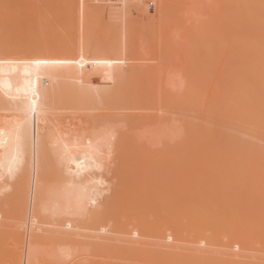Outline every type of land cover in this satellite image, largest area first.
Instances as JSON below:
<instances>
[{"label": "rangeland", "instance_id": "obj_1", "mask_svg": "<svg viewBox=\"0 0 264 264\" xmlns=\"http://www.w3.org/2000/svg\"><path fill=\"white\" fill-rule=\"evenodd\" d=\"M7 1V0H6ZM5 1V2H6ZM11 1H13L12 3L8 0L7 2L10 4L11 3V6H12V4H13V6L15 5V7H13V11H12V9L10 10V9H7V8H10L9 7V5H7L8 7H6L5 5L6 4H4V1L3 0H0V18H2L3 19V21H2V19L0 20L1 22V24H0V34L2 35V32H3V34L5 33V34H7L8 32H9V36H12V38L13 37H15V38H11V40H10V37L7 35H2V37H4V40L6 41V40H9L10 41V43L7 41L6 43H5V45L6 46H10L9 47V49L11 50V48H12V46H14L13 48H16V49H14V51L15 50H17L18 51V53H20L19 54V56H18V60L20 59V61H19V66H20V72H22L21 74H23L25 71V73H26V76H27V72H28V69L30 70V72L32 71V68H33V70H35V66H34V64L36 65V66H38L37 64H36V62H34L35 60H38V62L40 61V60H42V56H43V54H45L46 56H47V52H48V48L50 47V51H49V60L47 59L46 60V65H44L43 64V62H42V64H40L42 67H45V68H41L40 66H38V69H40V70H46L47 71V69H46V67L48 68V70L50 71V70H52L51 72L52 73H54L53 74V76L52 75H47L48 77H51V78H55V77H57V79H56V81L58 80V82H60L61 83V85L59 84L58 86H56V88H54L55 86V84L57 85L58 83H52L51 85H50V81L52 80V79H49L48 77L46 78V75L44 76L43 75V77H42V74H44V71L42 72H40V70H38L37 68H36V70H37V73L39 72L40 74V76H41V84H43V86H45V90H46V92H45V95L47 94L48 95V92H49V94H55L56 96H55V99H56V101H54L55 103L57 102V104L59 103V101H61V100H59V101H57V98L56 97H58V99L59 98H65L64 99V101H62L61 102V104L59 105V109H58V107L56 108V107H54V108H56V112L57 111H59V112H62L63 113V111H65V112H70V111H73V107H74V109L78 112V109L79 108H82L81 106H83L84 108H82L83 109V111L82 112H84L85 110L87 111V110H90L91 112H90V114H94V116H96L97 114L99 115H97V118H99V119H97L96 117H95V119H96V123L97 122H99L98 124H96L95 125V121H94V117L93 116H91L90 114H88L89 115V117L91 116V118L93 119V121L94 122H92L93 124H92V126L93 127H91V125H90V127H91V129H96V126H99V128L101 129V132H100V130H99V132H100V134L103 132L102 130L104 129V127H103V129L101 128V125L100 124H102V126H106L105 124L107 123V126H108V124H110V122H111V119H109V118H112V119H114L115 118V116H117L118 118H119V116L122 118V119H120L121 120V122H120V120H119V122H120V124H119V122H118V124L116 125L117 127H118V129H116L117 127L115 126V124L117 123V121H116V123H115V120H118V118L116 117V119H114L112 122H111V126H109L110 127V129H112V131H113V129L114 130H117L116 132H113V135H114V138L112 139V141H111V139H110V141L112 142V145H111V143H110V145L112 146L111 148H109V149H111L110 151H109V149L107 148V147H109V146H107V145H109V143L106 145V147L105 148H102V149H108V151L109 152H107V150L105 151H103L104 153L106 152L108 155H105L104 153H102V155H101V152H100V149L98 150V154H97V156L98 155H101V161H102V165L100 164V158L99 157H96L95 159H96V161L100 164V167H98L99 166V164L95 161V163H97L98 164V166L94 163V161L92 162V163H94L95 165H96V167H98V172H92L91 170L89 171V170H87V166H85V169H86V171L88 172H92L93 174H95L94 176L92 175V177L93 178H95V182H94V180H93V183H92V181H91V179H92V177H88L87 176V178H86V176H85V174L84 175H82L81 176V174L82 173H80V171H78L77 173H78V176L82 179V178H84L85 180L86 179H88V181L90 180V182H89V189L91 190H88V188H87V190L88 191H90V193L88 192V195L90 194V200H89V196L87 197L88 198V200L89 201H87V207H86V204H85V207H86V209H87V211L85 210V208H84V210L85 211H81V214L78 216L77 214H79L78 212H76L77 214H75V215H73L74 217H72V216H70V214L71 213H69V212H73V211H68V214H69V216L70 217H66V216H64V219H61V218H63V216L62 215H65V214H62L60 217L57 215L56 217H55V213H53V215H54V217H52L53 215H51V217L52 218H49L48 220H47V218H48V216H49V214H47V217H46V215H44V214H46V213H44L42 216H44V217H30V210H31V206H32V204H31V199H33L32 197L35 195V194H37L38 196H36V199H38V197L39 198H41L40 197V195L44 192V190H47V188L48 189H50L51 190V187H52V185L53 186H55V185H59V181H63V184H64V186L65 187H67V185H69L68 183V181L66 180V178H64V176L66 175V176H70V174L72 173V172H74V171H76V170H79V166H78V164H76V162H74V160L75 159H77V158H75V154H74V158H73V164H71V163H68V164H65L64 162H67V159H66V161L65 160H63V163L61 162V164L58 162V164H57V162L55 161V160H58V158L60 159L61 158V156L63 155V153L61 154V156H60V154H59V156L57 155V153H56V155L58 156V158H56V155L55 156H53V160H52V157L50 156V159L51 160H49V162H48V159H47V163H45V162H42L41 164L43 165H41V164H37V165H34L36 162H37V158H36V161H34V156H35V153H32L31 154V158H33V160H32V163H33V166L31 165V171H32V173H33V169H35V167H36V169H37V166H39V167H43V169H46V170H43V169H41V173H39L38 174V172H36V170H34L35 171V174H36V176L34 175V173H33V176H34V181H35V186H36V189H38L39 188V191H41L42 190V192H39L38 190L36 191V193L32 196L31 195V193L29 192L28 194H30V197H29V209H28V211L27 212H25L24 210H22V209H20L21 211H24V212H21L22 213V215H20V212H18L19 211V208L17 207V208H15V206L16 205H19V204H21L22 206H23V209H24V205H26L27 206V204H25V201H24V205H23V202H22V200L23 199H19L20 197H22V195L19 197H17V195H18V192L16 191V189L19 187V185H18V182L20 181V179L19 178H17V177H13L12 179H13V181L10 179V178H3V177H1V175H0V188L2 189L1 191H0V196H1V198H0V212H1V217H0V264H48L50 261V259L49 258H51V264H83V263H85V261H86V263L85 264H94V263H97V262H99V263H101V262H107V260L108 261H110V262H112V263H119L120 262V264H145V263H147V264H167V258H166V256H170V257H168V258H171V259H173V254L176 256V257H179L178 259L180 260L181 258L180 257H182L183 258V256H180V255H184V258L185 257H187L188 258V256L190 257V256H192V254L193 253H196V254H194V257H197L196 255L198 254V253H200V254H204V255H208L207 257H209V255L211 256V257H209L210 258V261H209V258H208V260H207V258L205 259V263L206 262H208V264L211 262V260L213 259L214 261H216V262H211V264H214V263H217V262H219V264H264V251H262V250H264V219L263 220H260V219H262V218H264L263 216L260 218V219H258L257 217H255V219L257 218L258 220H255L254 218H253V216H250V218H246V215H252L253 214V212L251 211V209L250 208H252L253 206H255L256 204H258V202L260 201V199H259V201L256 203V197H253V198H251L252 196H253V193H251V194H249V195H246L247 193V190L249 191L250 190V188H249V186H253V184H255V185H258V186H260L261 185V183H260V181H262V186L264 185V177L263 178H260L261 176H262V174L263 173H261L260 171L257 173V177H259V178H257V177H255L254 178V172L255 171H253V170H248L247 172H246V170H244V171H238V172H233L232 171V173L230 174L231 176L233 175H236L237 173V175H240V176H242L241 174H244V176H243V178H244V180H240V178H238V177H240V176H238L237 177V175H236V178H238V180L234 177V179H231V177L227 174H225L224 176H225V178L228 180V179H231L230 180V183L231 182H233V180H237V181H234L233 183H231V184H235V185H241V184H243V187L244 186H246V192H245V195H242L243 193H244V188H243V190L241 189V192H242V194H241V197L243 198V197H245V199L243 198H241L242 200H243V203H242V206H244L245 207V209H243L244 210V212L247 210V206H249L250 205V202H251V200L252 201H254L255 200V205H253V206H251L250 205V207L248 208V211H247V213L245 214L244 212H243V214H245L243 217H245L246 219H244V220H241V221H243V222H241L240 223V221H238V220H236L235 218H237L238 217V215L236 214L237 212H238V214H239V209H237V211H235L234 209H233V213L234 212H236L235 214L237 215V216H235V218L233 219V217L231 218V216H229L228 218L226 217H224L225 219H223V217H220V215H222V210H221V212H220V215H217L218 217H215L214 218V215L215 214H212L213 216V219H210V220H212V222H209V219H208V216L207 215H205V217L204 218H206L205 220H207L208 219V222L207 221H205L204 219H201L200 220V218L198 219V220H196V221H194L195 223H197V224H195L196 226H198V228L196 227V226H194L195 228H193V226H191L190 224H192V222L193 221H189L188 219H190V217H189V214H190V216H191V214H193L192 212H193V210H195V214L196 215H194L193 217H200L199 215V212H201V211H199L198 210V208H200L199 206H206L209 202V206H207V207H205L206 209L208 208H212L213 206V208H215L216 206H217V204L218 205H220V207L221 206H223V207H226L225 209H228V208H230V206H233L232 205V203H231V201H230V198H228V197H225V198H221V199H219V200H224V201H226L225 203H219V201H217V199L214 201V199H213V195H211V196H209V198L207 199H198V198H196V200L198 199V201H200V202H202L203 200L204 201H206V202H204V203H206L205 205H201V203L200 202H197L196 200H194V199H192V197H189V199H188V202L190 203V205L188 204V202L186 203V204H188L189 206V209H186V208H188V207H182V209L184 210V212H187V211H189L188 213H185L184 214V212L182 211V209L181 210H178V214H179V216L181 215L182 217H184V216H186V214L188 215V217H185V219L183 218V221H181L179 218H181V217H179L178 216V214L176 213L177 211H176V209L175 208H177L176 207V203H178V201H176L177 199H179L180 198V196L179 197H177L176 196V194H172L171 192H173V191H171L170 192V190H169V192H170V194H172V196L173 195H175L174 196V199L172 200V196L171 195H169V197L168 196H166V193L165 194H163L162 193V195H161V193H159L160 194V196H159V194H158V196L160 197L159 199H160V201H161V199H162V201H161V205L163 204V207H162V211H166V212H170V214L172 215H170V214H167V215H169L168 217H169V219H168V222L170 223H173L172 224V226H174L175 225V222L173 221V220H170V218L172 219L173 218V215H175L176 217H177V219H176V217L174 216V219H176L177 221H178V219H179V221L181 222V223H183V224H185L184 225V227H182V228H180V230H178V232L180 233V234H184V233H187V235H185L187 238H188V240H186V241H184V237L185 236H183V235H181V237L180 238H182V240L177 236L178 234L177 233H175L176 234V236L179 238V240L178 241H180V242H175V241H177L176 239L177 238H174L175 240H173L174 242L172 243V244H170L171 243V241H172V239L171 240H169L171 237H169L168 235L170 234L169 232H167L168 233V235H166L167 237H168V240L166 239V238H159L160 236L162 237V235L163 234H165V232L166 231H168V228H169V223H167L168 225L166 226V222H167V219H164L165 218V215L164 214H159V212H160V210L159 209H161V205H160V208H159V204H160V201L158 202L157 200L158 199H156L155 198V194H154V192L153 191H155V188H154V184H157L158 183V181L160 180H158L157 179V177L155 178H153L152 176H156V171H154L153 170V168H155V170H156V166L154 167V165L155 164H157V159L160 161V162H162V163H164V160H165V162H166V164L167 165H164V167L166 166V167H168V166H174V165H172L171 163H172V161L171 162H169V159H171V160H173V158H175L174 157V155L176 154H174V150L175 149H173L172 148V144H173V142H172V140L173 141H175V143H177V142H179V143H181V145L180 146H183V147H181L180 148V146H179V144L177 143V145L176 146H178L180 149H182L183 151L185 150V152H186V149H185V145H186V137H183V138H185L184 140V143H183V140H181V141H179L180 139H178L177 140V138L178 137H181L180 135L184 132V127L186 128L187 126L185 125L183 128H182V126L181 125H183L184 124V122H185V124H186V121H183V124H181V119H182V117L180 118V115H181V113L183 112V109H181L183 106H184V108L185 109H188L187 110V116H189L192 112V114H198V119L197 120H203V118L207 115V118L208 117H210L211 118V116H212V118H213V116L214 115H216V114H218V115H221V113H220V108L218 109L219 111H213V109L215 108V109H217L218 108V106H216V101H215V103H214V105H212L213 103H212V101L213 100H211V99H208L207 97H209V94L211 93V95H212V92H213V94H214V96L212 95V96H210L211 98H216L219 94H221V93H223V95L221 94L220 95V97H221V102H222V104H223V106H225L224 108H226L229 112H227V113H225L227 116V121L224 119V118H226L225 117V115H223L221 118H223L222 119V121L219 119L220 117L218 116L217 118L215 117L214 118V120H212L213 122L212 123H214V127H216L218 124V126L216 127L217 128V130L219 129V128H221V131L224 133V134H226V135H223V133L220 131V129L217 131V133L219 134V135H217L216 136V140L217 139H221V138H225V139H221L220 141L218 140V142H219V145H221L223 142V140H227L228 138V136H227V133H229L230 134V138H231V136H232V139H231V141L233 140V143H234V145H237L238 143H241L242 142V140H245V138H244V136L246 135V133L247 132H243V131H240L239 129H241L242 127H240V128H238L239 126H241L242 124H240V125H238L239 124V122L240 123H242V122H245V119L243 118V110H244V106H247V101L251 98V96H252V94H248L249 92H251V81H250V78L248 79V77H250V75H252V74H250L248 77H247V73H248V71H249V73H252V69H253V61L255 60V58H254V56L252 57V55L254 54V53H252V55H250L251 54V51L249 52L250 54H248V51H249V47L251 48L250 50H252V52H253V46H254V44L252 43L254 40H255V38H256V36H255V38H254V34H255V32L257 31V28L255 29V26H256V24H255V22H252V21H255L256 20V9H255V7L253 6L254 4H255V2H253L252 3V5H250V3L251 2H244V0H243V2L242 1H239V0H227V1H225V0H197V1H193V0H191V1H193L192 2V6L190 5V6H188V10H187V8H186V5L188 4L189 5V1L190 0H187L188 2L186 3V5L184 6L183 4H180L179 2H181V0H168V1H166V2H169V3H167V4H163L164 3V1L163 0H161V5H160V7H159V12L157 11V10H155V8H157L156 6H157V2H159V1H157L156 2V4H155V8H148L149 6H146L149 10H151L152 11V13H151V17L150 16H147L146 15V17H144V14H143V9L145 10V12H147L146 10V8L144 7V4L145 5H148L147 4V2H148V0H137L136 2L138 3V4H140V7H142L141 9L138 7V4L136 5L137 7H138V9H140L139 10V12H138V10H137V8H136V6L134 5V7L132 6L133 4H131L132 2H130V0H124V3L126 4L127 2V4L126 5H128V8L126 9V12H125V6L126 5H123V3H122V1L121 0H99L101 3H99L98 1L97 2H95V3H93V4H91L92 6H93V10H94V13L96 14V13H103V12H105L106 10H107V8H108V6H111V7H109V8H111V9H113V11H117V10H114L115 9V1H116V3L117 2H119L120 4H122V6L123 7H120V10H119V14L117 13V16H113V19H111V18H108V17H105L106 16V14H104V15H101V14H98L99 15V20L97 19L98 17H96V18H94V20L97 22V24H95L94 25V21H93V19L92 20H89L88 21V29L86 30L87 32L90 30V33H91V31H92V33H91V35H90V37H88L89 35H87L88 33L86 32V35L87 36H85L84 37V39L86 40L87 39V37H88V40H84V42H85V44H87L88 42H92V46L91 47H94L95 45L96 46H100V48H95V50H94V48L92 49L91 47V49H89V47H88V45H90L89 43L87 44V49H89L91 52H89V54H90V56H89V54H88V52L87 51H89V50H87L86 52H85V54H86V56L87 57H97V54L98 53H101L102 52V50L104 49L105 51L106 50H108L106 53H105V51H103L102 52V57L103 58H106L108 55H109V57H107V61L108 60H113L114 62H115V58L114 57H117V56H121L122 58H124L125 59V61H123V64L125 63H127V65L128 66H136L137 67V65H138V71H140L139 73H140V75L138 76V71H136V73H138L137 75H134V77L133 78H131L132 79V81H130V80H128V81H126V79H124V81L123 80H121V81H117V78L116 77H114L115 75H116V73L115 72H112V74L111 75H113V73H115L114 74V80H116V81H114L112 78V80L113 81H111L110 83H109V76H108V83L107 84H105L104 83V81L102 82L103 83V85L100 83V86H98V90L97 91H101V96H102V99L105 97V99H103L104 100V102H105V104H103L102 105V100H101V98H100V95H99V93L97 94L96 93V91H95V89L93 88V85H95L94 83H95V81L93 82L92 80H94L95 78H94V76H92L93 77V79H89V81L87 80V78H85L87 81H88V83H86V82H84V78H83V76H82V78H83V80H82V78L81 77H78L77 78V74L79 73H77L76 74V81H75V77L74 78H67V82H66V77H64L63 76V74L65 73L66 74V76H69V75H67V73H66V71H65V69H63V71L61 70L60 71V69H62V68H60V66H62V65H60V66H57V63L56 62H62L63 61V58L64 57H66L67 56V58H68V61H64L63 63H67V62H69V64L70 63H72L73 61H75V58H76V56H77V53H75V51L77 50H74V49H72V52L71 53H69V54H67V53H65L64 54V56H62V52H60V50H58L57 52H59L60 54H55L54 53V50L55 49H51V47H53V45L55 44V45H57L58 44V46L59 47H61V43H63L64 44V41L62 42L61 41V43H58V42H60V39H59V37H62L61 39L62 40H65V37H67V32H75V33H78L79 34V37H77L76 35V37L78 38V40H75V41H77L76 43H78L79 41H80V37H81V30H80V21H79V28L77 27L78 26V24H76L77 22V20L75 21V25H74V23H73V20H72V16H71V13H70V9H71V7H70V5H73L72 3H71V1L70 0H68V3H67V1L66 0H55V2L57 3H51L50 2V0H39L38 2L39 3H36L37 2V0H29V1H31L32 2V6L34 7V8H36L37 9V11H38V13H37V11H36V9H34V8H32V6H31V2H29L28 0H19L20 2L19 3H16V1L15 0H11ZM21 1H23L22 3L24 4V5H22L21 4ZM57 1H61L60 3H62L63 2V4H59ZM70 1V2H69ZM147 1V2H146ZM177 1V2H176ZM179 1V2H178ZM184 1V0H183ZM182 1V2H183ZM186 1V0H185ZM190 1V2H191ZM201 1H203V3L201 2ZM206 1V2H205ZM233 1V2H232ZM246 1V0H245ZM33 2H35L36 3V6L38 7H36L35 6V3H33ZM43 2H46V3H49L50 2V4H54V6H56L57 5V10H56V7H54L53 5L50 7V9L51 10H49L48 12H49V14H48V12H47V10L46 9H49V6L50 5H48V6H46V9H45V11H43L42 10V13H41V7H45V5L43 6ZM52 2H54V1H52ZM105 2V3H104ZM111 2H113V3H111ZM134 2H135V0H134ZM133 2V3H134ZM136 2H135V4H136ZM143 2H144V4H143ZM165 2V3H166ZM181 2V3H182ZM195 2V3H194ZM197 2V3H196ZM208 2H210V3H208ZM236 2V3H235ZM4 4V6H3V4ZM7 3V4H8ZM30 3V4H29ZM80 3V2H79ZM111 3V4H110ZM226 4V6H228V7H226V6H223V5H225ZM229 3V4H228ZM235 3V4H234ZM245 3H247V5H245ZM28 4H29V6H28ZM39 4V5H38ZM64 4H67V5H69V6H67V9H68V7H70L69 8V10H64V9H66V8H64ZM97 4V5H96ZM112 4H113V8H112ZM142 4V5H141ZM176 4L178 5V6H176ZM196 4H197V6H196ZM208 4V5H207ZM228 4V5H227ZM233 4V6H231V5ZM60 5H63V7L62 6H60V11H59V6ZM131 5V6H130ZM159 5V4H158ZM172 5V6H171ZM181 5L183 6V7H185V9L187 10H185L183 7V11L185 10L186 11V13L188 12V13H190L191 12V10H192V8L194 7V5H195V8H196V11H198L197 12V14H194V15H196L197 17H195V16H193V17H191L192 19H190V23H189V21H188V19L187 18H185V17H187L188 16V13H187V16H185L184 14H180V13H182V10H180L181 9ZM201 7H200V6ZM203 5L205 6V7H203ZM207 5V6H206ZM238 5H239V7H238ZM240 5H241V7H240ZM18 6V7H17ZM20 6H21V8H20ZM26 6V7H25ZM31 6V7H30ZM41 6V7H40ZM91 6V7H92ZM131 8H130V7ZM164 6H165V8H164ZM176 6V7H175ZM180 6V7H179ZM230 6V7H229ZM247 6V7H246ZM30 7V8H29ZM48 7V8H47ZM97 7V11H95V8ZM127 7V6H126ZM162 7L164 8V10L162 9ZM170 8V11L168 12L167 11V9L168 8ZM175 7V8H174ZM179 7V8H178ZM205 8V9H201V8ZM208 7H209V9H208ZM212 7V8H211ZM228 9V11L230 12V10H231V12H230V14H229V12L227 11V13H224L227 9ZM232 7H233V9H232ZM243 7V9L245 10V11H247V10H249V14L247 13V12H243L244 10L242 9H240V8H242ZM2 8H4V9H2ZM18 8H19V10H18ZM23 8V9H22ZM28 8V9H27ZM40 8V9H39ZM62 8V9H61ZM79 8H80V5H79ZM105 8V9H104ZM123 9V13H125V15H128V16H125L124 14H122V9ZM132 8H134V9H132ZM135 8H136V10H135ZM160 8H161V10H160ZM167 8V9H166ZM177 8V10L178 11H176L175 9ZM20 9L22 10V11H20ZM33 9H34V12H33ZM55 9V10H54ZM128 9H132V11L131 12H129L128 11ZM158 9V8H157ZM212 9H214V10H212ZM62 10H63V12H64V14L65 13H67L66 15H67V17L69 18L70 16V19L72 20L70 23L74 26V28L76 27L79 31H77L76 32V29H75V31L72 29L73 28V26H72V28H71V26H70V31H66V29L64 30V28L65 27H67V26H64V25H66V19H68V18H66V16L63 14V15H61L63 12H62ZM104 10V11H103ZM110 10V9H109ZM136 11V12H138L136 15L135 14H133V11ZM149 10H148V12H149ZM166 10V11H165ZM169 10V9H168ZM203 10V11H202ZM211 10H212V12H211ZM224 10V11H223ZM2 11V12H1ZM5 11V13H3ZM8 11V12H7ZM17 11H19V12H17ZM36 11V12H35ZM53 11H55L57 14H58V12L57 11H59V12H62V13H59L58 15L55 13L54 14V12ZM72 11H73V9H72ZM103 11V12H102ZM134 11V12H135ZM154 11H155V13H156V11H157V13L159 14H155L154 13ZM165 11V12H164ZM181 11V12H180ZM185 11H184V13H185ZM196 11H194V13H196ZM205 11V12H204ZM240 11H242V12H240ZM9 14H7V13ZM19 14H17V13ZM40 12V13H39ZM44 12H45V14H46V16L44 17ZM52 12V13H51ZM74 12V11H73ZM72 12V14H75V13H73ZM144 12V13H145ZM147 12V13H148ZM164 12V16H163V13ZM179 12V14L177 15V13ZM209 12V13H208ZM211 12V13H210ZM2 13V14H1ZM147 13H145V14H147ZM160 13H161V15H160ZM168 13H170V15L168 14ZM174 13H175V15H174ZM213 13H215V14H213ZM234 13V14H233ZM247 13V14H246ZM5 14H7L8 15V17H6V16H4ZM12 14H15L17 17H15L16 19H15V21L13 20V18H14V16L15 15H13L12 16ZM22 14H26L25 15V19L28 21H25V23L23 22V21H21V20H24L22 17H24V15L22 16ZM30 14H32V16L30 15ZM38 14H39V16H38ZM41 14V15H40ZM42 14H43V16H42ZM48 14V15H47ZM150 14V12L148 13V15ZM152 14H154V15H152ZM201 14H204V15H201ZM213 14V15H212ZM229 15V16H225V15ZM250 14H254V17H256L255 19H254V17L252 16V15H250ZM28 15V16H27ZM138 15V17H136ZM140 15V16H139ZM185 17H184V16ZM192 15V14H191ZM190 15V16H191ZM210 15V16H209ZM212 15V16H211ZM222 15V16H221ZM230 15H231V17H230ZM235 16V17H238V19L236 18H233V16ZM243 15H245V18L247 17V19H243ZM252 16V18L250 17V16ZM13 18H12V17ZM22 16V17H21ZM41 16H42V20L41 19H39V18H41ZM51 17V19L53 20V21H55L54 22V24H53V21L52 20H50V19H48L49 17ZM76 16V14L73 16V17H75ZM103 17L102 19H100L101 17ZM118 16L120 17L121 16V18H118ZM125 16V17H128L129 18V20L126 18L125 20L127 21L128 20V22H126V25H127V31L129 32V35H131V37H129L128 38V36H127V34H128V32H127V34H126V36H127V39H130V40H127V41H129L128 43H127V41H126V39H125V46L126 47H128V49H125V51H124V49H123V52H122V54H121V49H122V47L119 45L120 44V42H121V39H120V37H118V40L116 41V37L118 36V34H117V32L119 31V29L121 28V27H123V26H121V25H123L124 23H120V21H122L123 22V20H122V18ZM157 16V17H156ZM159 16H161V17H159ZM175 16V17H174ZM181 16H183L185 19H186V21H184L185 19L184 18H182ZM189 16V17H190ZM206 18H205V17ZM217 16H218V18H217ZM10 17H11V19H10ZM19 17H20V19H19ZM31 17H33L34 19L33 20H31ZM36 17H39V18H36ZM44 17V18H43ZM57 18V20H54L53 18ZM61 17L62 18H64V21H61L60 19H61ZM114 17H117V18H115L114 19ZM130 17H131V19H130ZM143 18V19H140V18ZM150 17V18H149ZM163 17V18H162ZM166 17V18H165ZM178 17L179 18H181V20L180 19H178ZM195 17V18H194ZM213 17V18H212ZM223 17V18H222ZM226 17V18H225ZM252 19V21H249V20H251L250 18ZM28 18H29V20H31V21H29L28 20ZM66 18V19H65ZM109 20H108V19ZM144 18H145V20H144ZM155 18V19H154ZM168 18V19H167ZM171 18V19H170ZM176 18V19H175ZM212 18V19H211ZM228 18V19H227ZM231 18V19H230ZM8 19V20H7ZM37 20V21H34V20ZM47 19H48V22H47ZM58 19L60 20V22H58V23H62L61 25H59V27L60 28H58V26H57V21H58ZM74 19V18H73ZM77 19V18H76ZM124 19V18H123ZM150 19H154V20H150ZM159 19V20H158ZM210 19V20H209ZM220 19V20H219ZM233 19V20H232ZM249 19V20H248ZM11 21V23L10 22H7V21ZM16 20H17V22L19 23H16ZM19 20V21H18ZM75 20V19H74ZM142 20V21H141ZM165 20V21H164ZM182 20H183V22H182ZM194 20V21H193ZM230 20V21H229ZM237 20H238V22H237ZM244 20H246V21H244ZM6 21V22H5ZM34 21V22H33ZM44 21V22H43ZM45 21H46V23H45ZM70 21V20H69ZM133 21H135L134 23H136V24H134L133 23ZM139 21L141 22V24H143L144 25V27H139L138 26V23H139ZM143 21H144V23H146V24H148V26H150V27H154V26H161L160 28L161 29H159L158 27H157V33H156V30H153L152 31V29L153 28H149V31H148V28L145 26V24L143 23ZM156 21H160V23H158V22H156ZM181 21V22H180ZM234 21V22H233ZM247 21H248V23L249 22H252L251 24V26H253L254 24V27H252L253 29H251V28H249V27H251V26H249L248 27V29H251V30H247V31H244V29H246L245 28V26L247 27L248 25H250V24H248L247 25ZM6 23V25H9V24H11V26H13L12 25V22H14L13 24H15L14 25V29H15V31H16V33H18L19 32V34H20V32H21V34L23 33L22 31H25V35H27L26 37H27V40H26V37H24L25 35H24V33L22 34L23 35V37L21 36V37H19V34L17 35L16 33H15V31L13 32L12 30L13 29H10V28H12V27H10V25L9 26H6V25H4L5 23ZM52 22V23H51ZM64 22V23H63ZM68 22V21H67ZM104 22V23H103ZM109 22V23H108ZM112 22V23H111ZM138 22V23H137ZM151 22L153 23V24H151ZM165 22V23H164ZM185 22H187V26H186V23ZM211 22H213V24L215 23V24H217L216 26H215V28H217V26H219L218 28L219 29H215L214 28V25L211 23ZM237 22V23H236ZM4 23V24H3ZM9 23V24H8ZM35 23H37L39 26H41L40 24H42V27H38V25H36ZM49 23V24H48ZM69 23V22H68ZM69 23V24H70ZM103 23V24H102ZM117 23H119V24H117ZM128 23V24H127ZM130 23V24H129ZM158 23V24H157ZM169 23V24H168ZM182 23V24H181ZM210 23V24H209ZM233 23V24H232ZM241 23V24H240ZM246 23V24H245ZM18 24V25H17ZM20 24H22V25H20ZM34 24L37 26V27H35L34 26ZM48 24V26H46V25ZM53 26H52V25ZM56 24V25H55ZM93 24V25H92ZM100 24V25H99ZM115 25V27L117 28H114V25ZM140 24V25H141ZM156 24V25H155ZM162 24H167L166 26H167V29L169 28L168 27V25L171 27V26H174V28L172 27V29L174 30V31H176V33H178L177 35H176V37H175V39L176 40H170L169 41V43H167L165 40V43H167V45H171L170 47L169 46H167L166 44H165V47H164V41H162L164 38L166 39V27L164 28V25L162 26ZM194 24L196 25V26H198V25H200V26H198V28H197V30H196V34H197V36H195V31H192V30H194V28H193V26H194ZM204 24V25H203ZM211 24L213 25L212 27H211ZM226 24V25H225ZM228 24H231V25H228ZM243 24H245V25H243ZM2 25V26H1ZM19 25H20V27H19ZM28 25V26H27ZM102 25V26H101ZM153 25V26H152ZM229 26V28H228V26ZM235 25L237 26V27H239V25H241V27L242 28H240V30H236V31H234V29H236L235 28ZM22 26H24V27H22ZM57 26V27H56ZM94 26V28H92V27ZM119 26H120V28H119ZM196 26H194L195 28H196ZM4 27H5V29H4ZM8 27V29L9 30H7L6 28ZM19 27V28H18ZM26 27H28V28H26ZM30 27V28H29ZM32 27V28H31ZM46 27V28H45ZM52 27H56V33L54 34V31H55V29L54 28H52ZM64 27V28H63ZM89 27H90V29H89ZM106 27V28H105ZM112 29H111V28ZM192 27V28H191ZM205 27V28H204ZM209 27L210 28V30H209V28L207 29V28ZM231 27H232V29H231ZM233 27H234V29H233ZM2 28V29H1ZM22 28V31H20V29ZM34 28H37V30H38V28H39V31H38V33H41L42 32V34H38L37 33V31L36 30H34ZM104 28V29H103ZM108 28H110V30L108 29ZM154 28H156V27H154ZM165 29V31H164V29ZM180 28V29H179ZM28 29V30H27ZM29 29H31L30 31H35L36 32V35L34 34V32H30L29 31ZM33 29V30H32ZM54 29V30H53ZM59 29V30H58ZM96 29V30H95ZM100 29V30H99ZM122 29V28H121ZM120 29V30H121ZM145 29H147V30H145ZM158 29H159V31L161 30V32H160V34H161V36H160V34H159V31H158ZM162 29H163V31H162ZM176 29V30H175ZM188 29V30H187ZM190 29H192L191 31H189ZM199 29V30H198ZM204 29L207 31V33H209V31H210V35L213 33V35L216 37V35H217V38H215V37H210L209 36V34H207L206 33V31L204 32ZM212 29L214 30V31H212ZM222 29L225 31V33L223 34V32L224 31H222ZM243 29V30H242ZM17 30H18V32H17ZM50 31V34H52L50 37V39H52V38H55V36L56 37H58V38H56V39H54V40H51L50 41V39L48 40V41H50V42H53V45H52V43H50V42H48V45L47 44H45V40H47L46 39V37L48 36V35H50L49 34V32H48V35H46L47 34V31ZM95 30V31H94ZM106 30V31H105ZM108 30V31H107ZM114 30V31H113ZM142 30H143V32H142ZM150 30L152 31V32H150ZM185 30V31H184ZM203 30V31H202ZM221 30V31H220ZM256 30V31H255ZM41 31V32H40ZM100 31V32H99ZM104 31V32H103ZM133 31V32H132ZM155 31V32H154ZM180 31V32H179ZM193 32V33H186V32ZM227 31V32H226ZM234 31V32H233ZM242 31V32H241ZM253 31H255L254 33H253ZM57 32H59V34L57 33ZM60 32L62 33V32H64L65 34H60ZM121 32V31H120ZM140 32V33H139ZM143 34H142V33ZM154 32V36L155 35H157V39H155L154 38V36H153V34L151 35V34H149V33H153ZM186 34H185V33ZM220 32V33H219ZM237 32H239V33H243V34H245V35H247L248 34V36L251 38V39H248V37L247 36H242V37H240L239 36V33H238V35H237ZM10 33H11V35H10ZM33 33V35H34V37H36V39H38V40H34V38H31L33 35H31V34ZM99 33V34H98ZM101 33H103V34H101ZM104 33L105 34H107V35H104ZM146 35H145V34ZM182 33V34H181ZM205 33H206V35H205ZM226 33H229V34H226ZM20 34V35H21ZM67 34V35H66ZM85 34V33H84ZM121 34V33H120ZM221 34H222V36H221ZM250 34V35H249ZM0 35V36H1ZM29 35V36H28ZM39 35V36H38ZM40 35H42L43 36V38H42V36L40 37ZM71 35H74L73 33H71ZM95 35H99L98 37L96 36L95 37ZM115 36V38H114V36ZM162 35H163V37H162ZM202 35V36H201ZM232 35V36H231ZM237 35V36H236ZM37 36H38V38H37ZM44 36H45V40H44ZM100 36H103V37H101L102 38V40H100ZM106 36V37H105ZM150 36H152L151 38H153L152 40H151V42H149V37ZM160 36V37H159ZM192 36H194L195 38H196V40L194 41V37H192ZM199 36H201L202 38L200 39V37ZM221 38H220V37ZM231 36V37H230ZM237 37V39H236V37ZM9 37V38H8ZM49 37V36H48ZM123 37V36H122ZM182 37H184V38H182ZM198 37V38H197ZM204 37V38H203ZM207 37V38H206ZM209 37V38H208ZM227 37V38H226ZM238 37H240V38H238ZM244 37H246L245 39H244ZM25 38V39H24ZM42 38V39H41ZM73 39H74V37H72ZM72 38H70L69 37V39H71L72 40ZM76 38V39H77ZM90 38H91V40H90ZM111 38H113V39H111ZM133 38V39H132ZM159 38L161 39L160 41H159ZM193 38V39H192ZM210 38H212V40L210 39ZM213 38H215L216 40H222V41H218L219 42V44L217 45V43H216V41H215V39H213ZM225 38V39H224ZM242 38V39H241ZM31 39L33 40V41H31ZM66 39H68V37L66 38ZM68 39V40H69ZM94 39V40H93ZM136 39H137V41H136ZM183 39H185L184 41H183ZM187 39V40H186ZM233 41H232V40ZM234 39L235 40H238L239 41V39H241L240 41H244L245 40V43L244 42H239V46H241V48L244 50V47H246L248 50H246V52H245V50H244V52L247 54H245L244 52H242L243 50H240V47L237 45V43L235 44V43H232L231 45L230 44H227L228 42L229 43H231V42H234ZM257 39V38H256ZM15 40V41H14ZM26 40V41H25ZM40 40H42V42L40 41ZM107 40V41H106ZM112 40V41H111ZM132 40V41H131ZM135 40V41H134ZM140 40V41H139ZM154 40H156V41H154ZM167 40V39H166ZM178 40V41H177ZM214 40V41H213ZM225 40H227V42L225 41ZM230 40H231V42H230ZM249 42H248V41ZM250 40H252V41H250ZM17 41V42H16ZM30 41V42H29ZM38 41H40L41 43H39ZM58 41V42H57ZM75 41H73V42H75ZM93 41H94V44L95 45H93ZM110 41H111V43H110ZM120 41V42H119ZM131 41V42H130ZM161 42V44H163V47H161V46H159V45H161L159 42ZM2 42V41H1ZM1 42H0V46H2V45H4V42H2V44H1ZM23 42H24V44H23ZM119 42V43H118ZM137 42L139 43V50H140V52H139V50H137V52H136V54H137V56H136V54H135V52L133 51V50H135L137 47H138V44H137ZM171 42H172V44H171ZM212 42H215L216 43V45H217V47L212 43ZM222 42H223V44H222ZM248 42V43H247ZM8 43L10 44V45H8ZM19 43L20 44H22V45H19ZM33 43V44H32ZM66 43H67V40H66ZM70 43H71V41H70ZM115 43V44H114ZM118 43V44H117ZM131 44V45H128V44ZM143 43V44H142ZM153 43H156V44H154L153 45ZM174 43H176V44H174ZM196 43V44H195ZM225 43V44H224ZM250 43V44H249ZM34 44L35 45H37V50L35 49V51H37L36 52V55L38 54V53H40V50H42L43 48H42V46H41V48H39L40 47V45L42 44L43 46H49L46 50V53H44L43 51L45 50V49H43V51H41V53L43 52V54L41 55V57L39 56H36V55H34V56H36V58H38V59H36V58H34V56H33V59H34V61H32V66H30V67H28L29 65L27 64V62L25 61V60H27L28 61V56H25V54H26V50H27V48L25 47V46H27V47H29L30 48V46L32 45V46H34ZM38 44H40V45H38ZM51 46H50V45ZM68 44V43H67ZM74 44V43H73ZM72 43H71V45H73ZM98 44V45H97ZM122 44V43H121ZM146 44V45H145ZM150 44H152V45H150ZM241 44H243V45H241ZM4 45V46H5ZM54 45V46H55ZM66 45V44H65ZM69 45V44H68ZM111 45V46H110ZM120 47H119V46ZM123 45V44H122ZM141 45V46H140ZM155 45H156V48H152V47H155ZM209 45V46H208ZM213 45V46H212ZM229 45V46H228ZM244 45H246V46H244ZM252 45V46H251ZM16 46V47H15ZM21 46V51H23L22 49H23V47H25L26 49H24V51H25V54H24V51H23V53L21 54V52H20V50H18V48ZM57 46V47H58ZM74 46V45H73ZM76 46H78L77 44H76ZM79 46H80V44H79ZM78 46V47H79ZM129 46H131L130 48H129ZM134 46H136V47H134ZM172 46H173V48H172ZM196 46V47H195ZM231 46V47H230ZM234 46L236 47V46H238L237 47V49L236 48H234ZM242 46H244V47H242ZM18 47V48H17ZM36 47V46H35ZM58 47V49H64L63 48V45H62V48H59ZM125 47V48H126ZM161 47V48H160ZM169 47V48H168ZM200 47V48H199ZM203 47V48H202ZM214 47V48H213ZM233 47V48H232ZM34 48V47H33ZM53 48H55V47H53ZM77 48V47H76ZM107 48V49H106ZM118 48H121L120 50H118ZM133 48V49H132ZM142 48V49H141ZM178 48V49H177ZM209 48V49H208ZM218 48V49H217ZM220 48V49H219ZM221 48H223V49H221ZM5 50H7L8 49V47L6 48H4ZM79 49V48H78ZM99 49V50H98ZM111 49V50H110ZM114 49H116L115 51H114ZM145 49H146V51H145ZM161 49V50H160ZM225 49V50H224ZM226 49H227V51H226ZM235 51H234V50ZM29 50V49H28ZM51 50L53 51L52 53H51ZM101 50V51H100ZM126 50H128L127 51V53H124V52H126ZM144 50V51H143ZM157 50V51H156ZM241 51V52H239V54L242 56H244L245 58H246V60H247V57H249L248 58V60H247V64H244L246 61H245V59L244 58H242L241 56H239L238 58L239 59H237L236 60V58H232L231 59V56L232 57H235L236 55L235 54H238V52L237 51ZM8 51V50H7ZM7 51H5L6 53H7ZM33 51H34V49H33ZM98 51H100V52H98ZM131 51H132V53L133 54H135L134 56H133V54H131ZM153 51V52H152ZM162 51L164 52V53H162ZM184 51V52H183ZM215 51H217V52H215ZM5 52L3 53V51H2V54H4V57L5 58H3V55H2V57L1 58H3V61L5 62V60H6V56H5ZM16 52V51H15ZM15 52H13L12 54L14 55V57L16 56L17 57V53L16 54H14ZM29 52H31V51H28L27 53L29 54ZM93 52H95L96 53V55H95V53L93 54ZM98 52V53H97ZM129 52V53H128ZM154 52H155V54H154ZM234 52V53H233ZM106 54V55H104V54ZM109 53V54H108ZM124 53V54H123ZM167 53V54H166ZM242 53V54H241ZM10 54V51H9V53H8V56H7V58L8 57H11L12 58V56H10L9 55ZM28 54H26V55H28ZM31 54H33V53H31ZM121 54V55H120ZM160 54V55H159ZM193 54V55H192ZM217 54H218V56L220 55L221 56V54H222V56H221V58L220 57H218L217 56ZM230 54V55H229ZM238 54V55H239ZM24 57L25 56V59H24V61H23V58H22V56ZM38 55H40V54H38ZM114 55V56H113ZM129 55H130V57H129ZM152 57H151V56ZM154 55V56H153ZM235 55V56H234ZM237 55V56H238ZM45 56V57H46ZM54 57V58H62L61 60L62 61H59V60H53V59H51L50 57ZM61 56V57H60ZM224 56H226V57H224ZM236 56V57H237ZM13 57V58H14ZM15 57V58H16ZM27 57V58H26ZM31 57V55H29V58ZM72 58V60H69V59H71ZM98 57H100V54H98ZM121 57H119V58H117V59H119V60H124V59H122ZM149 57V60L150 61H147V58ZM150 57H151V59H153L152 61H151V59H150ZM173 57V58H172ZM11 58H10V63L11 62H13V61H11ZM12 58V59H13ZM32 58V57H31ZM47 58V57H46ZM108 58H110V59H108ZM112 58V59H111ZM203 58V59H202ZM32 59V60H33ZM43 59H44V56H43ZM50 59H51V61H50ZM117 59H116V63H118V61H117ZM191 59V60H190ZM199 59H202L201 61L199 60ZM240 59H242L241 61H242V63L243 64H240V62H239V60ZM252 60L251 62H250V64H248L249 63V60ZM138 60H142L141 62H139ZM155 60H156V62H155ZM172 60V61H171ZM235 60L236 61H238V64H237V62H235ZM244 60V61H243ZM14 61H16V59L14 60ZM47 61H49L50 63L51 62H53L52 64H50V65H47ZM113 61H111V62H113ZM231 61V62H230ZM233 61V62H232ZM0 62L1 63H4V62H2V60L0 59ZM41 62V61H40ZM39 62V63H40ZM76 62V61H75ZM75 62H74V64H75ZM100 61H98V63H99ZM135 62V63H134ZM148 62V63H147ZM162 64V66H160V63ZM179 62V63H178ZM1 63H0V68H1ZM7 63H8V66H9V62H8V59H7ZM6 62H5V65L7 64ZM14 63V65H15V62H13ZM16 63L18 64V61H16ZM63 63H61V64H63ZM109 64H110V61L108 62ZM143 63V64H142ZM150 63V64H149ZM222 63V64H221ZM235 63V64H234ZM12 64V63H11ZM28 65V66H25V65ZM73 64V63H72ZM74 64H73V66H74ZM108 64V65H109ZM119 64L121 65V63H120V61H119ZM122 64V65H123ZM148 64V65H147ZM151 64H152V66H151ZM155 66H154V65ZM166 64V65H165ZM179 64V65H178ZM189 64V65H188ZM224 64V65H223ZM13 64H12V66H14ZM76 65L77 64H75V67H76ZM110 65H113L112 63L110 64ZM142 67H144L145 66V68H150V70L151 71H149L148 69H145V72L143 71V69H141V66ZM181 65V66H180ZM200 65V66H199ZM207 65V66H206ZM226 65V66H225ZM228 65H230L229 67H228ZM232 65V66H231ZM239 65L240 66H242L241 68L243 69V67H245L243 70H245V71H243V70H240L241 68L239 67ZM252 65V66H251ZM11 66V67H12ZM67 66V65H66ZM72 66V65H71ZM79 66V65H78ZM117 66V65H116ZM149 66V67H148ZM151 66V67H150ZM159 66H160V69H162L163 68V70H164V74H163V76H162V78L163 79H159L158 77H157V74H158V72L156 73V71H158V69H159ZM183 66V67H182ZM193 68H192V67ZM213 66V67H212ZM215 66V67H214ZM3 67H4V65H3ZM11 67H10V70L5 66L4 68H6L7 70H8V72H9V74L10 73H12V69L14 68H12L11 69ZM15 67H17V66H15ZM56 68V67H59L60 69L59 70H57L56 71V69H52V68ZM63 67V66H62ZM80 67V66H79ZM115 67V66H114ZM158 69H157V68ZM182 67V68H181ZM189 67H191V68H189ZM224 67V70L222 69ZM225 67L227 68V69H225ZM19 68V67H18ZM24 68V69H23ZM26 68H28L27 70H25ZM77 68V67H76ZM81 68V67H80ZM80 68H77V71H78V69H80ZM136 68V69H137ZM140 68V69H139ZM189 68V69H188ZM208 68V69H207ZM210 68H214V69H210ZM240 68V69H239ZM247 68V69H246ZM6 69H3V70H1L0 69V71H3V72H5V73H8L7 71H5ZM14 69H16V68H14ZM83 70H84V68H82ZM159 69V70H160ZM178 69H180V70H178ZM200 69V70H199ZM233 69V70H232ZM17 70V69H16ZM35 70V71H36ZM81 70V69H80ZM79 70V71H80ZM190 70H191V72H190ZM226 70V71H225ZM247 70V71H246ZM54 71H56V72H54ZM141 71H143V72H141ZM148 71V72H147ZM201 71V72H200ZM209 72L208 74H206L205 75V73L206 72ZM220 71H221V73H220ZM223 71H225V72H223ZM227 71H229V72H231V73H229V72H227ZM13 72H15L14 70H13ZM17 72V71H16ZM48 72V71H47ZM57 72H60V74H61V76L57 73ZM63 72V73H62ZM81 72V71H80ZM84 72H85V70H84ZM83 72V73H84ZM147 72V74H145ZM153 72V73H152ZM178 72V73H177ZM214 72V73H213ZM226 72L227 73H229V75L230 74H232L233 76H234V74H235V76L234 77H236V79L235 78H233V76H231L230 75V77H229V75H227L226 74ZM242 72V73H241ZM244 72H245V74H244ZM17 73H19V70H18V72ZM32 73V76L34 75L35 76V78L34 77H32L31 75H29V74H31ZM31 73H28V77H23L22 78V80H23V82L21 83V87H23V85H24V87L26 86V84L27 83H25V82H27V78H33V81H32V83L34 82V80L36 79V81H37V86H38V84L40 83V80H38V78L36 77V73H34V71H32ZM34 73V74H33ZM141 73H143V75L145 74V76H143L142 77V74ZM214 74V76H213V74ZM219 73V74H218ZM248 73V74H249ZM56 74V75H55ZM80 74V73H79ZM94 74H96V73H94ZM168 74H170V75H168ZM177 74V75H176ZM179 74V75H178ZM187 74V75H186ZM55 75V76H54ZM58 75V76H57ZM72 74H70V76H71ZM85 75V74H84ZM87 75V74H86ZM89 75V74H88ZM87 75V76H88ZM98 75V74H97ZM109 75V74H108ZM110 75V76H111ZM147 75H148V77L149 78H147ZM154 75H155V78H154ZM200 75V76H199ZM243 75H246V76H243ZM29 76H31V77H29ZM62 76H63V78H62ZM99 76H101L100 74H99ZM103 76V75H102ZM101 76V77H102ZM175 76H176V78H175ZM179 76V79H177V77ZM217 76H219V77H217ZM120 77V76H119ZM138 77V78H137ZM153 78V80H152V78ZM158 79H157V78ZM161 77V76H160ZM212 77V78H211ZM215 77H216V79H215ZM231 77H232V79H231ZM242 79V82L245 80V78L249 81V82H247V81H244L242 84H243V86L241 85V84H239L238 82H240L241 81V79ZM8 79H9V77H7ZM79 78H81V79H79ZM116 78V79H115ZM121 78V77H120ZM144 78V79H143ZM148 80H147V79ZM167 78V79H166ZM170 78V79H169ZM199 78V79H198ZM207 78V79H206ZM211 78V79H210ZM240 79V80H238L237 81V83H236V80L237 79ZM63 79H64V82H63ZM73 79V80H72ZM78 79L79 80H81V82L80 81H78ZM97 79V78H96ZM95 79V80H96ZM140 81H139V80ZM175 79V80H174ZM189 79V81H186V80H188ZM193 79V80H192ZM202 79V80H201ZM215 79V80H214ZM218 79H220L219 81H218ZM235 79V80H234ZM30 80H28V82H30ZM59 80H61V81H59ZM97 80H100L101 81V79L99 78V79H97ZM102 80H104V78L102 79ZM136 80H137V82H136ZM153 82H152V81ZM161 80H163V81H161ZM180 80H182V83L183 84H181V81ZM198 80H201V81H198ZM204 80H206V81H204ZM207 80L209 81L208 83H207ZM38 81H39V83H38ZM53 81V80H52ZM54 81H55V79H54ZM53 81V82H54ZM71 81V82H70ZM90 81L91 82H93L92 84H90ZM123 81V82H122ZM135 81V82H134ZM143 81V82H142ZM154 81H155V83H154ZM175 81V83H173ZM180 81V82H179ZM191 81V82H190ZM199 83H201V84H199ZM220 81H222L223 83L225 82V81H227V84H228V86L229 85H231L232 86V84H230V83H235V84H237L238 86H240V88H241V90H240V88L239 89H235L236 91L237 90H240L242 93H240L239 94V92H238V94L237 93H235L236 91L235 90H233L234 92H233V94L231 93L232 92V89L235 87H233L232 89H227V84H226V88H223V89H219L218 87V84H220V83H218V82H220ZM6 82H7V84H8V80H6ZM43 82V83H42ZM73 82V83H72ZM113 82V83H112ZM121 82V83H120ZM133 83L132 84V86L130 87V85H129V83ZM158 82H160V84L158 83ZM168 82V83H167ZM177 82H179L178 84H177ZM216 82V84H215V86H214V88H212V89H214L212 92H211V86L210 85H212V83H215ZM230 82V83H229ZM25 83V84H24ZM68 83H69V85H68ZM70 83H71V85H70ZM78 83V84H77ZM80 83V84H79ZM83 84V87L81 86L82 84ZM99 84V82L98 81H96V84ZM128 84L127 86H124L123 84ZM148 83V84H147ZM218 83V84H217ZM226 83V82H225ZM241 83V82H240ZM248 83V84H247ZM10 84H11V82H10ZM10 84H8L9 86H10ZM40 84V85H41ZM44 84H46V85H44ZM76 84V85H75ZM146 84H147V86H146ZM155 86H154V85ZM163 84H165L164 85V87H167V89L169 88V91H166L168 94H167V97L165 96L166 95V92H165V90H167L166 88H164L162 85ZM245 84H247L246 86H245ZM8 85H5L4 86V89L6 88V86H7V88L9 87ZM30 84H28V86H29ZM36 85V84H35ZM53 85V86H52ZM65 85H66V87H67V89L68 88H72V89H68V90H70V92H67L66 91V93H68L66 96H64V97H61V95L63 94L64 95V93L63 92H61V90L62 91H64L65 90ZM73 85V86H72ZM85 85H86V87H85ZM88 85V86H87ZM91 85V88L93 89L92 91H90L91 93L93 92V91H95V93L93 92L92 94L94 95L95 94V96H93V100H92V97H91V100H92V102L89 100V99H87V97H88V94H86V92H85V94H84V91H83V89L84 88H87L88 87V90H89V86ZM116 85V86H115ZM173 85V86H172ZM199 85V86H198ZM217 85V86H216ZM236 85V86H237ZM70 86V87H69ZM77 88H76V87ZM81 88H80V87ZM96 86V85H95ZM112 88H111V87ZM115 88H114V87ZM118 86V87H117ZM129 86V87H128ZM153 86V87H152ZM176 88H175V87ZM200 86H202V87H200ZM210 86V88H209V90H210V93H208L209 92V90L207 89L208 87ZM245 86V89H247V86H250V91H248V90H246V91H244L245 89L243 88ZM11 87H12V85H11ZM31 87H33V86H31ZM41 88H42V86H40ZM64 87V90L63 89H61V88H63ZM144 87V89L142 90V92L144 91L145 92V96L147 97H143V95H142V92L140 91V89L141 88H143ZM157 87V88H156ZM172 87V89H170ZM181 87V88H180ZM216 87V88H215ZM221 87V86H220ZM230 87V86H229ZM13 88H15L14 86H13ZM26 88V87H25ZM28 88H30V87H28ZM38 88V87H37ZM37 88H36V90H37ZM59 88L61 89L60 91H59ZM78 88H80V90L78 89ZM91 88H90V90H91ZM97 88V87H96ZM118 88L119 89H121V92H117V90H118ZM123 88L125 89H127V90H123ZM136 88H137V90H136ZM138 88H140V89H138ZM152 89V91H151V89ZM160 88V89H159ZM207 89V90H204V89ZM237 88V87H236ZM4 89H2V92H4L3 90ZM12 88H8V90H11ZM27 89V88H26ZM33 89V88H32ZM50 89V91H51V93H50V91H47V90H49ZM82 89V90H81ZM99 89H103V90H99ZM117 89V90H116ZM130 89V90H129ZM146 89H147V92H146ZM150 89V91L148 92V90ZM161 90L162 92H160L159 93V90ZM176 89V90H175ZM198 89V90H197ZM244 89V90H243ZM8 90H6V92H8ZM35 90V89H34ZM40 90H42V89H40ZM44 90V89H43ZM58 90V91H57ZM72 90H74V91H72ZM79 90V91H78ZM87 90V89H86ZM154 90H156V92H154ZM184 90V91H183ZM204 90V91H203ZM221 90H223V91H225L226 92V94L228 93V94H230V95H226L225 94V92H222ZM227 90V91H226ZM228 90H229V92H228ZM11 91H13V89L11 90ZM21 91H23V90H21ZM24 91H26L25 89H24ZM81 91H83V94H84V96H83V94H81V96L82 97H84V98H81V97H79L80 95H79V92H81ZM106 93H105V92ZM128 91H129V94H127L128 93ZM133 91V92H132ZM137 91H139L138 93H135V92ZM157 91H158V93H157ZM174 91V92H173ZM189 91V92H188ZM29 92V91H28ZM27 92V93H28ZM34 92V91H33ZM59 92H60V94H59ZM78 92V93H77ZM89 92V91H88ZM108 92V93H107ZM179 92V93H178ZM186 92V93H185ZM246 92V93H245ZM10 93V91L7 93V94H9ZM11 93H13V92H11ZM16 93V92H15ZM20 93V95L19 96H21L22 97V93L21 92H19ZM36 93H38L37 91H36ZM36 93H33V95L34 94H36ZM69 93L71 94V97L69 96ZM78 95H77V94ZM82 93V92H81ZM120 95H119V94ZM130 93L132 94V95H130ZM147 93V94H146ZM152 93H153V97H152ZM156 93H157V95H156ZM187 93H188V95H187ZM216 93H218V95L216 94ZM235 93V94H234ZM247 94V95H245V94ZM7 94H6V97H7ZM31 94L32 93H30L29 95H26V96H29L30 98L31 97H33V96H31ZM52 94V95H53ZM73 94H74V96H76L77 98H75L74 96H73ZM108 94V95H107ZM135 94V95H134ZM137 94V95H136ZM138 94H140V96L142 95V98H143V100H142V98L140 97V96H138ZM149 94H151L150 96H149ZM159 94H160V96H159ZM195 94V95H194ZM197 94L199 95V96H197ZM206 94V95H205ZM2 95H5L4 93L2 94ZM12 95V94H11ZM39 95V94H38ZM46 95V97L48 98V96ZM85 95H87V97L85 96ZM108 97H107V96ZM118 95V96H117ZM203 95H205V96H203ZM216 95V96H215ZM234 96V100L232 99V100H230L231 99V97H233ZM235 95H237L236 96V100H235ZM240 95H243V97L242 96H240ZM9 96V95H8ZM25 95H23V97H24ZM25 96V97H26ZM35 96V95H34ZM41 96V95H40ZM40 96L38 97L37 95H36V97L37 98H40ZM43 96V95H42ZM134 96L136 97V99L138 98V102H137V100H135V98H134ZM157 96H159V97H157ZM162 96H165V100H164V98L162 97ZM170 96V97H169ZM229 96H231V97H229ZM247 96H250V97H247ZM1 97V96H0ZM6 97H4V98H6ZM12 97H13V95H12ZM11 97V98H12ZM28 97V98H29ZM36 97H34L33 99L35 100L36 99ZM89 97V98H90ZM94 97H97V98H94ZM126 99H124V98ZM132 98V100L130 99V98ZM139 97L141 98V100L139 99ZM157 97V98H156ZM174 99H173V98ZM180 97H183V99L185 100H187V103H184V102H181L180 101V99H182V98H180ZM205 98L206 97V99H205V101H204V103L205 104H203L204 106H202L201 105V109L205 112H201V111H198V109L199 110H201L200 109V104H202L203 103V99L202 98ZM219 97V96H218ZM220 97H219V99H220ZM245 97H247L246 99V102H243V101H245ZM3 97H1V99H2ZM47 98H45V100L47 99ZM52 98V97H51ZM74 98V99H73ZM100 98V99H99ZM134 98V99H133ZM144 98H146V99H144ZM149 98V99H148ZM151 98H154L153 100H151ZM160 98V99H159ZM179 98V99H178ZM193 98H196V99H193ZM239 98V99H238ZM240 98H242L241 100H240ZM26 99V98H25ZM43 99H44V97H43ZM49 99H50V97H49ZM52 99H54V98H52ZM77 99H79V101L77 102L76 100ZM88 100V102H87V100ZM183 99H182V101H183ZM191 99V100H190ZM207 99H208V101H207ZM6 100H7V98H6ZM5 100V101H6ZM30 100V102H31V99H29ZM38 100V99H37ZM42 100V99H41ZM44 100V101H45ZM51 100V99H50ZM48 101V99H47V105H48V108H47V111H54V108H50L49 109V105L53 102V100H51V101ZM65 100H69L70 102H68V104H69V107L68 106H65L66 108L65 109H63L64 108V102H65ZM71 100H74V101H71ZM83 100V101H82ZM97 100V101H96ZM134 100V101H133ZM146 100V101H145ZM149 102H148V101ZM169 100H171L170 102H172V103H170L169 102ZM177 100H179L178 102H176ZM186 100H185V102H186ZM190 100V101H189ZM211 100V101H210ZM230 100V101H229ZM241 101L243 104H245L244 106L242 105V106H240L239 107V105H241L242 103L241 102H238V101ZM2 101V100H1ZM10 101V100H9ZM15 101V100H14ZM39 101V100H38ZM43 101V100H42ZM89 101L91 102V103H89ZM98 101H100V102H98ZM140 101H141V103H142V108H141V106L139 105V103H140ZM152 101H154V102H152ZM162 101H165L164 102V104H163V106H162ZM189 101V102H188ZM228 101H229V104H228ZM232 101H237V102H232ZM8 102V101H7ZM6 102V103H7ZM12 102V101H11ZM32 102L33 103H35L33 100H32ZM50 102V104H48ZM67 102H66V104H67ZM72 102V103H71ZM103 102V103H104ZM112 102V103H111ZM126 102V103H125ZM161 102V103H160ZM175 102V103H174ZM219 102V101H218ZM249 102V101H248ZM10 103V102H9ZM14 103V102H13ZM26 103V102H25ZM32 103V104H33ZM39 103H40V101H39ZM42 103V102H41ZM54 103V104H55ZM80 103V104H79ZM94 103V104H93ZM98 103H99V105H98ZM108 103V104H107ZM109 103H110V106H109ZM143 103H144V105L147 107V109H146V107L143 105ZM146 103H147V105L148 104H150V106H151V103H153L152 104V106H151V108L152 109H150L147 105H146ZM161 105H160V104ZM169 103V104H168ZM179 104V107H175L174 105H176L177 106V104ZM183 105H181V104ZM191 105H190V104ZM208 103V104H207ZM211 103V104H210ZM234 103V104H233ZM236 103V104H235ZM240 103V104H239ZM247 103V104H246ZM19 104V103H18ZM18 104L16 105V108H18ZM31 104V105H32ZM45 104V103H44ZM93 104V105H92ZM101 104V105H100ZM127 104L128 105H130V106H128V108H127ZM134 104V105H133ZM137 106H136V105ZM166 104V105H165ZM174 104V105H173ZM198 104V105H197ZM206 104L207 105H209L210 104V106H206ZM232 104H233V106H232ZM3 105H4V103H3ZM6 105V104H5ZM12 105V104H11ZM15 105H13V106H15ZM24 105V104H23ZM39 105V107L41 106L40 104H38ZM57 105V106H58ZM72 105H73V107H72ZM92 105V106H91ZM154 105V106H153ZM157 105V106H156ZM170 105V106H169ZM182 107H181V106ZM214 106V107H212V106ZM235 105V106H234ZM28 106V105H27ZM52 106H56V105H53V103H52ZM80 106V107H79ZM113 106V107H112ZM197 106V107H196ZM3 107H5V106H3ZM23 107V106H22ZM31 107H33V106H31ZM34 107H36L35 105H34ZM68 107V108H67ZM72 108V109H69V108ZM75 107H77V108H75ZM79 107V108H78ZM88 109H87V108ZM95 107V108H94ZM102 107H103V109H102ZM109 107V108H108ZM112 107V108H111ZM157 107V108H156ZM159 107L161 108V109H159ZM162 107H164V108H162ZM168 107V108H167ZM181 107V108H180ZM196 107V108H195ZM235 107V108H234ZM236 107H239L238 109L236 108ZM14 108V107H13ZM20 109H21V103H20V107H19ZM25 108H26V104H25ZM29 108H30V105H29ZM37 108V107H36ZM41 108H44L43 106H41ZM97 108V109H96ZM117 108V109H116ZM143 108H145V110L143 109ZM155 109V111H154V109ZM167 109V111L166 112H168V109L169 110H171V108H173V110H172V112L171 111H169V114L167 113V115H165V110L164 109ZM190 108H191V110H190ZM207 108V109H206ZM223 108V109H224ZM242 108V109H241ZM67 109V110H66ZM82 109H79V111H81ZM85 109V110H84ZM102 109V110H101ZM112 109H113V111H112ZM141 109V110H140ZM150 109V110H149ZM179 109V110H178ZM210 109H211V111H210ZM214 109V110H215ZM225 109V110H226ZM233 110V111H230V110ZM237 109V110H236ZM23 110H24V108H23ZM35 110V109H34ZM34 110H32V112L31 111H29L30 112V114H32L31 116H32V119L34 118V114L35 115H37V110L34 112ZM39 110V109H38ZM97 112H96V111ZM106 110V111H105ZM109 110L110 111H112V112H109ZM116 110H117V112H116ZM147 110H149V111H147ZM154 112H153V111ZM181 112L180 114H178V112ZM196 110V111H195ZM222 110V109H221ZM225 110H222V113H223V111H225ZM9 111V110H8ZM8 111H5V112H7V113H9ZM12 111V110H11ZM16 111H18L17 109H16ZM41 111V110H40ZM43 111V110H42ZM54 111V112H55ZM75 111V112H76ZM100 111V112H99ZM145 111H146V114L147 115H145L144 116V113H145ZM151 111V112H150ZM177 113V115H179V117H177L178 119H176L177 121L179 120V122H177L176 120H174V118H173V120H170L171 119V117H170V115H171V113H173L172 114V117H175L174 115L176 114L175 112ZM3 112H4V110H3ZM26 112V111H25ZM29 112H28V115H27V118H28V116H29ZM59 112H57V113H59ZM99 112V113H98ZM101 112H105L106 113V115H105V113H101ZM132 114H131V113ZM164 112V113H163ZM198 112V113H197ZM208 112V113H207ZM219 112V113H218ZM226 112V111H225ZM233 112V113H232ZM0 113L2 114V110H0ZM25 114L24 112H22V110H21V114ZM39 113V112H38ZM42 113V112H41ZM81 113V112H80ZM76 113L75 114V117H76V119H74L75 117H74V115H73V117L71 118L70 117V114L69 115H67V113H66V116H65V113L63 114V116H60V115H53V117H52V114L50 115V113H49V115H50V117H52V119H49L50 120V122H51V124H53L54 126L52 127L51 126V124H50V126H49V124L48 125H46L47 123H49L48 121V117L46 116L45 118L47 119V121H46V119H45V121H46V123H45V125L46 126H49V129L48 128H46L47 129V131L49 130H57L59 127V129H60V131L61 132H63L64 133V131H63V128H64V130H70V128H71V130L70 131H72V129H74V125H72V126H70L71 124H73V123H75V125L77 126V125H86V126H88V127H86L85 125H84V127L85 128H89V125H87V123L89 122L90 124H91V122H90V120L88 119V121H86L85 122V120H87V118L86 119H82L83 117H82V115H83V113ZM88 113H89V111H88ZM110 113H111V115H110ZM114 113V114H113ZM115 113H117L118 115H116ZM128 113V114H127ZM136 113V114H135ZM140 113H141V115H140ZM150 113H152V114H150ZM159 113H161L163 116H161V114H159ZM204 113V114H203ZM211 113H213V114H211ZM229 113H231L230 115H228ZM242 113V114H241ZM16 114H20V113H16ZM27 114V113H26ZM43 114V113H42ZM41 114V115H42ZM60 114V113H59ZM73 114H74V111H73ZM137 114H138V116H137ZM156 114V115H155ZM185 114V115H186ZM195 114V115H196ZM240 114V115H239ZM40 115V116H41ZM44 115H46V114H44ZM44 115H42V117L44 116ZM48 115V114H47ZM48 115V116H49ZM81 115V116H80ZM87 115V112H86V114L85 115H83L84 116V118H85V116ZM108 115V116H107ZM155 115V116H154ZM157 115H159L158 116V118H156L157 117ZM182 115H183V113H182ZM184 115V116H185ZM238 116L237 117V119H236V121H235V116ZM10 116V115H9ZM11 116H13V114H11ZM15 116V115H14ZM18 116H20V115H18ZM39 116V117H40ZM59 116V117H58ZM65 116V117H64ZM69 116V117H68ZM107 116V117H106ZM112 116H114V117H112ZM146 116H148V118L146 117ZM166 116V117H165ZM187 116H186V118H187ZM191 116H193V115H191ZM36 117V116H35ZM37 117H38V115H37ZM37 117H36V119H37ZM38 117V118H39ZM49 117V118H50ZM62 117V118H61ZM67 117V118H66ZM79 117H82L81 118V120H82V123H81V121H80V119H79ZM87 117V116H86ZM149 117H152L153 118V121H150V120H148V119H150ZM161 117H165L164 118V121H161V120H163V119H160ZM194 117V116H193ZM196 117V118H197ZM200 117V118H199ZM233 117V118H232ZM25 118H26V115H25ZM64 118V119H63ZM142 118H145V120L144 119H141ZM154 118L156 119V121L154 120ZM180 118V119H179ZM185 118V119H186ZM190 118V117H189ZM195 118V117H194ZM193 118V119H194ZM211 118V119H212ZM238 118L239 119H242V121L240 120L239 122H238ZM0 119H1V117H0ZM10 119V118H9ZM30 119H31V117H30ZM40 119H41V117H40ZM39 119V120H40ZM43 119V118H42ZM69 120V122H70V124L68 125L67 124V127L69 126V128H67L66 129V126L64 127V125H65V122L67 123L68 122V120ZM72 119V120H71ZM77 119H79V120H77ZM91 119V120H92ZM102 119V120H101ZM137 119H138V121H139V123H138V121H137ZM211 119H205L204 118V120H205V122H207V124H203L202 125V127L205 125V127L203 128V129H205L206 128V126L208 125L209 126V123H211L210 122V120ZM216 119V120H215ZM244 119V120H243ZM4 120H5V118H4ZM11 120V119H10ZM9 120V121H10ZM54 120V122L52 123V121ZM75 120H77V122H75ZM100 120L101 121H103L102 123L100 122ZM110 120V121H109ZM124 121V123H123V121ZM160 122V124L158 123V121ZM187 120V119H186ZM204 120H203V122H204ZM223 120H225V123L226 124H224L225 126H222L223 124H222V122H223ZM1 121V120H0ZM9 121H7V123L9 122ZM42 121V120H41ZM44 120L42 121V122H45ZM62 121V122H61ZM79 121V122H78ZM137 121V122H136ZM165 121H167L166 122V124L165 125H169V128H170V131H169V129H168V127L167 128H165L166 126H163L164 125V123H165ZM188 121L190 122L191 121V123H188V124H191V126L193 125V122L195 121H193L192 119H188ZM216 121H219V122H216ZM233 122V125H232V122ZM142 124H141V123ZM161 122H164L163 123V125H161ZM202 122V123H203ZM231 122V123H230ZM236 122V123H235ZM6 123V122H5ZM38 123H40V121H38ZM54 123H56V124H54ZM115 123V124H114ZM168 123V124H167ZM211 123V124H212ZM216 123V124H215ZM4 124V123H3ZM10 124H11V122H10ZM104 124V125H103ZM147 124V125H146ZM170 124H172V125H176L175 126V128L173 127V128H171V126H170ZM237 126H236V125ZM245 124V123H244ZM13 125V124H12ZM57 127H56V126ZM120 125V126H119ZM128 125H130L129 126V128L127 127ZM142 125V126H141ZM143 125L145 126V127H143ZM150 125H153V127L151 126V130H150ZM216 125V126H215ZM227 125V126H226ZM246 125V124H245ZM16 126V125H15ZM38 126V125H37ZM40 126H42V123H41V125ZM44 126V125H43ZM75 126V136L77 135L76 133H77V129L76 128H78V127H80V126H78V127H76ZM112 126H113V128H112ZM122 126V127H121ZM126 126V127H125ZM190 126V125H189ZM194 127H199V129H200V124H199V121H196L195 123H194V125H193ZM207 126V129L206 130H208V128L210 127H208ZM212 126V125H211ZM233 126V127H232ZM236 126V128H234ZM55 127V129H52V128H54ZM73 127V128H72ZM95 127V128H94ZM125 127V128H124ZM147 127V128H146ZM177 127V128H176ZM214 127L212 126V128H210V129H212V131L214 130ZM4 128V127H3ZM16 128V127H15ZM18 128V127H17ZM126 128L128 129V130H126ZM180 128L183 130V132L180 130ZM215 128V129H216ZM234 128V129H233ZM11 129H12V127H11ZM11 129H10V131H11ZM13 129H14V127H13ZM41 129V127H39L38 128V130H40ZM58 129V130H59ZM105 129H108V127L106 128L105 127ZM110 129H108V130H110ZM142 129H144V131L142 130ZM148 129V130H147ZM182 132H180L179 130ZM210 129H209V131H210ZM230 129V130H229ZM243 129H246V128H244L243 127ZM78 130H82L83 131V129H82V127L79 129L78 128ZM86 130V129H85ZM121 130H122V132H121ZM131 130V131H130ZM133 130V131H132ZM154 130H156L157 131V133H154L153 131ZM177 131V132H174V131ZM226 130H227V133H226ZM229 130V131H228ZM233 130V131H232ZM242 130V129H241ZM16 131V130H15ZM18 131V130H17ZM37 131V130H36ZM44 131V130H43ZM43 131H41V133L43 132ZM60 131H56V133H59ZM81 131V132H82ZM87 131V130H86ZM90 131V130H89ZM106 131V130H105ZM111 131V130H110ZM110 131H108V135H110V136H106L105 134V136H106V140H108L109 141V138L111 137V132ZM127 131V132H126ZM130 131V132H129ZM202 131L203 130H201V133H202ZM205 131V130H204ZM209 131H208V133L207 134H209ZM13 132V131H12ZM19 132V131H18ZM18 132H17V134H18ZM73 132V131H72ZM80 132V131H79ZM79 133V135L80 134H82V133ZM84 132V131H83ZM98 130H97V135H98ZM109 132H110V134H109ZM117 132H121V133H123L122 134V136H120L119 134H117L116 135V133ZM131 132H133V133H131ZM146 132V133H145ZM172 132V133H171ZM181 134H180V133ZM185 132H187V130L185 131ZM205 132H207V131H205ZM204 132V133H205ZM214 132H216V130H214ZM214 132H212L211 134H213ZM242 132V133H241ZM2 133V132H1ZM9 133V132H8ZM8 133H7V135H8ZM16 133V132H15ZM37 133H38V131H37ZM36 133V134H37ZM44 133V132H43ZM55 133V132H54ZM54 133L53 132H51V134H52V136L54 135ZM68 133H70L69 131H68ZM86 133V132H85ZM84 133V134H85ZM91 133H92V131H91ZM95 133H96V131H95ZM104 133V132H103ZM102 133V134H103ZM128 133V134H127ZM178 133V134H177ZM234 133H238L239 135H237V134H234ZM4 134V133H3ZM36 134H34L33 136L34 137H32L31 136V139H33L32 141H33V144H32V147L34 148V146H35V148H36V139H37V137H36ZM45 134V133H44ZM60 134V133H59ZM88 134V133H87ZM87 134H85V136L87 137ZM99 134V135H100ZM161 134V135H160ZM186 134H188V133H186ZM203 134V133H202ZM211 134H209L207 137H208V139H209V141H210V143L211 144H216V140H214V142L215 143H213V139H212V136L213 135H211ZM216 134V133H215ZM214 134V135H215ZM228 134V135H229ZM42 135V134H41ZM57 136H60V138H61V135H58V134H56ZM66 135L68 136V134H67V132H66ZM72 135V134H71ZM98 135V140L100 139V137L102 138V139H104V135H102V136H99ZM119 135V136H118ZM154 135V136H153ZM161 137H160V136ZM165 135V136H164ZM176 135V136H175ZM184 136H185V133L183 134ZM223 135V136H222ZM244 135V136H243ZM9 136V135H8ZM16 136V135H15ZM14 136V137H15ZM39 136V135H38ZM48 136H50V135H48ZM74 136V137H75ZM90 136V135H89ZM95 136V135H94ZM125 136V137H124ZM129 136V137H128ZM138 137L140 140H142L143 138H142V136H146V137H151L150 138V142H151V140H152V143H151V145H152V147L153 146H155L154 144H153V142L156 144V142H158V143H160L161 142V138L164 136V141L166 140V142H162V144L160 145V147L162 146V151L161 152H165V153H163L162 155H163V158H162V156H161V153H159V157H156V155H157V153L159 152V149H158V147H154L153 149H152V151L150 150L152 147H150V142L147 140V138L145 137V139L146 140H144L143 139V142L145 141V143L143 144V146L146 144V146L147 145H149V147L147 146V149H146V153L144 152V151H142V149L140 150L139 148H143L144 149V147H141L140 145H141V143H140V141H139V139L137 138V140L136 141H133V142H135L134 144H133V142L132 141H130V140H134V137ZM168 136V137H167ZM186 136H188V135H186ZM220 138H219V137ZM225 136H227V137H225ZM233 136L234 137H236L237 136V138L235 139V138H233ZM243 137V138H241V140H239V141H237L238 139H239V137ZM11 137H12V134H11ZM47 137V136H46ZM76 137H78V135L76 136ZM80 137V136H79ZM92 137H93V134H92ZM113 137V136H112ZM154 137V138H153ZM157 137V141H156V138ZM177 137V138H176ZM205 137V135L203 136V138ZM218 137V138H217ZM2 138H3V136H2ZM18 138V137H17ZM53 138H54V136H53ZM59 138V137H58ZM63 138V137H62ZM95 138H97L96 136H95ZM108 138V139H107ZM122 138V139H121ZM130 138V139H129ZM158 138H159V141H158ZM171 138V139H170ZM183 138H181V139H183ZM213 138H214V136H213ZM229 138V139H230ZM5 139V138H4ZM11 139V138H10ZM14 139V138H13ZM35 139V140H34ZM46 139V138H45ZM49 139H50V137H49ZM65 139V138H64ZM77 138H75V140H76ZM93 139V138H92ZM177 140V142H176V140ZM229 139L227 140V141H229ZM247 139V138H246ZM38 140V139H37ZM42 140H43V137H42ZM47 140V139H46ZM56 140V139H55ZM60 140V139H59ZM62 140V139H61ZM60 140V141H61ZM80 140V139H79ZM84 140V139H83ZM86 140V139H85ZM95 140V139H94ZM126 142V144H125V142ZM169 140H171V142L169 141ZM204 140H205V142H206V139L204 138ZM4 141H6V140H4ZM11 140H9V142H10ZM20 141H22V139L20 140ZM44 141V140H43ZM89 141H91V140H88V142ZM100 141V140H99ZM102 141H105V140H102ZM139 141V144L138 143H136V142H138ZM156 141V142H155ZM163 141V140H162ZM36 142V143H35ZM49 143L51 142V141H48ZM56 142V141H55ZM88 142H87V144H88ZM142 142V143H143ZM222 142V143H221ZM14 143H16V142H14ZM35 143V144H34ZM40 143H41V141H40ZM39 143V144H40ZM44 143V142H43ZM79 143V142H78ZM80 143L82 144V142L80 141ZM95 143V142H94ZM97 143V142H96ZM129 143V144H128ZM133 145H132V144ZM165 145H164V144ZM174 143V144H175ZM209 143V144H210ZM229 143V142H228ZM22 143H20L19 145H21ZM38 144V143H37ZM47 144V143H46ZM57 144V143H56ZM59 144V143H58ZM61 144H64V145H66L67 144V141H65V140H63V142H61L60 143V145ZM128 144V145H127ZM173 144V145H174ZM183 144V145H182ZM232 144V143H231ZM5 145V144H4ZM86 145V144H85ZM85 145H84V147H85ZM102 145L103 146H101V147H104V144L102 143ZM130 145V146H129ZM135 146V148L136 147H138V149H136L134 152V154H133V152L131 151V150H134V149H132L133 147ZM170 145V146H169ZM217 145V146H216ZM216 145H214L213 147H211L212 145H210V147L211 148H213V149H211L210 148V150H215V152H219L220 150H218L217 151V147H220L218 144H216ZM239 145V144H238ZM1 146V145H0ZM10 146L12 147V149H13V145L10 143ZM23 146V145H22ZM22 146H21V149H22ZM40 146V145H39ZM43 146V145H42ZM53 146V145H52ZM63 146V145H62ZM92 146L94 147L95 146V144L93 145L92 144ZM96 146H98V145H96ZM100 146L98 147V148H100ZM117 146V147H116ZM123 146V147H122ZM145 146V147H146ZM157 146V145H156ZM163 146H166V148L164 147L163 148ZM175 146V147H176ZM216 146V147H215ZM24 147V146H23ZM82 147V146H81ZM88 147V146H87ZM90 147H91V145H90ZM159 147V148H160ZM170 147V148H169ZM174 147V148H175ZM4 148V147H3ZM31 149L33 152H34V150H35V148L34 149ZM51 148V147H50ZM83 148V147H82ZM82 148H80L81 150H82ZM117 150H116V149ZM120 148V149H119ZM131 149L129 152L128 151H126V150H128V149ZM179 148H176L177 150H179ZM214 148H217V149H214ZM7 149H10V148H7ZM16 149V148H15ZM45 149V148H44ZM69 149V148H68ZM77 149H79V148H76V150ZM79 149V150H80ZM19 150H20V146H19ZM39 149H36V151H38ZM47 150L49 151V149L47 148ZM59 150V149H58ZM57 150V151H58ZM75 150V149H74ZM73 150V151H74ZM86 150V149H85ZM90 150V149H89ZM93 150H94V148H93ZM92 150V152H95V151H93ZM125 150V151H124ZM149 150V151H148ZM158 150V152L156 153V152H154V151H157ZM160 150H161V148H160ZM166 150V151H165ZM173 151V152H171L170 154L172 155V154H174L173 155V157L171 156V157H168V158H165L164 156H170V154L168 155L167 153H169V152H167V151ZM177 150H175V151H177ZM182 150H181V152H182ZM204 150V149H203ZM207 150V149H206ZM209 150V151H210ZM230 149H228L227 151H229ZM48 151H46L45 150V156L46 157H48L47 156V152ZM54 151V150H53ZM53 151L51 150V152L53 153ZM62 151V150H61ZM71 152V153H74V152ZM83 151V150H82ZM113 151H114V155H113ZM122 151V152H121ZM147 151L149 152V153H147ZM199 153H203V152H201L200 151V149L199 150H197ZM208 151V150H207ZM231 151V150H230ZM12 152H16V151H14V149H13V151ZM28 152V151H27ZM55 152V151H54ZM81 152V151H80ZM84 152V151H83ZM86 152V151H85ZM91 150H90V155H91ZM126 152V153H125ZM128 152V153H127ZM131 152H132V154L135 156V158H136V154H138V157H140V162L141 161H144V159H145V157H146V160H147V162L149 163V161H150V157H151V159L152 158H155V159H152L151 160V163H152V161H153V168H149L147 171L148 172H150L149 170H153L154 172H152V174H151V176L149 177V176H147V175H145L144 177H142V178H140L139 179V177H138V179H137V173L139 172V171H136L137 173H135V175L136 176H134V172H131L130 173V171L131 170H128V169H131L132 167L131 166H133V163H134V165L135 166H133V168L134 169H141V173L144 175L146 172L144 171V169H143V165H144V163L143 164H141L140 165V163L137 165V161L139 162V160H138V158L136 159V160H130V159H133V155L131 154ZM143 152V154H144V156H143V154H141ZM151 152H152V154H151ZM179 152H180V150H179ZM206 151L204 150V153H205ZM214 152V153H215ZM1 153V152H0ZM8 153H9V151H8ZM18 153H19V151H17V155H18ZM75 153H79V152H76L75 151ZM96 153V152H95ZM182 153H184V152H182ZM207 153V152H206ZM208 153H210V152H208ZM25 154V153H24ZM55 154V153H54ZM84 153H82V154H79L78 156H85V155H83ZM104 154V155H103ZM124 154V155H123ZM140 154V155H139ZM153 154H156V155H153ZM13 155V154H12ZM17 155H16V158L15 159H17L18 160V158H17ZM30 155V154H29ZM89 155V154H88ZM88 155H86V157L88 156ZM113 155V156H112ZM116 155V156H115ZM128 155H129V158H128ZM130 155H132V157L130 156ZM10 156V155H9ZM22 156H23V154H22ZM27 156H28V154H27ZM26 156V157H27ZM33 156V157H32ZM36 156H38V158H41V160H43L44 161V153H42V148H41V151H38V154L36 155ZM70 156H71V154H70ZM73 156V155H72ZM71 156V157H72ZM103 156H105V157H103ZM107 156V157H106ZM161 156V157H160ZM176 156V155H175ZM3 157H4V155H3ZM81 157V158H82ZM92 157H93V154H92ZM115 157H116V159H115ZM120 157V158H119ZM131 157V158H130ZM107 158H109L108 160H106ZM123 158V159H122ZM157 158V159H156ZM1 159V158H0ZM12 159V158H11ZM21 159H22V157H21ZM23 159H24V157H23ZM29 159V158H28ZM46 159V158H45ZM62 159V158H61ZM60 159V160H61ZM69 159H70V157H69ZM86 159V158H85ZM88 159V158H87ZM91 157H90V161H91ZM94 159V160H95ZM122 159V160H121ZM128 159V160H127ZM187 159V158H186ZM189 159V158H188ZM6 160V159H5ZM82 160H83V158H82ZM1 161H4V160H1ZM86 161V160H85ZM89 161V162H90ZM109 161V162H108ZM81 162V161H80ZM128 162V164H127V166H123V165H126V163ZM130 162H132V164H130ZM145 162V161H144ZM154 162H155V164H154ZM187 162V161H186ZM9 163H10V161H9ZM8 163V164H9ZM21 163V162H20ZM19 163V164H20ZM38 163V162H37ZM51 163H53V164H51ZM82 163V162H81ZM85 163V162H84ZM83 163V165H86V163L84 164ZM91 163V164H92ZM113 163V164H112ZM125 163V164H124ZM159 163V162H158ZM7 164V163H6ZM12 166H13V168L15 169L14 171H17L18 172V170L20 169V168H18L17 167V165L14 163V161L12 162V163H10ZM46 164H48V165H46ZM65 164V165H64ZM88 164V163H87ZM91 164H88V166L90 165L91 166ZM94 164H92V166L94 165ZM147 164V163H146ZM145 164V165H146ZM10 165V166H11ZM14 165H15V167H14ZM27 165V164H26ZM61 165H64V167H65V169L61 166ZM94 165V166H95ZM108 167H106V166ZM129 165H130V167H129ZM140 165V166H139ZM197 165V164H196ZM28 167H27V169L29 168V166H30V164L28 163V165H27ZM52 166V167H51ZM82 166V165H81ZM92 166H91V168H92ZM147 166V165H146ZM148 166H151V164H149ZM158 167L160 166H162L160 163H159V165H157ZM9 167V166H8ZM23 167H25L24 165H23ZM45 167V168H44ZM73 167H77L78 169H75L74 171H72V168ZM95 167V168H96ZM101 167H103V169L101 168ZM127 167V168H126ZM145 167V166H144ZM152 167V166H151ZM157 167V168H158ZM163 167V166H162ZM162 167H161V169H157V173H158V175H160L159 173L160 172H162L161 173V175H163V176H165V178L164 179H169L170 177H172V174L169 172V170H171V168H172V170L174 169V170H176V172L180 169H176V168H173V167H169L168 169L169 170H167V169H162ZM195 167V166H194ZM12 168V169H13ZM26 168V167H25ZM24 168V169H25ZM54 168H55V170H54ZM57 168H59V170L57 169ZM61 168V169H60ZM70 168H71V170H70ZM99 168H100V171H99ZM145 168H148V167H145ZM196 168V167H195ZM1 169V168H0ZM11 169V168H10ZM22 169V168H21ZM47 169H49V170H47ZM89 169V168H88ZM119 169H121L120 171H122V172H124L125 171V176H124V174H122L123 175V177H121V180L120 181H122V186H123V184H124V187H123V191H122V188L120 189L122 192H126V194H127V196H125V195H121L120 197L119 196H115V200H113L114 199V197H112L113 196V194H116L117 193V190H116V188H114L115 186H116V184H117V182H119L118 181V178L120 177V174L122 173H118V175L116 174L117 173V170H119ZM183 169V168H182ZM181 169V170H182ZM6 170H7V168H6ZM29 170V169H28ZM60 170H62V172L65 174L62 178H57L56 177V175L58 176V177H61L60 175H62L63 173H61L60 172ZM67 170H69V173H68V171ZM82 170H83V167H82ZM92 170H94V169H92ZM115 170V171H114ZM124 170V171H123ZM133 170V169H132ZM173 170V171H174ZM181 170H179L178 171V173L181 171ZM188 170V171H187ZM187 170H185V172L187 171L188 173H189V169H187ZM11 172H12V170H10ZM10 171H8V172H10ZM38 171H40L39 169H38ZM48 171H50L51 173H49ZM56 171H58L57 173H59V174H56ZM94 171H96V170H94ZM203 172V174L206 172V175H209L210 177H212L213 179H217V177L215 176V172L213 171V170H211V169H200V170H198V171H196V172ZM229 171V170H228ZM16 172V174H18ZM22 172V171H21ZM82 172H84L85 173V171H82ZM100 172V173H99ZM105 172H106V174H105ZM147 172V173H148ZM176 172L174 171V173L173 174H175L174 176H176V178H177V180H179V178H180V174H176ZM182 172V171H181ZM195 172V173H196ZM257 172V171H256ZM3 173H4V171H3ZM13 173V172H12ZM32 173H31V175H32ZM43 173V174H42ZM53 173V174H52ZM110 173V174H109ZM133 173V174H132ZM153 173H155V175L153 174ZM163 173H165V175L163 174ZM183 173H184V171H183ZM182 173V174H183ZM194 173V172H193ZM192 173V174H193ZM225 172H223L222 174H224ZM9 174V173H8ZM37 174H38V176H37ZM88 174H90V173H88ZM108 174V175H107ZM113 174V175H112ZM132 174V176H130ZM186 174V173H185ZM203 174H201L202 176H203ZM220 174V173H219ZM249 174L251 175V174H253L252 175V178H254V179H249V178H246L247 176H245V175H248V177H249ZM11 175V174H10ZM20 175H21V173H20ZM55 175V176H54ZM74 175V174H73ZM119 176V177H117V176ZM121 175V176H122ZM126 175L128 176V178H130V179H128V178H126ZM141 174H139V176H140ZM148 175H150V174H148ZM179 177H178V176ZM184 175V174H183ZM197 175H200V173H198ZM206 175H204V176H206ZM221 175V174H220ZM5 176H6V174H5ZM12 176V175H11ZM14 176V175H13ZM97 176V177H96ZM101 176H102V178H101ZM108 176H109V178H108ZM130 176V177H129ZM147 176V177H146ZM167 176V177H166ZM193 177V176H195V174H193V175H191V173H189V174H186V175H184L183 176V179L184 178H188V177ZM202 176H199V177H201V179L203 178ZM232 176V177H233ZM38 177V178H37ZM71 177H72V175H71ZM71 177H70V179H71ZM169 177V178H168ZM182 177V176H181ZM221 177V176H220ZM219 177V178H220ZM24 178V177H23ZM22 178V179H23ZM31 178V177H30ZM98 178L100 179V180H98ZM105 178V179H104ZM109 180H108V179ZM123 178H124V180H123ZM131 178H133V179H135L136 180V182H133V180H131ZM160 178V177H159ZM163 178V177H162ZM173 178V177H172ZM175 178V179H176ZM186 178V179H187ZM222 178H223V176H222ZM224 178V179H225ZM242 178V179H243ZM7 179V180H6ZM21 179V180H22ZM51 179H53L52 181H51ZM62 179V180H61ZM97 179V180H96ZM110 179H111V182H110ZM120 179V178H119ZM171 179V178H170ZM170 179H169V181H170ZM175 179H172L171 180V183H172V185H173V183H179V185L181 184L180 182L181 181H177V180H175ZM190 179V178H189ZM194 179L195 180H198L197 179V177L195 176L194 177ZM200 179V181H193L194 182V184H197V185H199L201 188H203V186H204V184H202V183H200V182H202L203 181V183L205 182V180H207L206 178H204V180L202 179L201 180ZM211 179V178H210ZM5 180H6V182H5ZM17 180V181H16ZM36 180L38 181V183H36ZM39 180H42V184H41V181L39 182ZM48 180V181H47ZM68 180H69V177H68ZM73 180H75V178L74 179H72V183L74 182ZM77 180H79V179H77ZM85 180H83L82 179V181H83V185H84V187H85ZM107 180H108V182L109 183H107ZM126 180V181H125ZM128 180V181H127ZM131 180V181H130ZM163 180V179H162ZM175 180V181H174ZM185 180V179H184ZM183 180V181H184ZM57 181V182H56ZM81 181V182H82ZM87 181V180H86ZM101 181H104V182H101ZM114 181V182H113ZM142 181H144V183H147L148 181H151V182H154V184L152 185V187H151V185H149L150 186V189H149V187H148V189H146L145 188V185L144 186H141V184L139 183V182H142ZM164 181V180H163ZM169 181H167L166 180V182L164 181V184L165 183H168ZM182 181V182H183ZM190 181V183L188 182V180H187V183H186V180L184 181L185 183H186V185L187 186H189V184H191L192 183V181L191 180H189ZM217 181V180H216ZM221 181V180H220ZM259 181V182H258ZM15 182H17V184L15 183ZM66 182H68V183H66ZM71 182V181H70ZM127 182H128V184H127ZM131 182H133L134 184H132ZM138 182V186H136V183ZM207 182V181H206ZM213 182L214 181H212L211 183H209V184H207V183H205V184H207L206 185V187H209V193H213L214 194V192H212V190L214 189V190H216L217 188V190L219 191V190H222L223 192H225L226 194H227V192L228 191H231L230 190V188L228 187V184L229 183H227V181L225 182V180H224V183L222 184V183H220V184H218V185H216L215 187H213L214 185H212L213 184ZM5 183H6V185H5ZM55 183V184H54ZM96 183V184H95ZM98 183H100L99 185H98ZM120 183V182H119ZM150 182H148V184H149ZM163 184V182H159V184L160 185H162ZM226 183V184H225ZM248 183V185H246V184ZM73 184H77V182H74ZM78 184H80V183H78ZM88 184V183H87ZM106 184V185H105ZM109 184V185H108ZM115 184V185H114ZM125 184H127V185H125ZM132 184V185H131ZM142 184H143V182H142ZM148 184H147V186H148ZM152 184V183H151ZM158 184V185H159ZM7 185H10V186H8V187H10V188H8L7 187ZM17 185V186H16ZM61 185H62V183L60 184V187H61ZM81 186H83L82 184H80ZM94 185H96V187L94 186ZM98 185V186H97ZM108 185V186H107ZM119 185V184H118ZM156 186L157 188H159V186ZM167 185V184H166ZM185 185V184H184ZM186 185L184 186V188L186 187ZM191 185H193V184H191ZM191 185H190V187H191ZM194 186L193 187V189L195 190L196 189V187L198 188V189H201V188H199V186ZM224 187H223V186ZM235 185L233 186V188L235 187ZM237 185V186H238ZM255 185H254V187H255ZM2 186H3V188H2ZM13 187V189H12V187ZM39 186H41V187H39ZM102 186V187H101ZM125 186H127L128 187V190L127 189H125ZM131 186V187H130ZM146 186V187H147ZM164 186V185H163ZM167 186H169V184L167 185ZM171 186V185H170ZM174 186H175V184H174ZM220 186H222V187H220ZM258 186H256L258 189H259V187ZM86 187H87V185H86ZM94 187V188H93ZM112 187V188H111ZM181 187V186H180ZM183 187V186H182ZM181 187V188H182ZM205 187V188H206ZM229 188L228 190L226 189V188ZM230 187H232V186H230ZM241 187V186H240ZM240 187L239 188H237L236 190V192H238V193H240L239 192V190H240ZM254 187L252 188V191H253V189H254ZM16 188V189H15ZM53 188V191H51L52 193L53 192H55V191H60V190H62L61 188L59 189V186H58V188L55 186V187H52ZM105 188V189H104ZM111 188V189H110ZM133 188V189H132ZM152 188H154V190L152 191V193L153 194H151L150 192H148V190L149 191H151V189ZM176 188H177V190L179 189V192H180V188H178L177 186H176ZM222 188H224V189H222ZM6 189V191H4ZM9 189V190H8ZM94 189V190H93ZM96 189V190H95ZM107 189H109V190H107ZM134 189H136L135 191H133ZM147 191H146V190ZM164 189V188H163ZM162 189V190H163ZM168 189V188H167ZM192 189V188H191ZM263 189V188H262ZM12 190H14V191H12L13 192V194H12V192L11 191ZM50 190H47L48 191V194L50 195V193L51 192H49ZM104 190V191H103ZM127 190V191H126ZM165 190H166V188H165ZM176 190V189H175ZM176 190V191H177ZM184 190H186V192L188 193V188L186 187ZM207 190V189H206ZM205 189H203V190H197V192L195 193V192H193L192 191V194L193 193H195V195H192V196H194V197H197L198 195L197 194H202L203 193V195H200L201 197L202 196H207V194H204L205 193V191H206ZM234 190H235V188H234ZM18 191H19V188H18ZM30 191V190H29ZM47 191H45V193L47 192ZM99 191H101V192H99ZM107 191H108V193H110V195L108 194V197H107ZM141 192V191H143L144 192V195H146V196H148L149 194H151V195H149L148 196V198L149 197H152L155 201L153 202V205H151V203L150 202H152L153 201V199L152 198H149L148 200H146L145 199V197L144 198H142L143 197V194L140 196V194L141 193H139V192ZM196 191V190H195ZM233 191V190H232ZM256 191V190H255ZM254 191V194L255 195H257L258 196V198H259V195L257 194V193H259L260 195L261 194H264V189L261 191V189H259V190H257L256 192ZM6 192H8V193H6ZM11 192V193H10ZM106 192V193H105ZM128 192V193H127ZM129 192H130V195H129ZM156 192V191H155ZM185 192V191H184ZM185 192V193H186ZM220 193H221V191H219ZM222 192V193H223ZM3 193V194H2ZM139 193V194H138ZM148 193V194H147ZM156 193H158V192H156ZM176 193H178V192H176ZM181 193H182V191H181ZM219 193V194H220ZM230 193V192H229ZM228 193V194H229ZM12 194V195H11ZM15 194V195H14ZM17 194V195H16ZM106 196H104V195ZM125 194V193H124ZM134 194L137 196V197H139V199H137L138 201H139V203H137V200H136V204L138 205V207L136 206V204H135V206H133L134 205V202H132V200L130 201V199H128V198H133V201H135L134 200V197H136V196H134ZM184 194V193H183ZM224 194V193H223ZM237 194V193H236ZM5 195H6V197H5ZM10 195L12 196L11 198H10ZM47 195V194H46ZM131 196L132 195V197H129V196ZM154 195V196H153ZM163 195H165L166 196V198H168L167 200L165 199V201H169L170 199V203L169 202H167L166 204H167V206L169 207L170 206V209H172V210H170L169 208H164V206H165V202L163 201L164 200V197L165 196H163ZM184 195H186V194H184ZM221 195V194H220ZM231 195V194H230ZM234 195V194H233ZM42 196V198H45V196L42 194L41 195ZM100 196V197H99ZM123 196H124V198H123ZM171 196V197H170ZM187 196V195H186ZM190 196V195H189ZM217 196V195H216ZM225 196V195H224ZM246 196H248V197H246ZM251 196V197H250ZM261 196H263V200H264V195H261ZM35 197V196H34ZM163 197V198H162ZM193 197V198H194ZM230 197V196H229ZM240 197V196H239ZM47 198H48V196H47ZM92 198H93V200L94 201H92ZM94 198H96V201L97 202H95V199ZM110 198L112 199V201H110ZM158 198V197H157ZM170 198V199H169ZM182 198V197H181ZM216 198V197H215ZM220 198V197H219ZM234 198H236V197H234ZM246 198L248 199V201H250L249 203H246V205L244 204L246 201ZM261 198V197H260ZM35 199V200H36ZM50 199V198H49ZM108 199H109V202H108ZM151 199V200H150ZM233 199V198H232ZM240 199V198H239ZM3 200V201H2ZM26 200V199H25ZM100 200V201H99ZM103 200H105L106 202H104ZM119 200H121V202H119ZM126 200V201H125ZM149 201L148 203L146 202V201ZM175 200V201H174ZM208 200V201H207ZM242 200H240L241 202H242ZM263 200H261V204H262V201ZM5 201H7V202H5ZM28 201V200H27ZM39 201V200H38ZM41 201H42V199H41ZM92 201V202H91ZM101 201L104 203H101ZM129 201H130V205H129ZM157 201V202H156ZM175 202V204L173 203V205H174V208L173 207H171V205H172V202ZM181 201H182V199H181ZM187 201V197L186 198H183V203L184 202H186ZM196 202V203H194V202ZM222 201H220V202H222ZM223 201V202H224ZM234 201H236L235 199H234ZM245 201V202H244ZM14 202H15V206H12L13 204H14ZM37 202V201H36ZM94 202V203H93ZM100 202V203H99ZM114 202V203H113ZM123 202H126L125 204H123V206H122V210H121V205H122V203ZM131 202H132V204H131ZM142 202V203H141ZM211 202L212 203H216L215 205H213V206H211ZM230 204V206H228V203ZM8 203V204H7ZM17 203V204H16ZM48 203H50V201L48 202ZM90 203H92V204H90ZM98 203V204H97ZM112 203V204H111ZM141 203V204H140ZM143 203L144 204H147L146 205V207H145V205L143 206ZM156 203V204H155ZM171 204V205H169V204ZM181 204H183L182 202H180ZM179 203V205L181 206V204ZM260 203V202H259ZM36 204V203H35ZM99 204H100V206H99ZM106 204V205H105ZM120 205V207H119V205ZM128 204V205H127ZM155 204V205H154ZM185 204V203H184ZM184 204H183V206H184ZM185 204V205H186ZM199 204V205H198ZM236 204V203H235ZM234 204V205H235ZM244 204V205H243ZM2 205H3V207H5L4 209H3V211L4 212H7V210H8V212L7 213H2ZM37 205V204H36ZM41 205H42V203H41ZM88 205H90V206H88ZM96 205V206H95ZM99 206V209H101L100 211H99V209H97L98 208V206ZM101 205H102V207H101ZM108 205V206H107ZM120 208V209H118L117 208V206ZM152 207V206H155V207H153V209L155 208L156 209V207L158 208V209H156L157 210V213H155V211L153 212L152 210V208H151V212H150V207ZM172 205V206H173ZM192 205V206H191ZM194 205V206H193ZM197 206V210H198V212L196 211V209H194V208H196V206ZM237 205H238V203H237ZM264 205V204H263ZM6 206H7V208H6ZM20 206V205H19ZM21 206V207H22ZM33 206H35V205H33ZM38 206L40 207L39 209H42L43 208V206H40L39 205V203H38V205L36 206V208H38ZM93 206H95L94 207V209L97 211V213L95 212V211H93L91 208L93 207ZM111 206V207H110ZM114 206V207H113ZM129 206V207H128ZM140 206V207H139ZM142 206V207H141ZM148 206V207H147ZM228 206V207H227ZM241 206V205H240ZM242 206H241V208H242ZM9 207V208H8ZM20 207V208H21ZM127 207V208H126ZM131 207V208H130ZM190 207H192V208H190ZM204 207H202V209H200V210H204L203 208ZM261 207V206H260ZM263 207V206H262ZM261 207V208H262ZM104 208H105V210H104ZM123 208H125V210L123 209ZM149 208V209H148ZM179 208H181V207H179ZM217 208V207H216ZM234 208V207H233ZM236 208H239V206L237 207L236 206ZM261 208H259V210L258 211H260V209ZM90 209V210H89ZM106 209H109V211H110V209L112 210V211H114V209H116L117 210V212L120 210V211H122V212H120L119 211V213H116V210H115V212H112L111 211V213H110V216H109V212L106 210ZM131 209H132V211H131ZM149 210V212H150V214H149V212H148V210ZM173 209L175 210L173 213H175V214H173L172 213V211H173ZM207 209V210H208ZM220 209H222V208H220ZM219 209V207H218V209L217 210H215V211H218V210H220ZM224 209V208H223ZM225 209H224V211H225ZM231 209H232V207H231ZM254 209V208H253ZM252 209V210H253ZM263 209H264V207H263ZM34 210H35V207H34ZM38 209H36L35 211H37ZM43 210V209H42ZM133 210H135L134 212H133ZM159 210V211H158ZM206 210V211H207ZM39 211V210H38ZM92 211V212H91ZM104 212V214H102L101 216H99L100 215V213L101 212ZM206 211L204 210V211H202V214L204 215V214H207L206 213ZM210 211V210H209ZM257 211V212H258ZM264 211V210H263ZM86 213L87 215V217L85 216V214H83V213ZM102 212V213H103ZM130 212V213H129ZM131 212H133V213H131ZM208 212V211H207ZM211 212V211H210ZM9 213H11V215H13V217L11 216V215H9ZM38 213V212H37ZM41 213V212H40ZM107 215H106V214ZM114 213H116V214H114ZM123 213V214H122ZM136 213H137V215H136ZM141 214V216L139 215V217H138V214ZM215 213V212H214ZM231 213H232V210H231ZM230 213V214H231ZM232 213V214H233ZM256 213V212H255ZM260 213H263L264 214V212H260ZM7 214H8V216H7ZM34 214V213H33ZM67 214V213H66ZM67 214V215H68ZM92 214V215H91ZM97 214V215H96ZM111 214H113V216L111 217ZM148 214V215H147ZM154 214V215H153ZM199 214V215H198ZM211 214H210V218H212L211 217ZM218 214H219V212H218ZM228 214V213H227ZM242 214V215H243ZM259 214V213H258ZM4 215H5V217H4ZM15 215H16V217H15ZM37 215V214H36ZM83 215V216H82ZM90 215V216H89ZM117 215V217H115ZM146 215V216H145ZM157 215H159V216H157ZM163 215H164V218H162L163 217ZM198 215V216H197ZM208 215H209V213H208ZM223 215H224V213H223ZM240 215H241V213H240ZM241 215V216H242ZM262 215V214H261ZM21 216H23V217H21ZM39 216V215H38ZM85 216V217H84ZM98 216H99V218H98ZM109 216V217H108ZM124 216V217H123ZM126 216H128V217H126ZM155 216H157V217H155ZM161 216V217H160ZM241 216L239 217V218H241ZM50 217V216H49ZM167 217V218H168ZM192 217V216H191ZM203 217V216H202ZM220 217V218H219ZM242 217V218H243ZM45 218H46V220H45ZM101 219V220H100ZM175 220V221H176ZM191 220V219H190ZM178 221V222H179ZM238 221V222H237ZM164 222V223H163ZM178 222H176V224H179ZM201 222V223H200ZM213 222L215 223V222H217L218 223V225H214L213 224ZM236 222V223H235ZM246 224H245V223ZM139 223L141 224V226H139ZM205 225H204V224ZM207 223H208V225H207ZM233 223V225H231ZM239 223L241 224L240 226H239ZM161 224V225H160ZM199 224H201V225H199ZM240 227V229L239 230H241L240 232L243 234H241V233H239L238 232V229L236 228L237 227V225ZM250 224V225H249ZM142 225H143V228L144 227H146V229H145V231H144V229L143 228H141L143 231H144V234L142 233V232H140V228L139 227H142ZM165 225V226H164ZM230 225L232 226V227H230ZM236 225V227L234 228L233 226H235ZM246 225V226H245ZM158 226V227H157ZM161 226V227H160ZM171 226V227H172ZM176 226V225H175ZM200 226V227H199ZM243 226H245V227H243ZM250 226V227H249ZM134 227V228H133ZM151 227H152V229H151ZM154 227V228H153ZM160 227V228H159ZM167 228V230H166V228H165V231H164V233H163V231H162V229L163 228ZM178 227V226H177ZM249 227V228H252V229H250L249 230V228L247 229V228ZM147 228H150L151 230H148ZM158 228V229H157ZM246 228V230H244ZM255 228V229H254ZM258 230H257V229ZM135 229V230H134ZM173 229V230H172ZM172 229H171V232L173 233V235H174V232L173 231H175L174 230V227H172ZM237 231H236V230ZM261 229H262V231H261ZM134 231V233L133 232H131V231ZM159 233V231L161 232L162 231V233L163 234H161V233H159L160 234V236H158L157 238H159V239H157L156 238V235L158 234L156 231ZM252 230V231H251ZM253 230H254V232L256 231V233L254 234V232H253ZM260 230V231H259ZM148 231V232H147ZM243 231V232H242ZM244 231H247V232H245L244 233ZM154 232V233H153ZM209 232V234H210V237L211 238H216L218 235H220L221 236V238H220V236L219 237H217L216 239V242L218 241V239H219V243L221 244V243H223V244H221V245H225L224 243H226V245H228V244H232L233 245V243L235 242V241H233V239L235 240H237V242L235 243V244H238V246L239 245H241L240 247H239V249H237V247L236 246H233V248H231L232 246L230 245V247H229V245L227 246V248H222V247H217L219 244H217L216 243V245L217 246H215V245H212L211 244V246L209 247L208 246V244H206V245H204V244H201V240H199V236H200V238L201 237H203L204 238V236H202L203 234H207ZM238 232V233H237ZM249 232H253V233H249ZM257 232H258V234H257ZM153 233V234H152ZM157 233V234H156ZM152 234V235H151ZM154 234H155V236H154ZM205 234V235H206ZM209 234L207 235V236H209ZM218 234V235H217ZM248 234V235H247ZM252 234H253V236H252ZM257 234V235H256ZM46 235H53V239L56 237V239H57V237H58V239L60 240V241H63V245H64V243H65V241H68V240H70V241H72L71 239H76V241L78 240V241H80V242H74V244L76 243V247L75 248H70L69 250H67L66 252H64L63 254H59V252H58V250L56 251V250H54L55 248L53 247L52 248V245H50L51 246V248L49 249V251L48 252H46V250H48V248H49V244L47 245V243H46V245L45 244H43L42 245V248L40 249L39 248V241H37L36 240V238H35V247H37V249L39 248V251H41L43 254H42V256H40V253H39V251H37L38 252V254H37V257L36 256H33V254H32V252L29 250V248L28 247H26V245H24L23 243H19V241H20V238L21 237H25V238H28V237H42L43 236V238H44V236H46ZM217 235V236H216ZM246 235V236H245ZM55 236V237H54ZM165 235H164V237H166ZM170 236H172V234L170 235ZM176 236H173V237H176ZM180 236V235H179ZM183 236V237H182ZM213 236V237H212ZM172 237V238H173ZM185 237V239H187ZM210 237H208L207 239H209ZM51 238V237H50ZM203 238H202V241H203ZM42 239V238H41ZM52 239V238H51ZM58 239L56 240V242H59L58 241ZM164 239H166V240H164ZM205 239H206V237H205ZM204 239V240H205ZM231 239V240H230ZM45 240V239H44ZM212 240V241H211ZM210 240V242L212 243V242H215V240L214 239H211ZM228 240V241H227ZM41 241V240H40ZM70 241H68V242H70ZM74 241V240H73ZM170 241V243H168ZM184 241V242H183ZM222 241V242H221ZM48 242H49V239H48ZM54 242V241H53ZM52 242V240H51V243H53ZM55 242V243H56ZM92 242H97V243H99V244H101L102 246L104 245V248H102V246H100L101 247V249H105L106 247H108V248H110L111 247V249H112V247H117L118 248V250L119 249H121V250H123L126 254H127V252H130V255H129V253H128V255L126 256V255H124V256H121L119 253L118 254H116V253H113L114 254V256H118L117 257V259H116V261L117 260H119V258L122 260V261H119V262H116L115 261V258H113V254L112 253H110L109 252V254H108V252H103L102 251V253H104V254H106L105 256H107V258L108 257H110V259L108 258H106L105 257V259H103V257L104 256H102V254H100L99 253V250H100V247H99V249L98 250H96V249H94V250H92L93 249V247H91V245L92 244H90V243H92ZM205 242H206V240H205ZM209 242V243H210ZM232 242V243H231ZM250 242H254L253 244L252 243H250ZM62 243V242H61ZM61 243H59L60 245H61ZM73 243V242H72ZM81 243V245H79ZM250 243V244H249ZM67 244V243H66ZM234 244V245H235ZM55 245V244H54ZM53 245V246H54ZM69 245V244H68ZM204 245V246H203ZM70 246V245H69ZM72 246V245H71ZM106 246V247H105ZM208 246V247H207ZM246 246H249L248 248H249V250L247 249V247ZM56 247V246H55ZM215 247V248H214ZM254 247V248H253ZM46 248V249H45ZM107 248V249H108ZM253 248V249H252ZM261 248H263L262 250H261ZM107 249L105 250V251H107ZM174 249V250H173ZM235 249V250H234ZM237 249V250H236ZM244 249H247V250H244ZM251 249V250H250ZM44 250V251H43ZM52 250V251H51ZM54 250V251H53ZM108 250H110V249H108ZM121 250H120V253H121ZM154 250V251H153ZM160 250L161 251H164V252H168L169 250H171L172 252H168V253H162V252H160ZM166 250V251H165ZM209 250H211L210 252H209ZM36 251V250H35ZM58 252V253H56V252ZM114 252H116V250H113ZM122 251V252H123ZM141 251H143L142 253H143V255H141ZM145 251V252H144ZM148 251V252H147ZM52 252H54L53 254H52ZM111 252H112V250H111ZM123 252V253H124ZM134 252V253H133ZM182 254H181V253ZM46 253V254H45ZM108 254V255H107ZM112 254V255H111ZM116 254V255H115ZM122 254V253H121ZM133 254V255H132ZM147 254V255H146ZM149 254V255H148ZM186 254H188V255H186ZM200 254H198V255H200ZM34 255H36V254H34ZM44 255H45V258H44ZM50 255V256H49ZM131 255L133 256V258L131 257ZM40 256V257H39ZM142 256H144L143 258H141L140 259V257H142ZM149 256V257H148ZM201 256H203V255H201ZM36 257V258H35ZM42 257H43V259L45 260V262H44V260L42 259ZM46 257H48V258H46ZM56 257V258H55ZM146 257V258H145ZM162 257H164L165 258V260H163V258ZM204 257L205 256H203V257H201V259H198L199 261H197L198 263L200 262L201 263V260L203 259V262H204ZM214 257H215V259H214ZM55 258V259H54ZM111 258H113V259H111ZM147 258H149V259H147ZM150 258H151V261H150ZM162 258V259H161ZM186 258V260L185 259H181V261L183 260H185L184 261V263H186V261L188 260V259H191V261H192V258H188L187 259ZM37 259H39V260H37ZM52 259H54V260H52ZM107 259V260H106ZM171 259H169V261L171 260ZM175 259V258H174ZM41 260V262L40 263H38L37 261H40ZM97 260H100V261H97ZM125 260V261H124ZM137 260V261H136ZM148 260V261H147ZM159 260V261H158ZM161 260V261H160ZM177 260V259H176ZM207 260V261H206ZM218 260V261H217ZM49 261V262H48ZM48 262V263H47ZM124 262V263H123ZM126 262V263H125ZM171 262V261H170ZM170 262H168V263H170ZM175 260L173 261V263H170V264H175ZM188 262V261H187ZM202 262V263H203ZM183 263V264H184ZM191 263V262H190ZM193 263V262H192ZM50 264V263H49ZM103 264V263H102ZM105 264V263H104ZM109 264V263H108ZM177 264H179L178 262H177ZM186 264H188V263H186ZM195 264H196V262H195ZM207 264V263H206Z\"/></svg>", "mask_w": 264, "mask_h": 264}, {"label": "bare ground", "instance_id": "obj_2", "mask_svg": "<svg viewBox=\"0 0 264 264\" xmlns=\"http://www.w3.org/2000/svg\"><path fill=\"white\" fill-rule=\"evenodd\" d=\"M3 1H4V4H6V5H5L6 7H8L7 5H9L10 8H7V9H10V10L12 9V11H13V7H15V5L13 6V4H12V6H11V3H12L13 1L9 0V1L11 2L10 4L7 2L8 0H7V1H6V0H3ZM5 1H6V2H5ZM15 1H16V3H19V2H20L19 0H15ZM25 1H26V0H25ZM28 1H29V0H28ZM38 1H39V0H37L36 3H39ZM40 1H41V0H40ZM45 1H46V0H45ZM52 1H54V2H52ZM61 1H62V0H61ZM61 1H60V2H61ZM66 1H67V3H68V0H66ZM70 1H71V3L73 4V5H70V7H71V9H70V13H71V16H72V17H71V16H70V17L72 18L74 25H75V21L77 20V21H76V22H77L76 24H78V26H77L78 28H79V21H80V30H81L80 41H79L78 43H76L77 41H75V40H78L77 37H79V34H78L79 32H78V33H75V32H67L68 35H67V34H66V35H67L68 39H69V37H70V38L74 37V39L72 38V40H71V39L68 40V39H66L67 37H65V40H62V39H61L62 37H59L60 42H58V41H57V42H58V43H61V41H62V42L64 41V44L61 43V44H60L61 47H59L58 44H57V45L54 44V45H55V46H54V45H53V42H54V41H53V42H50V41H51V40H54V39H56V38H58V37L55 36V38L50 39V38H51L50 36H51L52 34H50V31H49V30L47 31V34H46V35H48V32H49L50 35H48L49 37H48V36L46 37V39L48 38L47 40H45V36H44V40L46 41L45 44H47V45H48V42L52 43L53 47H55V48L51 47V49H55V50H54V53H55L56 55H57V54H60L59 52H57L58 50H60V52L63 53L62 56H64L65 53H67V54L71 53V52H72V49H74V50L77 49V50L75 51V53H77V56H76V58H75V61H76V62L73 61L74 59L72 60L71 57H70L71 59H69V60H72V61H73V62H72L73 64H74V62H75V64H77L76 67H77V68H80V67H81V68H80L81 70L78 69V71H77V68L75 67V64H74V66H73V64H72V63L69 64V62H67L66 64L63 63L65 60L68 61L67 56L63 58V61L61 60L62 58H54V57L51 56L50 58H51V59L54 58L53 60H59V61H62V62H59V63L56 62V63H57V66H60V65L63 66V67L60 66V68H62V69H60L59 67H56V68L54 67V68H52V69H56V71L59 70V69H60V71H61V70L63 71V69H65L66 73L68 72L67 75H69V76H66L65 73L63 74V76L66 77V82L69 80V79L67 80L68 77H69L70 79L75 77V81H76V74H77L78 72H79L80 74H79V73L77 74V78H78V77H81V78H82V76H83V78H84V77L86 76L85 78H87L88 81H89L90 78L93 79L92 76H94V78L96 77L97 79L100 78L101 81H100V80H97L96 78H95L96 80H95V79L92 80L93 82L95 81L94 84L96 85V86L93 85V88L95 89V91H96L97 94L99 93V95L101 94V91H97V90H98V86H100V83L103 85V83H102L103 81H104L105 84H107V83H108V80L110 79V80H109V83H110L111 81L114 80V77H116V78L118 77V78H117V81H121V80L124 81V79H126V81H128V80H130L131 78H133L134 75H137V74L140 72V71H138V68H137L138 65H137V67H136V66L134 67L133 65L130 67V66L127 65V63H126V64H125V63L123 64V61H125V59L122 58L121 56L114 57V58H115V62H114L113 60H108V61H107V57H109V55H108L106 58H103V57L101 56V55H102V52L105 51L104 49L102 50L101 53H98V52H100L101 50L97 52L98 54H100V57H98V54H97V57H93V56H92V57H87L86 54H85V52H86L87 50L91 49V48H92V49H93L94 47H95V48H97V47L100 48V46H96V45L94 44V41H93V45H95L94 47H91V46H92V42H91V43L88 42V43L90 44V45H88L89 49L86 48L88 43L85 44V42H84V40H85L84 37L87 36V35H89L88 37H90V35H91V33H92V31H91V33H90V30H89L88 32L86 31V30L88 29V28H87V27H88V26H87V25H88V21L93 19V21H94V25L97 24V22L94 20V18L98 17L97 19L99 20V15H98V14H101V15L106 14L105 17H108V18L113 19V16H117V13L119 14L120 7H123L122 4L119 3L120 1L117 2V3H116L117 0L115 1V9H114V10H117V11H113V9L109 8V7H111V6H108V8H107V10H106L105 12H103V11H104V10H103V11H102L103 13H99V12H98V13H96V14L94 13L93 6H92L91 4H93V3L97 2V1H98L99 3H101L99 0H70ZM70 1H69V2H70ZM102 1H103V0H102ZM121 1H122L123 5H126V4L128 3V2H127V3L125 4V3H124V0H121ZM132 1L134 2V0H130V2H132ZM136 1H137V0H135V2H136ZM148 1H149V0H148ZM157 1H159V2H157L159 5L157 4V6H156L158 9L155 8V7H153V8H155V10H157V11L159 12V7H160V5H161V3H160L161 0H157ZM163 1H164V3H163L164 5L167 4V3H169V2H166V1H168V0H163ZM182 1H183V0H181V2H182ZM190 1H191V0H190ZM190 1L188 2L187 0H186V1L184 0L182 3L179 2V1H178V2H179L180 4H183L184 6H185L186 3L188 2L189 5H188V4L186 5V8H187V10H188V6H190V5L192 6V2H193L194 0L191 1V2H190ZM195 1H197V0H195ZM199 1H200V0H199ZM225 1H227V0H225ZM239 1H242V2H243V0H239ZM247 1H248V0H246V1L244 0V2H247ZM252 1L255 2V4H254L253 6H254L255 9H256V17H257V18L254 17V14H250V15H252V16L254 17V19L256 18V20H255V21H252V19H251L252 16H250V15H249V16H250L251 18H250V17H249V18H250L251 20H249V19H248V20H249V21H252V22H255V24H256L255 29L257 28V31L255 30L256 32L253 31V33L255 32V34H254V38H255V36H256L257 39L255 38V40L252 42L253 44L255 43L254 46L252 47V48H253V52H252V50H250L251 48L249 47V48H248V49H249L248 54H250V53H249L250 51H251V54H250V55H252V53H254V54L252 55V57L254 56L255 60L253 61V64H252V65H253L252 73H249V71H248L249 74L247 73V77H248L250 74H252V75H250V77H248V79L250 78V81H251V85H250L251 88H250V86H247V89H245V86H246L248 83L245 84V86L243 87V88L245 89V90L243 89L244 91H246V90H248V89L250 88V89H251V92H249L248 94H252V96H251V98L248 100L249 102L247 101V103H248V104L246 103L247 106H244L245 104H243V103L240 101L242 98H240V100L238 101V102H241V103H242L241 105H239V107L242 106V105L244 106V107H243V108H244V110H243L244 112H243V114H242V113H241V114L243 115V118L245 119V122L240 123L239 121H240V120L242 121V119H239V118H238V122H239L238 125L242 124V125L239 126L238 128L242 127V128H241L242 130H241V129H239V130H240V131H243V132L246 130L245 132H247V133H246L245 136H244V135H243V136H244V138L246 137L247 139L245 138V140H242L241 143H238L239 145H238V144H237V145H234L235 142L233 143V140L231 141L232 136H231V138H230V134L227 133V130H226V133H227V136H228V137H227V136H225V137H227L228 139L230 138L229 141H227L228 139H227V140H223V141H222L223 143L221 142L222 144L219 145L218 140L220 141L221 139H225V138H221V139H217V140H216V136L219 135V134L217 133V131H218L219 129H220V131H221V128H219V129L217 130L216 127H217L219 124H218L217 126L215 125L216 127H214V123H212V122H213L212 120H214V118H215V117L217 118L218 116H219V117H220V116L222 117L223 115H225V117H226L227 115H226L225 113H227V112H229V111H228L226 108H224L225 106H223V104H222V102H221V97H220V95H221V94L223 95V93H221V94H219V95H218V93H216V94L220 97V99H219L218 96H217L215 99L210 97V96H212V95L214 96V94H215V93L213 94V92H212V91L214 90V89H212V88H214V86H215V84H216V82H215V83H212V85H210V86H211V89H210V90H211V92H212V95H211L210 90H209L210 86L207 88V89L209 90L208 93H210V94H209V97H207V98L213 100L212 103H213V102L215 103V101H216V106H218V108H217V109L214 108L215 110L213 109V111H219V110H220L221 115L216 114V115L213 116V118H212V116H211V118H212V119H211L210 117L207 118V115L209 114V113L207 112L208 114H207L204 118H205V119H211L210 122L212 123V124L209 123V126H210V127L207 125V126L209 127L208 130H206V129H207V126H206L205 129H203V128L205 127V125L202 127L203 124H207V122H205L204 118H203L204 122H203V120H200V119L197 120V119H198V117H197L198 114H196V113H195L196 115H195V114H192L193 112H192L189 116H187L186 113H187V110H188V109H185L184 106H183L181 103H180V104H181L183 107L180 105V106L182 107V108H181V107H180V108L183 109V112H182L183 115H182L181 112H178V111L176 110V111L178 112V114L181 113L180 118L183 116L182 119H181V121H180L181 124H183V121H186V124H185V122H184V124L181 125L182 128H183L185 125H186V126L188 125L186 128L184 127V129H185L184 132H183V130L180 128V130H181L183 133L178 129L182 134L179 132V133L181 134V135H180L181 137H178V138L176 137L177 140L180 139L179 141L183 140V143H184V141L186 140V145L184 146L185 149H186V152H185V150H184V151L182 150L183 148L180 149L181 147H183V146H180L181 143L177 142V140L175 139L176 142H177V143L179 144V146H180V148H179L178 146H176L177 143H175V141H173V140H174V139H173L172 142H173V144H174V143H175V144H174V145L172 144V148L175 149V150H177L176 148H179L180 152H179V150H177V151L174 150V154L176 153V154H175L176 156H175L174 154H172V155L170 154V153L173 152V151H171V150L169 151V150H168L167 152H169V153H167V154H168V155L170 154V156H167V155H166V156H164V157H165V158H168V157H171V156L173 157V155H174L175 158H173V160H171L172 158L169 159V162L172 161L171 164L174 165V166H171V167L176 168V169H177V168H178V169L180 168L179 170H181V169L183 168V169L181 170L182 172L180 171L179 173H178V171H179L178 169H177V170H178L177 172H176V170L173 169V170L176 172V174H180V175L182 176V177L180 176L179 180H177L176 176H174V175H175V174H173L174 171L172 170V168H171L170 166H168V167L165 166V167H164V165H167L166 162H165V160H164V163H162V162H160V161L156 158V159H157V161H156L157 164H155V162H154V164H155L154 167L156 166V170H155V168H153V164H152L153 161H152V163H151V160H152V159H155V158H152V159H151V157H150V161H149V163L147 162L146 157H145V159H144L145 162H144V161H141V162H140V160H139L140 157H138V154H136L137 156H136V158H135V156H134L133 154L135 153L134 151H135L136 149H138L139 146L135 148V146L133 147L132 145L135 143V142H133V141H136V140H137V138H138L137 136L134 137V140H133V139L130 140V141L133 142V144L131 143V144H132L131 146L133 147L132 149H134V150H131L130 148H129L128 150H126V151H128V152H129L130 150L133 152V154H132V152H131V154L133 155V159H130V160H136V159L138 158L139 162L136 160V161H137V165H138L139 163H140V165L144 163V165L142 166L143 169H144V171L146 172L144 175L141 173V169L139 170V169H134V168H133V166H135L134 163H133V166H131L132 168H131L130 165H129V167H130L131 169H128V170H131L130 173H131V172H134V176H136V175H135V173H137L136 171H139V172L137 173V179H138V177H139V179H140V178L144 177L145 175H147V176L150 177L151 174H152V172L156 171V176H152V177H153V178H154V177H155V178L157 177L158 180L160 179V180L158 181L157 184H154V182H151V181H148V182H150L149 184H148V182H147V183H144V181H142L143 184H142V182H139V183L141 184V186H144V185H145V188H146V189H148V187H149V189H150V186H149V185H151V187H152V185L154 184L155 191L158 192V193H156L155 191H153L154 188H152L151 191L148 190V192H150L151 194H153V193H152V191H153L154 194H155V198L158 199V200H157L158 202L160 201V199H159V198H160V197H159L160 194H159V193H161V195H162V193H163V194L166 193V196H168V197H169V195L172 196V194H176V196L178 195L177 197L180 196V198L176 200V201L179 200L178 203H176L177 205L175 204V202H172V201H171V202H172V205H173V203H174V204L176 205V207H177V208H175L176 211H177V212H176L177 214H178V210H181L182 207L185 208V207H188V206L190 205V203L188 202L189 197H192V199L196 200V198H198V199H200V198H201V199H206V198H207V199H208L209 196L213 195V199H214V201L218 198L217 201H219V203H225V202H226V201H224V200H223L224 202H223L222 200H219V199H221V198H225V197L230 198V201H231V203H232L233 206H230L231 203L229 202V203H230V204H229V203L227 202V203H228V206H230V208H228V209H225L226 207H223V206L220 207V205H218V204H217V206H216L217 208H216V207L213 208V207H214L213 205H215L216 203H212V202H211V206H213V207H212L211 209H210V208H209V209L207 208V209H208V210H207L205 207L209 206V203H210V202H209L205 207L202 206V207H204L203 209H204L205 211H206V210L208 211V212L206 211L207 214H204V215H203V214H202V211H204V210H200V209H202V207L199 206L200 208H198V210L201 211V212H199L200 215H199V214H198V215H199L200 217H193L194 215L197 214V213L195 214V213H194L195 210H193L192 213H193L194 215L191 214V216H192V217H191L190 214H189V217H190L191 220L188 219L189 221H193L192 224H190L191 226H193V225L196 226L195 224H197V223H195L194 221L198 220L199 218H200V220H201V219H204V220H205V219H206V218H204L205 215L208 216L209 222H212V220H210V219H213V217H212L213 215H212V214H215V215H214V218H215V217H218L217 215H220L221 210H222V215H220V217H223V219H225L226 217L228 218L229 216L232 215L231 218L233 217V219H234L235 216L238 215V217L235 218V219H236V220L239 219L238 221H240V223L243 222V221H241V220H244V219H246V218H250V216H253L254 219H255V217H257L258 219H260L262 216L264 217V214H263V213H260V212H264V211H263V210H264V209H263V207H264V205H263V204H264V200H263V196H261V195H264V194H261V195H260L259 193H257V194L259 195V198H258L257 195L254 194V191H255V190L257 191V190L261 189V191H262V190L264 189V185L262 186V181H260V183H261L260 186L255 185V184H253V186H252V185L249 186L248 183H247V184L245 183V184L248 185L249 188H250V190H249V191L247 190V192H246V189H245L246 186L243 187V184H241V185H238V184H237L238 186L235 185V184H231V183H233L234 181H237L238 178H240V180H244V178H243L244 174H241L242 176H240V175H237V174H238V173H237V174H236L237 177L240 176V177H238V178H236V175H234V176L232 175L233 177L230 175V174L232 173V171H233V172H238V171H244V170H246V172H247L248 170H253V171H255V172L253 173V174L255 175L254 178L258 176L257 173H258L259 171H260L261 173H263L262 176H261V177L259 176V177H260V178H263V177H264V0H249L248 2H251L250 5H252V3H253ZM22 2H23V1H21V4L24 5ZM29 2H31V1H29ZM50 2H51V3H54V4L56 3L55 0H50ZM50 2H49V3L43 2V3H44L43 6L45 5V7H41V6H40V7H41V10H40L41 13H42V10H43L44 8L46 9V6H48V5H50V6H49V9H46L47 12H48L49 10L52 9V8L50 9V7H51L52 5L54 6V4H50ZM57 2H58L59 4H63V2H62V3H60L59 1H57ZM79 2H80V3H79ZM133 2L131 3V4H133V5H132L133 7H134V5L136 6V5L138 4L137 2H136V4H135V2H134V3H133ZM146 2H147V1H146ZM165 2H166V3H165ZM176 2H177V1H176ZM201 2L203 3V1H201ZM205 2H206V1H205ZM232 2H233V1H232ZM244 2H243V3H244ZM7 3H8V4H7ZM33 3H35V2H33ZM36 3H35V6H36ZM104 3H105V2H104ZM111 3H113V2H111ZM111 3H110V4H111ZM194 3H195V2H194ZM196 3H197V2H196ZM208 3H210V2H208ZM235 3H236V2H235ZM235 3H234V4H235ZM2 4H3V3H2ZM4 4H3V6H4ZM29 4H30V3H29ZM29 4H28V6H29ZM47 4H48V5H47ZM56 4H57V3H56ZM68 4H69V3H68ZM143 4H144V2H143ZM147 4H148V2H147ZM224 4H225V3H224ZM228 4H229V3H228ZM228 4H227V5H228ZM0 5H1V4H0ZM38 5H39V4H38ZM79 5H80V8H79ZM96 5H97V4H96ZM141 5H142V4H141ZM207 5H208V4H207ZM207 5H206V6H207ZM230 5H231V4H230ZM245 5H247V3H245ZM31 6H32V2H31ZM31 6H30V7H31ZM58 6H59V5H58ZM60 6L63 7V5H60ZM60 6L58 7V8H59V11H60ZM67 6H69V5L64 4V8H66V9H64V10H69L70 7H68V9H67ZM91 6H92V7H91ZM126 6H127V7H126ZM126 6H125V8H124V9H125V12H126V9L128 8V5H126ZM130 6H131V5H130ZM130 6H129V7H130ZM146 6H148V5H145V4H144V7L147 9L146 11L148 12V10L150 9V7H148V8H149V9H148ZM158 6H159V7H158ZM171 6H172V5H171ZM176 6H178V5L176 4ZM176 6H175V7H176ZM196 6H197V4H196ZM199 6H200V5H199ZM223 6H226V4L223 5ZM231 6H233V4H232ZM17 7H18V6H17ZM25 7H26V6H25ZM30 7H29V8H30ZM36 7H37V6H36ZM38 7H39V6H38ZM38 7H37V8H38ZM54 7H56V10H57V5L54 6ZM138 7H139L140 9L142 8V7H140V4H138ZM138 7L136 6V8H137V10H138V12H139L140 9H138ZM175 7H174V8H175ZM179 7H180V6H179ZM179 7H178V8H179ZM182 7H183V6L181 5V9H180V10H182V13H180V14H184L185 16H187V13H188V12L186 13L187 10L185 9V7H183V8L186 10V11L184 10V11H185V13H184ZM200 7H201V6H200ZM203 7H205V6L203 5ZM203 7H202L201 9H205V8H203ZM226 7H228V6H226ZM226 7H225V8H226ZM229 7H230V6H229ZM233 7H234V6H233ZM233 7H232V9H233ZM238 7H239V5H238ZM240 7H241V5H240ZM246 7H247V6H246ZM20 8H21V6H20ZM32 8H34V7L32 6ZM47 8H48V7H47ZM112 8H113V4H112ZM130 8H131V7H130ZM136 8H135V10H136ZM164 8H165V6H164ZM164 8L162 7L163 10H164ZM167 8H168V7H167ZM167 8H166V9H167ZM211 8H212V7H211ZM2 9H4V8H2ZM22 9H23V8H22ZM27 9H28V8H27ZM34 9H36V8H34ZM34 9H33V12H34ZM39 9H40V8H39ZM45 9H44L43 11H45ZM61 9H62V8H61ZM72 9H73L74 12L72 11ZM96 9H97V7L95 8V11H97ZM104 9H105V8H104ZM109 9H110V10H109ZM121 9H122V8H121ZM132 9H134V8H132ZM132 9H131V10L128 9V11L131 12ZM142 9H143V8H142ZM142 9H141V10H142ZM168 9H169V10H168ZM168 9H167V11L169 12V11H170V8H168ZM208 9H209V7H208ZM226 9H227V8H226ZM240 9L242 10L243 7L240 8ZM18 10H19V8H18ZM54 10H55V9H54ZM135 10H134V11H135ZM160 10H161V8H160ZM175 10L178 11L177 8H176ZM189 10H190V9H189ZM189 10H188V11H189ZM209 10H210V9H209ZM212 10H214V9H212ZM212 10H211V12H212ZM243 10H244V9H243ZM245 10H246V9H245ZM245 10H244L243 12H247V13L249 14V10H250V9L247 10V11H245ZM20 11H22V10L20 9ZM36 11H37V9H36ZM36 11H35V12H36ZM38 11H39V10H38ZM38 11H37V13H38ZM59 11H57L58 14L63 12V10H62V12H59ZM134 11H133V14H135V13L137 14V13H138V12H136V11L134 12ZM143 11L145 12L144 9H143ZM157 11H156V13H155V11H154V13H155L156 15L158 14ZM165 11H166V10H165ZM165 11H164V12H165ZM194 11H196L195 5H194V7L192 8L191 12L188 13V16H187V17H185V16L183 15L185 18L188 19L189 23H190V19H192L191 17H193V16L197 17V16L194 15V14H197L198 11H196V13H194ZM202 11H203V10H202ZM223 11H224V10H223ZM227 11H228V9H227L224 13H227ZM1 12H2V11H1ZM7 12H8V11H7ZM7 12H6V13H7ZM17 12H19V11H17ZM17 12H16V13H17ZM53 12H54V14L56 13L55 11H53ZM72 12L76 14L75 17H73L75 14H72ZM123 12H124V11H123V9H122V14L125 15V13H123ZM144 12H143L144 17H146V15H147V16H150L151 13H152L151 10H149V12H150L149 15H148L149 12H148V13L145 12V13H147V14H145ZM164 12L162 13L163 16L167 13V12H166V13L164 14ZM180 12H181V11H180ZM204 12H205V11H204ZM211 12H210V13H211ZM228 12H229V11H228ZM230 12H231V10H230ZM230 12H229V14H230ZM240 12H242V11H240ZM3 13H5V11H4ZM19 13H20V12H19ZM39 13H40V12H39ZM51 13H52V12H51ZM176 13H177V12H176ZM208 13H209V12H208ZM247 13H246V14H247ZM1 14H2V13H1ZM7 14H8V13H7ZM7 14H5L4 16L8 17V15H9L10 13H9L8 15H7ZM17 14H18V13H17ZM48 14H49V12H48ZM48 14H47V15H48ZM56 14H57V13H56ZM58 14H57V15H58ZM63 14H64V12H63L61 15H63ZM66 14H67V13H65L64 15L66 16V18H68ZM136 14H135V15H136ZM168 14L170 15V13H168ZM178 14H179V12L177 13V15H178ZM191 14H192V15H191ZM213 14H215V13H213ZM213 14H212V15H213ZM227 14H228V13H227ZM233 14H234V13H233ZM10 15H11V14H10ZM13 15H15V14H12V16H13ZM18 15H19V14H18ZM18 15H17V16H18ZM23 15H24V14H22V16H23ZM25 15H26V14H25ZM25 15H24V17L21 16V17L24 19V20H21V21H23L24 23H25V21H27V20L25 19ZM30 15L32 16V14H30ZM40 15H41V14H40ZM152 15H154V14H152ZM158 15H159V14H158ZM160 15H161V13H160ZM174 15H175V13H174ZM190 15H191V16H190ZM201 15H204V14H201ZM212 15H211V16H212ZM224 15H225V14H224ZM12 16H11V17H12ZM17 16L15 15L14 18L12 17L14 21H15V19H16L15 17H17ZM27 16H28V15H27ZM38 16H39V14H38ZM42 16H43V14H42ZM42 16H41V18H39L40 16H39V17H36V18H39V19L42 20ZM45 16H46V14H45V12H44V17H45ZM125 16H128V15H125ZM125 16H124V17L122 16L124 19L122 18L123 22L120 21V23H124V24L121 25V26H123V27H121L122 29H121L120 26H119V28H120L121 30L119 29V31L117 32L118 36L116 37V41L118 40V37H120V39H121V42L119 41V42H120L119 45L122 47V49H121V48H118V50L121 49V51H120L121 54H122V52H123V49H124V51H125V49H128V47H126L125 44H124V43H125V39H126V41H127V40H130V39H127V36L129 35V32L127 31L128 29H127V25H126V22H128V20H129V18H128L129 16H128V17H125ZM139 16H140V15H139ZM183 16H181V17L184 18ZM189 16H190V17H189ZM209 16H210V15H209ZM221 16H222V15H221ZM225 16L227 17V16H229V15H225ZM232 16H233V15H232ZM243 16H244L243 19H247V17L245 18V15H243ZM11 17H10V19H11ZM44 17H43V18H44ZM48 17H49V16H48ZM70 17H69L68 19L65 18L69 23L72 21V20L70 19ZM100 17H101V16H100ZM136 17H138V15H137ZM150 17H151V16H150ZM150 17H149V18H150ZM156 17H157V16H156ZM159 17H161V16H159ZM174 17H175V16H174ZM195 17H194V18H195ZM204 17H205V16H204ZM226 17H225V18H226ZM230 17H231V15H230ZM17 18H18V17H17ZM73 18H74L75 20H74ZM76 18H77V19H76ZM102 18H103V17H101L100 19H102ZM108 18H107V19H108ZM115 18H117V17H114V19H115ZM118 18H121V16H120V17L118 16ZM126 18L128 19L127 21L125 20ZM138 18H139V17H138ZM162 18H163V17H162ZM165 18H166V17H165ZM185 18H184V19H185ZM205 18H206V17H205ZM212 18H213V17H212ZM212 18H211V19H212ZM217 18H218V16H217ZM222 18H223V17H222ZM233 18H235V19L237 18V19H238V17H235V16H233ZM1 19H2V18H0V20H1ZM19 19H20V17H19ZM33 19H34V18L31 17V20H33ZM48 19L52 20L51 17H49ZM48 19H47V22H48ZM53 19H54V20H57V18H55V17H54ZM103 19H104V18H103ZM130 19H131V17H130ZM140 19H143V18L141 17ZM154 19H155V18H154ZM154 19H150V20H154ZM167 19H168V18H167ZM170 19H171V18H170ZM175 19H176V18H175ZM178 19L181 20V18H179V17H178ZM227 19H228V18H227ZM230 19H231V18H230ZM7 20H8V19H7ZM11 20H12V19H11ZM28 20H29V18H28ZM31 20H29V21H31ZM37 20H38V19H37ZM37 20L35 19L34 21H37ZM60 20H61V21H64V18L61 17ZM60 20L58 19V21L56 22L58 28H60L59 25L62 24V23H58V22H60ZM66 20H65V21H66ZM69 20H70V21H69ZM78 20H79V21H78ZM108 20H109V19H108ZM144 20H145V18H144ZM158 20H159V19H158ZM209 20H210V19H209ZM219 20H220V19H219ZM232 20H233V19H232ZM238 20H239V19H238ZM238 20H237V22H238ZM2 21H3V19H2ZM18 21H19V20H18ZM34 21H33V22H34ZM52 21H53V20H52ZM65 21H64V22H65ZM67 21L65 22L66 25H64V26H67V25H68V26L65 27V28L63 27V28H64V30L67 28L66 31H70L69 28H70V26H71V28H72V26H73L72 24H73V23H72V24H71V23L69 24ZM125 21H126V22H125ZM129 21H130V20H129ZM141 21H142V20H141ZM164 21H165V20H164ZM184 21H186V19H185ZM193 21H194V20H193ZM229 21H230V20H229ZM244 21H246V20H244ZM0 22H1V21H0ZM5 22H6V21H5ZM5 22H4V23H5ZM7 22H10V23H11L10 20L7 21ZM27 22H28V21H27ZM43 22H44V21H43ZM54 22H55V21H53V24H54ZM64 22H63V23H64ZM89 22H90V21H89ZM134 22H135V21H133V23H134ZM156 22L160 23V21H156ZM180 22H181V21H180ZM182 22H183V20H182ZM233 22H234V21H233ZM237 22H236V23H237ZM252 22H249V23H248V21H247V25H248V24H250V25H248L247 27L245 26L246 29H244V31H247V30L249 31V30L253 29L252 27H254L255 24H254L253 26H251V25L253 24ZM4 23H3V24H4ZM13 23H14V22H12V25H13V26H11V24H9V23H8V24L10 25V27H12V28H10V29H13L12 31L14 32V31H15L14 28H15L16 26L14 27L15 24H13ZM16 23H18L17 20H16ZM45 23H46V21H45ZM51 23H52V22H51ZM103 23H104V22H103ZM103 23H102V24H103ZM108 23H109V22H108ZM111 23H112V22H111ZM137 23H138V22H137ZM143 23H144V21H143ZM158 23H157V24H158ZM161 23H162V22H161ZM161 23H160V24H161ZM164 23H165V22H164ZM183 23H184V22H183ZM185 23H186V26H187V25H188L187 22H185ZM211 23L213 24V22H211ZM251 23H252V24H251ZM0 24H1V23H0ZM18 24H19V23H18ZM18 24H17V25H18ZM35 24L38 25L37 23H35ZM35 24H34V26L37 27ZM48 24H49V23H48ZM48 24H47V25L45 24V25L48 26ZM117 24H119V23H117ZM127 24H128V23H127ZM129 24H130V23H129ZM134 24H136V23H134ZM140 24H141V22L139 21L138 26H139V27H140V26H141V27H144L143 24H141V25H140ZM144 24H145V26L147 25L146 27L148 28V31H149V28H153L152 31H153V30H156V33H157V27H158L159 29H161V28H160L161 26H160V27H159V26H154V27H156V28H154V27H150L151 25L148 26L149 23H148V24L144 23ZM151 24H153V23L151 22ZM168 24H169V23H168ZM181 24H182V23H181ZM209 24H210V23H209ZM212 24H211V27L214 25V28H215V26L217 25V24H215V23H214L213 25H212ZM232 24H233V23H232ZM240 24H241V23H240ZM245 24H246V23H245ZM245 24H243V25H245ZM4 25H6V23H5ZM9 25H6V26H9ZM20 25H22V24H20ZM20 25H19V27H20ZM40 25H41V26L38 25V27H42V24H40ZM51 25H52V24H51ZM55 25H56V24H55ZM62 25H63V24H62ZM62 25H61V26H62ZM69 25H70V26H69ZM92 25H93V24H92ZM99 25H100V24H99ZM113 25H114V24H113ZM155 25H156V24H155ZM163 25H164V24H162V26H163ZM166 25H167V24L164 25V28L166 27V29H167V26H166ZM203 25H204V24H203ZM225 25H226V24H225ZM228 25H231V24H228ZM228 25H227V26H228ZM1 26H2V25H1ZM27 26H28V25H27ZM52 26H53V25H52ZM57 26H56V27H57ZM75 26H76V25H75ZM101 26H102V25H101ZM152 26H153V25H152ZM194 26H196V25L194 24ZM194 26H193L194 30L190 29L189 31H191V30H192V31H195L194 34H195V36H197V34H196V30H197L198 26H200V25L196 26V28H195ZM237 26H238V25H237ZM237 26L235 25V28H236ZM249 26H251V27H249ZM19 27H18V28H19ZM22 27H24V26H22ZM56 27H55V28L52 27V28L55 29L54 34L56 33ZM68 27H69V28H68ZM91 27H92V26H91ZM168 27H169V28L166 30V36H165L167 40H166L165 38L162 40V41L165 40L166 42L168 41L167 43H169L170 40H171V41H172V40H173V41L176 40L177 38L175 39V37H176V35L178 34V33H176V31H177L176 29H175L176 31H174V30L172 29V27L174 28V26H171V27H170V26L168 25ZM200 27H201V26H200ZM218 27H219V26H217V28H215V29L217 30V29L220 28V27H219V28H218ZM248 27L251 28V29H248ZM26 28H28V27H26ZM29 28H30V27H29ZM31 28H32V27H31ZM45 28H46V27H45ZM86 28H87V29H86ZM92 28H94V26H93ZM105 28H106V27H105ZM110 28H111V27H110ZM110 28H108V29L110 30ZM114 28H116L115 25H114ZM164 28H163V29H164ZM191 28H192V27H191ZM204 28H205V27H204ZM206 28H207V27H206ZM208 28H209V27H208ZM208 28H207V29H208ZM228 28H229V26H228ZM240 28H242L241 25H239V27H237L236 29H234V27H233L234 31H236V30H240ZM1 29H2V28H1ZM4 29H5V27H4ZM6 29L9 30L8 27H7ZM54 29H53V30H54ZM72 29H73L74 31H75V29H76V32L79 31L76 27L74 28V26H73ZM89 29H90V27H89ZM103 29H104V28H103ZM111 29H112V28H111ZM116 29H117V28H116ZM159 29H158V31H159ZM163 29H162V31H163ZM179 29H180V28H179ZM195 29H196V30H195ZM231 29H232V27H231ZM27 30H28V29H27ZM30 30H31V29H29V31H30ZM32 30H33V29H32ZM34 30H36L37 33H38L39 28H38V30H37V28H34ZM58 30H59V29H58ZM95 30H96V29H95ZM95 30H94V31H95ZM99 30H100V29H99ZM145 30H147V29H145ZM187 30H188V29H187ZM198 30H199V29H198ZM209 30H210V28H209ZM242 30H243V29H242ZM20 31H22V28L20 29ZM105 31H106V30H105ZM107 31H108V30H107ZM113 31H114V30H113ZM120 31H121V32H120ZM152 31L150 30V32H152ZM164 31H165V29H164ZM184 31H185V30H184ZM202 31H203V30H202ZM205 31H206V30L204 29V32H205ZM210 31H211V30H210ZM210 31H209V33H210ZM212 31H214V30L212 29ZM220 31H221V30H220ZM222 31H224V30L222 29ZM234 31H233V32H234ZM17 32H18V30H17ZM22 32L24 33V35L26 34L25 31H22ZM30 32H34V34L36 35V32H35V31H30ZM40 32H41V31H40ZM86 32L88 33L87 35H86ZM99 32H100V31H99ZM103 32H104V31H103ZM127 32H128V34H127ZM132 32H133V31H132ZM142 32H143V30H142ZM142 32H141V33H142ZM154 32H155V31H154ZM154 32H153V33H149V34H151V35L153 34V36H154ZM160 32H161V30L159 31V34H160ZM179 32H180V31H179ZM226 32H227V31H226ZM241 32H242V31H241ZM15 33H16V31H15ZM23 33H22V34H23ZM57 33L59 34V32H57ZM71 33H73L74 35H71ZM84 33H85V34H84ZM120 33H121V34H120ZM139 33H140V32H139ZM184 33H185V32H184ZM186 33H190V34H191V33H193V32H188V31H187ZM186 33H185V34H186ZM206 33H207V31H206ZM206 33H205V35H206ZM209 33H207V34H209ZM219 33H220V32H219ZM224 33H225V31L223 32V34H224ZM238 33H239V32H237V35H238ZM243 33H244V32H243ZM243 33H239V36L242 34L240 37H242V36H247L248 39H251V38L248 36V34L245 35L246 33H245V34H243ZM4 34H5V33H4ZM4 34H3V32H2V35H4ZM16 34L18 35L19 32L16 33ZM20 34H21V32H20ZM20 34H19V37H21V36L23 37V35H22V34L20 35ZM30 34H31V33H30ZM38 34H42V32H41V33H38ZM60 34L62 35V34H65V33H64V32H62V33L60 32ZM98 34H99V33H98ZM101 34H103V33H101ZM126 34H127V36H126ZM142 34H143V33H142ZM144 34H145V33H144ZM161 34H162V33H161ZM161 34H160V36H161ZM181 34H182V33H181ZM226 34H229V33H226ZM0 35H1V34H0ZM2 35L0 36V42H1V41L4 42V45H5V43H6L7 41L10 43L9 40H6V41H5V40H4V37H2ZM5 35H6V36H7V35L9 36V32H8L7 34H5ZM10 35H11V33H10ZM31 35H33V33H32ZM42 35H43V34H42ZM42 35H40V37H41ZM75 35H76L77 37H76ZM104 35H107V34L104 33ZM145 35H146V34H145ZM237 35H236V36H237ZM249 35H250V34H249ZM26 36H27V35H25L24 37H26ZM28 36H29V35H28ZM38 36H39V35H38ZM38 36H37V38H38ZM96 36L98 37L99 35H95V37H96ZM107 36H108V35H107ZM113 36H114V35H113ZM122 36H123V37H122ZM160 36H159V37H160ZM201 36H202V35H201ZM201 36H199L200 39L202 38ZM206 36H207V35H206ZM209 36H210V37H211V36H212V37H215V36L213 35V33H212L211 35L209 34ZM221 36H222V34H221ZM231 36H232V35H231ZM231 36H230V37H231ZM236 36H235V37H236ZM9 37H10V40H11L12 36H9ZM9 37H8V38H9ZM88 37H87L86 40H88ZM101 37H103V36H100V40H102ZM105 37H106V36H105ZM129 37H131V35H129L128 38H129ZM151 37H152V36L149 37V42H151V40L153 39V38H151ZM155 37H156V38H155ZM162 37H163V35H162ZM192 37H194V36H192ZM219 37H220V36H219ZM240 37H238V38H240ZM13 38H15V37H13ZM13 38H12V39H13ZM31 38H34V40L36 39V37H34V35H33ZM42 38H43V36H42ZM42 38H41V39H42ZM76 38H77V39H76ZM85 38H86V37H85ZM114 38H115V36H114ZM154 38L157 39V35H155ZM182 38H184V37H182ZM194 38H195V37H194ZM197 38H198V37H197ZM203 38H204V37H203ZM206 38H207V37H206ZM208 38H209V37H208ZM215 38H217V35H216ZM215 38H213V39H215ZM220 38H221V37H220ZM226 38H227V37H226ZM245 38H246V37H244V39H245ZM24 39H25V38H24ZM49 39H50V41H48ZM111 39H113V38H111ZM132 39H133V38H132ZM192 39H193V38H192ZM210 39L212 40V38H210ZM224 39H225V38H224ZM236 39H237V37H236ZM241 39H242V38H241ZM241 39H239V41L234 39V42H231V40H232V39H231V40H230L231 43L228 42L227 44H230V45H231L232 43H235V44L237 43V45H238L239 42H244V43H245V40H244V41H240ZM26 40H27V37H26ZM26 40H25V41H26ZM36 40H38V39H36ZM66 40H67V43H68L69 45L66 43ZM86 40H85V41H86ZM90 40H91V38H90ZM93 40H94V39H93ZM160 40H161V39L159 38V41H160ZM184 40H185V39H183V41H184ZM186 40H187V39H186ZM195 40H196V38L194 39V41H195ZM14 41H15V40H14ZM31 41H33V40L31 39ZM40 41L42 42V40H40ZM40 41H38V42L41 43ZM70 41H71L72 44L74 43V44H73L74 46L71 45ZM73 41H75V42H73ZM102 41H103V40H102ZM106 41H107V40H106ZM111 41H112V40H111ZM111 41H110V43H111ZM131 41H132V40H131ZM131 41H130V42H131ZM134 41H135V40H134ZM136 41H137V39H136ZM139 41H140V40H139ZM154 41H156V40H154ZM159 41H158V42H159ZM162 41H161V42H162ZM165 41H164V43H163V44H164V47H165V44L167 45V43H165ZM173 41H172V42H173ZM177 41H178V40H177ZM213 41H214V40H213ZM215 41H216V43H217V45H218V44H219L218 41H222V40H216V39H215ZM225 41L227 42V40H225ZM232 41H233V40H232ZM247 41H248V40H247ZM250 41H252V40H250ZM2 42H1V44H2ZM16 42H17V41H16ZM29 42H30V41H29ZM119 42H118V43H119ZM128 42H129V41H127V43H128ZM161 42H159V43L161 44ZM172 42H171V44H172ZM248 42H249V41H248ZM248 42H247V43H248ZM9 43H8V45H10ZM118 43H117V44H118ZM121 43H122L123 45H122ZM212 43L214 44L215 42H212ZM216 43H215L214 45L217 47ZM23 44H24V42H23ZM32 44H33V43H32ZM65 44H66V45H65ZM76 44H77L78 46H79V44H80V46L78 47V46H76ZM114 44H115V43H114ZM137 44H138V47H137L135 50H133V51L135 52V54H136L137 50H139V43L137 42ZM142 44H143V43H142ZM154 44H156V43H153V45H154ZM163 44H161V45H159V46L163 47ZM174 44H176V43H174ZM195 44H196V43H195ZM222 44H223V42H222ZM224 44H225V43H224ZM249 44H250V43H249ZM4 45L0 46V56L2 57V55H3V58H5V57H4V54H2V51H3V53H4L5 51L8 50L7 53L5 52V56H6V60H5V62H6V63H7V59H8V62L10 63L9 60H10L11 57H8V58H7L9 51H10V54H11V55L9 54L10 56H12V55H13L12 53L16 51L14 54L17 53V54H16L17 57L15 56V57H16V58H15L14 55H13L12 58H13V57H14V58H13V59L11 58V61L15 62V65H14L13 62H11L14 66H12L11 63L9 64V66H8V63L5 65V62L3 61V58L0 57V59L2 60V62H4V63H1V62H0V63H1V68H0V69H1V70L6 69V68H4V67L6 66V67L10 70V67L12 66L11 69L14 67V68H16L17 70L13 68V69L11 70L12 73H10V74H9V72H8L7 69H6L5 71H7L8 73L3 72L4 70H3V71H0V96L3 97L2 99H1V97H0V110H2V114L0 113V117H1V119H0V120H1V121H0V145H1V146H0V152H1V153H0V158H1V159H0V168H1V169H0V175H1V177H3V178H5V177H6L7 179L10 178L12 181H13V179H12L13 177H17V178L20 179V181L18 182V185H19V187H18V188H19V191H18V188H17V189L15 188L16 191L18 192V195H17V194H16V195H17V197H18V196L20 197V196L22 195V197H20L19 199H23V200H22L23 205H24V201H25V204H27V206L24 205V209H23V206H22L21 204H19L20 206H19V205H16V206H15V202H14V204H13L12 206H15V208L18 207V208H19V211H18V212H20V215H22L21 212H24V211L27 212L28 209H29V201H30V200H29V197H30V194H28V193L30 192L31 195L33 196V195L36 193L37 190L39 191V188L36 189L35 181H34L35 179H34L33 173H34V175L36 176L34 170H36V172H38V174H39V173H41V169H43V167H39V166H37V169H36V167H35V169H33V173H32V171H31V165L33 166V163H34V162L32 163L33 158L30 157L31 154H32V153H35L34 158H35V157L37 158V162H38V163L36 162L34 165H37V164L39 165V164H41L42 162L47 163V159H48V162H49V160H51V159H50V156L52 157V160H53V159H54L53 156H55L56 153H57L58 156H59V154H60V156H61V154L63 153V155L61 156L62 159L60 158V159H61V160H60V159L58 158V156L56 155V158H58V160H55V161H56V162L58 161L60 164H61V162L63 163V160L66 161V159H67V162H64L65 164H68V163H71V162H72L71 164H73L74 162H76V164H78V166H79V167H78L79 170L74 171L75 169H78V168H77V167H73V168H72V171H74V172H72V173L70 174V176H66V175L62 172V170H60V172L63 173V174L60 175L61 177H58L59 175H58V176L56 175V177H57V178H62V177L65 175L64 178L67 177L66 180H67L69 183H68V182H66V183H68L69 185H67V187H65L64 184H63V181H62V182L59 181V185H58V186H59V189L61 188L62 190H60V191H55V192L52 193V192H51V191H53V188H52V187H55V186H56V187L58 188L57 185H55V186L52 185L51 190L47 188V190H50L49 192H51L50 195L48 194V191H47V190H44V192L42 193V194L45 196V198H42V196H41L42 194H41V195H40L41 198L38 197V199H36V196H38V195L35 194V195H34L35 197L33 196V197H32L33 199H31V204H32V206H31V210H30V211H31V212H30V213H31V214H30V217H35V216H36V217H44V216H42V215H43L44 213H46V214H44V215H46V217H47V214H49V216H50V217L48 216V218H47V220H48L49 218L54 217V215H55V217H56L58 214H59L60 216H61L62 214H65V215H62L63 218H61V219H64V216H66V217H70V216L74 217L73 215L77 214L76 212L79 213V214H77V215L79 216V215L81 214V211H85V210L87 211V209H86L87 204H88L87 201H89V200H90V197H91L90 194L88 195V192L90 193V191L92 190V189H91V190L89 189V188H90V187H89V182H90V180L88 181V179H89L90 177H92V175L94 176L95 174H93L92 172H98V167H100V164H101V165L103 164L102 161H101V158H100L101 155H102V153H104L103 151H104V150H105V151L107 150V152H109V151L111 150V149H109V148L112 147V146H111V145H112V142H111V141H112V139L114 138V135H115V134L113 135V132H116L117 130H114V129H113V131H112V129H110L109 126L112 125L111 122H112L114 119H116L117 116H115L114 119L109 118V119H111V122H110L111 125L108 124V126H107V123H106V124H105L106 126H102V124H100L102 129H103V127H104V129L102 130L104 133L102 132L103 134H102V133L100 134L101 129L99 128V126H96V129H95V130H94V129H91V127H93V126H92V124H93L92 122L95 121V125L99 123V122L96 123V119H95V117L97 118V115H98V114H97L96 116H94L93 113L90 114V112H91L90 110H87V111H86L85 109H84L85 111L82 112V111H83L82 108H84L83 106H81L82 108H79V107H80V106H79L78 108H79V109H82V110L79 111V109H78V112H77V111L74 109L73 105H72V107H73V111H74V114H73V111H70V112H69V111H68V112L63 111V113L57 111V112H59L60 114L57 113V112L55 111L56 108L58 107V109H59V108L61 107V106L59 107V105L61 104L62 101H64L65 98H63V99H62V98H59V99H58V97H56V98H57V101L61 100V101H59V103H58L59 105L57 104V102H56V103L54 102V101H56V99H55V96H56V95H55V94L52 93V94H53V95H52V94H49V92H48V95L46 94V95L48 96V98H47L46 95H45V92H46V90H45V86H43V84H41V76L39 75L40 73H39V72L37 73V70H36V68L38 69V66H40L41 68H45V67H42L40 64H42V62H43V64L46 65V63H45L46 60H47V59L49 60V57H48V56H49L50 47L47 46V45H46V46H43L42 44H41V45L38 44V45H40L39 48H41V46H42V48L45 49L44 51H43V49L40 50V53H38V54H40V55H38V54L36 55V52H37V51H35V49L37 48V45H35V44H34V46L31 45L30 48L27 47V46H25V47L27 48V50H26L27 52H28V51H31V52H29V54L26 52V54H28V55H26V54H25V51H24V49H26V48L23 47V49H22V50L24 51L25 56H28V61H27V60H25V61L27 62V64H28L29 66H28L27 64H26L25 66L30 67V66L33 65V64H32V61H34L33 56L36 55V56H38V57H39V56L41 57V55L43 54V52L46 53V51H47L46 49L49 47V48H48V52L46 53L47 56H46L45 54H43L44 59H43V56H42V60H40L41 62L39 61L40 63L38 62V60H35V61H34V62H36V64L38 63V64H37L38 66H36V65L34 64V66L36 67V68H35L36 71L33 70L34 67L32 68V71H34V73H36V77L38 78V80H40V83H39V81H38L39 84H38V86H37V81H36V79H35L34 82L32 83V81H33V78H32V77L35 78V76H34L35 74H34V73H33L34 75L32 76V73H31L32 71L30 72V70H29L28 68H26L25 70L28 69L27 76H26V73H25L26 71H25L23 74H21L22 72H20V69H21V68H20V66H19V61H20V59L18 60V56H19L20 53H18L17 50L14 51V49H16V48H13L14 46H12V48H11V50H10L9 47H10L11 45H10V46H6V45L4 46ZM19 45H22V44L19 43ZM49 45H50V44H49ZM62 45H63V48H64V47H65V48H64V49H58V47H59V48H62ZM97 45H98V44H97ZM119 45H118V46H119ZM128 45H131V44L129 43ZM145 45H146V44H145ZM150 45H152V44H150ZM153 45H152V46H153ZM239 45H240V44H239ZM239 45H238V46H239ZM241 45H243V44H241ZM35 46H36V47H35ZM50 46H51V45H50ZM57 46H58V47H57ZM110 46H111V45H110ZM120 46H119V47H120ZM140 46H141V45H140ZM167 46L170 47L171 45H167ZM208 46H209V45H208ZM212 46H213V45H212ZM228 46H229V45H228ZM238 46H236V47L234 46V48L237 49ZM244 46H246V45H244ZM244 46H242V47H244ZM251 46H252V45H251ZM5 47H6V48L8 47V49L5 50V49H4ZM15 47H16V46H15ZM33 47H34V48H33ZM76 47H77V48H76ZM90 47H91V48H90ZM125 47H126V48H125ZM130 47H131V46H129V48H130ZM134 47H136V46H134ZM161 47H160V48H161ZM169 47H168V48H169ZM195 47H196V46H195ZM230 47H231V46H230ZM239 47H240V50H243V49L241 48V46H239ZM239 47H238V48H239ZM17 48H18V47H17ZM78 48H79V49H78ZM95 48H94V50H95ZM152 48H153V49L156 48V45H155V47H152ZM172 48H173V46H172ZM199 48H200V47H199ZM202 48H203V47H202ZM213 48H214V47H213ZM232 48H233V47H232ZM28 49H29V50H28ZM33 49H34V51H33ZM86 49H87V50H86ZM106 49H107V48H106ZM132 49H133V48H132ZM141 49H142V48H141ZM177 49H178V48H177ZM208 49H209V48H208ZM217 49H218V48H217ZM219 49H220V48H219ZM221 49H223V48H221ZM248 49H247L246 47H244L245 52H246V50H248ZM18 50H20L21 54L23 53V51H21V46L18 48ZM36 50H37V49H36ZM98 50H99V49H98ZM110 50H111V49H110ZM115 50H116V49H114V51H115ZM128 50H129V49H128ZM128 50H126V52H124V53H127ZM160 50H161V49H160ZM224 50H225V49H224ZM233 50H234V49H233ZM237 50H238V49H237ZM240 50L237 51L238 54H239V52H241ZM244 50H243L242 52H244ZM41 51H43V52L41 53ZM107 51H108V50H106L105 53H106ZM143 51H144V50H143ZM145 51H146V49H145ZM156 51H157V50H156ZM226 51H227V49H226ZM234 51H235V50H234ZM52 52H53V51L51 50V53H52ZM64 52H65V53H64ZM87 52H88V54H89V52H91V51L89 50V51H87ZM87 52H86V53H87ZM139 52H140V50H139ZM146 52H147V51H146ZM152 52H153V51H152ZM183 52H184V51H183ZM215 52H217V51H215ZM245 52H244V53H245ZM31 53H33V54H31ZM94 53H95V52H93V54H94ZM124 53H123V54H124ZM128 53H129V52H128ZM162 53H164V52L162 51ZM233 53H234V52H233ZM103 54H104V53H103ZM108 54H109V53H108ZM121 54H120V55H121ZM131 54H133L132 51H131ZM135 54H133V56H134ZM154 54H155V52H154ZM166 54H167V53H166ZM238 54H235V55L237 56ZM241 54H242V53H241ZM245 54H246V53H245ZM29 55H31L32 58H31V57L29 58ZM95 55H96V53H95ZM104 55H106V54H104ZM159 55H160V54H159ZM192 55H193V54H192ZM229 55H230V54H229ZM235 55H234V56H235ZM246 55H247V54H246ZM21 56H22V55H21ZM25 56H24V57L22 56L23 61H24V59H25ZM36 56H34V58H36ZM45 56H46L47 58H46ZM89 56H90V54H89ZM113 56H114V55H113ZM136 56H137V54H136ZM150 56H151V55H150ZM153 56H154V55H153ZM217 56H218V54H217ZM221 56H222V54H221ZM221 56L219 55L218 57L221 58ZM236 56H235V57H232V56H231V59H232V58H233V59L236 58V60H237V59H239L238 57L241 56V55L239 54L237 57H236ZM242 56H243V55H242ZM242 56H241V57H242ZM19 57H20V56H19ZM60 57H61V56H60ZM119 57H121V58L124 59V60L121 61V60L117 59V58H119ZM129 57H130V55H129ZM151 57H152V56H151ZM151 57H150V59H151ZM224 57H226V56H224ZM26 58H27V57H26ZM130 58H131V57H130ZM172 58H173V57H172ZM242 58H244L245 61H246L244 64H247V60H248L249 57H247V60H246V58H245L244 56H243ZM15 59H16V61H18V64L16 63V61H14ZM32 59H33V60H32ZM36 59H38V58H36ZM51 59H50V61H51ZM108 59H110V58H108ZM111 59H112V58H111ZM116 59H117V61H118V60L120 61L121 65L119 64V61H118V63H116ZM202 59H203V58H202ZM202 59H199V60L201 61ZM233 59H232V60H233ZM152 60H153V59H151V61H152ZM190 60H191V59H190ZM236 60H235V62H237V64H238V61H236ZM241 60H242V59H240L239 62H240V64H243ZM98 61H100V62L98 63ZM109 61H110V64L112 63L113 65H110V64L108 63ZM111 61H113V62H111ZM138 61L141 62L142 60H141V61L138 60ZM147 61H150V60H149V57L147 58ZM153 61H154V60H153ZM153 61H152V62H153ZM171 61H172V60H171ZM233 61H234V60H233ZM233 61H232V62H233ZM243 61H244V60H243ZM251 61H252V60L250 59L248 64H250ZM47 62H48L47 65H50V64H52L54 61L51 62V63H50L49 61H47ZM155 62H156V60H155ZM230 62H231V61H230ZM61 63H63V64H61ZM134 63H135V62H134ZM147 63H148V62H147ZM159 63H160V62H159ZM178 63H179V62H178ZM31 64H32V65H31ZM108 64H109V65H108ZM122 64H123V65H122ZM142 64H143V63H142ZM149 64H150V63H149ZM221 64H222V63H221ZM234 64H235V63H234ZM3 65H4V67H3ZM66 65H67V66H66ZM71 65H72V66H71ZM78 65H79L80 67H79ZM116 65H117V66H116ZM147 65H148V64H147ZM153 65H154V64H153ZM165 65H166V64H165ZM178 65H179V64H178ZM188 65H189V64H188ZM223 65H224V64H223ZM252 65H251V66H252ZM15 66H17V67H15ZM114 66H115V67H114ZM140 66H141V65H140ZM142 66H143V65H142ZM142 66H141V69H143L144 72H145V69H148L149 71H151V70L153 69V68H152V69L150 70V68H145V66H144V67H142ZM151 66H152V64H151ZM151 66H150V67H151ZM154 66H155V65H154ZM160 66H162L161 63H160ZM160 66H159V69H160ZM180 66H181V65H180ZM199 66H200V65H199ZM206 66H207V65H206ZM225 66H226V65H225ZM229 66H230V65H228V67H229ZM231 66H232V65H231ZM18 67H19V68H18ZM148 67H149V66H148ZM182 67H183V66H182ZM182 67H181V68H182ZM191 67H192V66H191ZM191 67H189V68H191ZM212 67H213V66H212ZM214 67H215V66H214ZM228 67H227V68H228ZM239 67L241 68L242 66L239 65ZM41 68H40V69H41ZM82 68H84L85 72H84V70H83ZM136 68H137V69H136ZM156 68H157V67H156ZM189 68H188V69H189ZM192 68H193V67H192ZM227 68L225 67V69H227ZM240 68H239V69H240ZM244 68H245V67H243V69H244ZM23 69H24V68H23ZM40 69H38V70H40ZM46 69H47L48 72H47L46 70H45V71L43 70V71H44V74H42V77H43V75H44V76L46 75V78L48 77L47 75H52V76H53L54 73L51 72L52 70L49 71L47 67H46ZM139 69H140V68H139ZM157 69H158V68H157ZM159 69H158V71H156V73L158 72L157 77H158L159 79H163L162 76H163V74H164V70H163V68L160 69V70H159ZM207 69H208V68H207ZM210 69H214V68H210ZM222 69L224 70V67H223ZM243 69L241 68L240 70H243ZM246 69H247V68H246ZM13 70H14L15 72H13ZM18 70H19V73H17ZM79 70H80L81 72H80ZM178 70H180V69H178ZM199 70H200V69H199ZM232 70H233V69H232ZM16 71H17V72H16ZM41 71H42V70H40V72H41ZM43 71H42V72H43ZM56 71H54V72H56ZM136 71H138V73H136ZM143 71H141V72H143ZM152 71H153V70H152ZM154 71H155V70H154ZM154 71H153V72H154ZM225 71H226V70H225ZM225 71H223V72H225ZM243 71H245V70H243ZM246 71H247V70H246ZM63 72H64V71H63ZM63 72H62V73H63ZM83 72H84V73H83ZM112 72H115L116 75L114 76L115 73H113V75H111ZM144 72H143V73H144ZM147 72H148V71H147ZM147 72H146L145 74H147ZM153 72H152V73H153ZM190 72H191V70H190ZM200 72H201V71H200ZM227 72H229V71H227ZM227 72H226L227 75H229V73H231V72H229V73H227ZM28 73H31V74H29V75H31L32 77L29 76V77H31V78H27V79H26V80H27V82H25V83H27L26 86H25V87L27 88V89H26V88L24 87V85H23V87H21V83L23 82V80H22L23 77H28ZM57 73L61 76L60 72H57ZM94 73H96V74H94ZM143 73H141V74H142V77L145 76V74L143 75ZM177 73H178V72H177ZM208 73H209V72L207 71V72L205 73V75L208 74ZM213 73H214V72H213ZM213 73H212V74H213ZM220 73H221V71H220ZM241 73H242V72H241ZM70 74H72V75L70 76ZM84 74H85V75H84ZM86 74H87V75L89 74V75L87 76ZM97 74H98V75H97ZM99 74H100L101 76H102V75H103V76L101 77V76H99ZM108 74H109V75H108ZM218 74H219V73H218ZM244 74H245V72H244ZM55 75H56V74H55ZM55 75H54V76H55ZM110 75H111V76H110ZM139 75H140V73L138 74V76H139ZM168 75H170V74H168ZM176 75H177V74H176ZM178 75H179V74H178ZM186 75H187V74H186ZM230 75L233 76L232 74H230ZM230 75H229V77H230ZM57 76H58V75H57ZM63 76H62V78H63ZM73 76H74V77H73ZM108 76H109V79H108ZM113 76H114V77H113ZM119 76H120L121 78H120ZM160 76H161V77H160ZM199 76H200V75H199ZM213 76H214V74H213ZM234 76H235V74H234ZM234 76H233V78L236 79L237 76H236V77H234ZM243 76H246V75H243ZM7 77H9V79H8ZM145 77H146V76H145ZM149 77H150V76H149ZM149 77H148V75H147V78H149ZM157 77H156V78H157ZM217 77H219V76H217ZM48 78H49V79H52L53 81H54V79H55L54 82H53L52 80L50 81V82H51L50 85H51L52 83H53V84H54V83H58L57 85H56V84L54 85V86H55L54 88H56V86H58L59 84L61 85V83L58 82V80L56 81L57 77H55V78L48 77ZM81 78H79V79H81ZM83 78H82V80H83ZM85 78H84V82L87 81ZM103 78H104V80H102ZM111 78H112L113 80H112ZM116 78H115V79H116ZM137 78H138V77H137ZM147 78H146V79H147ZM151 78H152V77H151ZM154 78H155V75H154ZM158 78H157V79H158ZM175 78H176V76H175ZM211 78H212V77H211ZM211 78H210V79H211ZM239 78H240V77H239ZM239 78L236 80V83H237L238 80L241 79V78H240V79H239ZM30 79H31L32 81H31ZM79 79H78V81L81 82V80H79ZM91 79H90V80H91ZM143 79H144V78H143ZM166 79H167V78H166ZM169 79H170V78H169ZM177 79H179V76L177 77ZM198 79H199V78H198ZM206 79H207V78H206ZM215 79H216V77H215ZM215 79H214V80H215ZM231 79H232V77H231ZM235 79H234V80H235ZM6 80H8V84H10V82H11L10 86L7 84ZM28 80H30V82H28ZM72 80H73V79H72ZM85 80H86V81H85ZM138 80H139V79H138ZM147 80H148V79H147ZM152 80H153V78H152ZM152 80H151V81H152ZM174 80H175V79H174ZM192 80H193V79H192ZM201 80H202V79H201ZM201 80H198V81H201ZM219 80H220V79H218V81H219ZM59 81H61V80H59ZM88 81H87L86 83H88ZM96 81H98L99 84H98V83L96 84ZM114 81H116V80H114ZM123 81H122V82H123ZM130 81H132V79H131ZM139 81H140V80H139ZM161 81H163V80H161ZM180 81H181V84H183V83H182V80H180ZM180 81H179V82H180ZM186 81H189V79L186 80ZM198 81H197V82H198ZM204 81H206V80H204ZM244 81L249 82L246 78H245ZM244 81H243V82H244ZM63 82H64V79H63ZM70 82H71V81H70ZM93 82L90 81V84H92ZM134 82H135V81H134ZM136 82H137V80H136ZM142 82H143V81H142ZM152 82H153V81H152ZM179 82H177V84H178ZM190 82H191V81H190ZM208 82H209V81L207 80V83H208ZM225 82H226V83H225ZM225 82H224V83H223L222 81L218 82V83H220V84L217 83L218 86H219L218 88H219V89L226 88L225 86H226V84H227V81H225ZM240 82H241V83H240ZM240 82H238V83L241 84V85L243 86L244 83L242 82V79H241ZM25 83H24V84H25ZM42 83H43V82H42ZM72 83H73V82H72ZM109 83H108V84H109ZM112 83H113V82H112ZM120 83H121V82H120ZM128 83H129V82H128ZM154 83H155V81H154ZM158 83L160 84V82H158ZM167 83H168V82H167ZM173 83H175V81H174ZM198 83H199V82H198ZM229 83H230V82H229ZM238 83H237V84H238ZM242 83H243V84H242ZM28 84H30V85L28 86ZM35 84H36V85H35ZM40 84H41V85H40ZM77 84H78V83H77ZM79 84H80V83H79ZM81 84H82V83H81ZM132 84H133V83H129L130 87L132 86ZM147 84H148V83H147ZM147 84H146V86H147ZM199 84H201V83H199ZM230 84H232V86L229 85V86H230V87H229L228 84H227V86H228L227 89H228V88H229V89H232V88L235 86V87L232 89V92H231L232 94H233V92H234L233 90H235V89H239L240 86H241V85L238 86V85L235 84V83H230ZM5 85H8L10 88L13 89V91H11L12 89H11V90H8L9 87L7 88V86H6V88L4 89V86H5ZM11 85H12V87H11ZM44 85H46V84H44ZM68 85H69V83H68ZM70 85H71V83H70ZM75 85H76V84H75ZM123 85H124V86H127L128 84L126 83V84H123ZM133 85H134V84H133ZM153 85H154V84H153ZM161 85H162V84H161ZM164 85H165V84H163L162 86L164 87ZM236 85H237V86H236ZM13 86H14L15 88H13ZM31 86H33V87H31ZM40 86H42V88H41ZM52 86H53V85H52ZM72 86H73V85H72ZM81 86L83 87V84H82ZM87 86H88V85H87ZM115 86H116V85H115ZM154 86H155V85H154ZM172 86H173V85H172ZM198 86H199V85H198ZM216 86H217V85H216ZM220 86H221V87H220ZM28 87H30V88H28ZM37 87H38V88H37ZM69 87H70V86H69ZM75 87H76V86H75ZM79 87H80V86H79ZM85 87H86V85H85ZM89 87L91 88V85H90ZM96 87H97V88H96ZM110 87H111V86H110ZM113 87H114V86H113ZM117 87H118V86H117ZM128 87H129V86H128ZM152 87H153V86H152ZM174 87H175V86H174ZM200 87H202V86H200ZM222 87H223V88H222ZM236 87H237V88H236ZM238 87H239V88H238ZM32 88H33V89H32ZM36 88H37V90H36ZM76 88H77V87H76ZM80 88H81V87H80ZM80 88H78V89L80 90ZM90 88H89V90H88V87H87V88H84L83 91L85 90V91H84V94H85L86 91H87L86 94L89 93V94H88V97H87V95H85V96L87 97V99H89V100L92 102V100H93V96H95V94L93 95L92 93H93V92L95 93V91H93V92L91 93L90 91H92L93 89L91 88V90H90ZM111 88H112V87H111ZM114 88H115V87H114ZM156 88H157V87H156ZM164 88L167 89V87H164ZM175 88H176V87H175ZM180 88H181V87H180ZM215 88H216V87H215ZM2 89H4V90H3L4 92H2ZM24 89H25L26 91H24ZM34 89H35V90H34ZM40 89H42V90H40ZM43 89H44V90H43ZM56 89H57V88H56ZM61 89L64 90V87L61 88ZM61 89L59 88V91H60ZM68 89H72V88L70 87V88H68ZM68 89H67V87H66V85H65V90H64V91L61 90V92L64 93V95L62 94L61 97H64V96H66V95L68 94V93H66V91H67V92H70V90H68ZM86 89H87V90H86ZM138 89H140V88H138ZM143 89H144V87L141 88L140 91L142 92ZM150 89H151V88H150ZM150 89L148 90V92L150 91ZM159 89H160V88H159ZM159 89H158V90H159ZM170 89H172V87H171ZM207 89L205 88L204 90H207ZM250 89H249L248 91H250ZM6 90H8V92L10 91V93L7 94L8 92H6ZM21 90H23V91H21ZM79 90H78V91H79ZM81 90H82V89H81ZM99 90H103V89H99ZM116 90H117V89H116ZM123 90H127V89H126V88H125V89L123 88ZM129 90H130V89H129ZM136 90H137V88H136ZM175 90H176V89H175ZM197 90H198V89H197ZM204 90H203V91H204ZM240 90H241V88H240ZM240 90H237V91L239 92ZM28 91H29V92H28ZM33 91H34V92H33ZM36 91H37L38 93H36ZM44 91H45V92H44ZM47 91H50V89L47 90ZM57 91H58V90H57ZM72 91H74V90H72ZM83 91H81L82 93L79 92V95H80L79 97H81V98H84V97L81 96V94H83ZM88 91H89V92H88ZM118 91L121 92V89L118 88L117 92H118ZM151 91H152V89H151ZM166 91H169V88H168L167 90H165V92H166ZM183 91H184V90H183ZM221 91H222V92H225V91H223V90H221ZM226 91H227V90H226ZM235 91H236V90H235ZM237 91H236L235 93L238 94ZM241 91H242V90H241ZM241 91L239 92V94L242 93ZM11 92H13V93H11ZM15 92H16V93H15ZM19 92L22 93V97L19 96V95H20ZM27 92H28V93H27ZM104 92H105V91H104ZM132 92H133V91H132ZM134 92H135V91H134ZM138 92H139V91H138ZM138 92L136 91L135 93H138ZM146 92H147V89H146ZM154 92H156V90H154ZM160 92H162V91L159 90V93H160ZM173 92H174V91H173ZM188 92H189V91H188ZM228 92H229V90H228ZM246 92H247V91H246ZM246 92H245V93H246ZM3 93H4L5 95H2ZM30 93H32L31 96H33V97H31V98L29 97V96H30V95H29ZM33 93H36V94H34L35 96L33 95ZM50 93H51V91H50ZM70 93H71V92H70ZM70 93H69V96L71 97V94H70ZM77 93H78V92H77ZM77 93H76V94H77ZM105 93H106V92H105ZM107 93H108V92H107ZM157 93H158V91H157ZM157 93H156V95H157ZM178 93H179V92H178ZM185 93H186V92H185ZM231 93H230V94H231ZM235 93H234V94H235ZM245 93H244V94H245ZM6 94H7V97H6ZM11 94L13 95V97H12ZM38 94H39V95H38ZM59 94H60V92H59ZM65 94H66V95H65ZM84 94H83V96H84ZM118 94H119V93H118ZM127 94H129V91H128ZM143 94H144V95H143ZM146 94H147V93H146ZM167 94H168V93L166 92V95H165L166 97H167ZM225 94H226V92H225ZM227 94H228V93H227ZM227 94H226V95H227ZM230 94H228V95H230ZM8 95H9V96H8ZM23 95H25V96H26V95H29V96H26V97L24 96V97H23ZM36 95H37L38 97H39L40 95H41V96H40V98H37ZM42 95H43V96H42ZM77 95H78V94H77ZM77 95H76V96H77ZM101 95H102V94H101ZM101 95H100V98H101V100L104 102L103 99H105V97L102 99V96H101ZM107 95H108V94H107ZM107 95H106V96H107ZM119 95H120V94H119ZM130 95H132V94L130 93ZM134 95H135V94H134ZM136 95H137V94H136ZM142 95H143V97H146L144 91L142 92ZM142 95L140 96V94H138V96H140L141 98H142ZM150 95H151V94H149V96H150ZM187 95H188V93H187ZM194 95H195V94H194ZM205 95H206V94H205ZM205 95H203V96H205ZM245 95H247V94H245ZM73 96H74V94H73ZM76 96H74V97L77 98ZM90 96L92 97V100H91V97H90ZM117 96H118V95H117ZM159 96H160V94H159ZM159 96H157V97H159ZM165 96H162V97L164 98V100L166 99ZM197 96H199V95L197 94ZM215 96H216V95H215ZM232 96H233V95H232ZM236 96H237V95H235V100L237 99ZM240 96L243 97V95H240ZM4 97H6L7 100H6V98H4ZM11 97H12V98H11ZM28 97H29V98H28ZM34 97H36L35 100L33 99ZM43 97H44V99H43ZM49 97H50L51 100H53V102L49 99ZM51 97L54 98V99H52ZM89 97H90V98H89ZM107 97H108V96H107ZM140 97H139V99L141 100ZM152 97H153V93H152ZM157 97H156V98H157ZM169 97H170V96H169ZM229 97H231V96H229ZM237 97H238V96H237ZM247 97H250V96H247ZM247 97H245V101H243V102H246V100L248 99ZM25 98H26V99H25ZM45 98H47L48 101L50 100V101L53 103V105H56V106H52V103H51V104H50V102L48 103V104H50V105H49V109H50L51 107H52V108L56 107V108H54V111H55V112H54V111H47L48 105L46 104V103H47V102H46L47 99L45 100ZM94 98H97V97H94ZM100 98H99V99H100ZM123 98H124V97H123ZM129 98H130V97H129ZM134 98H135V100H137V102H138V98L136 99L135 96H134ZM134 98H133V99H134ZM146 98H147V97H146ZM146 98H144V99H146ZM172 98H173V97H172ZM180 98L183 99V97H180ZM233 98H234V96L231 97L230 100H232ZM246 98H247V99H246ZM29 99H31V102H30ZM37 99L40 101V103H39V101H38ZM41 99H42L43 101H42ZM73 99H74V98H73ZM87 99H86V100H87ZM124 99H125V98H124ZM126 99H127V98H126ZM126 99H125V100H126ZM130 99L132 100V98H130ZM148 99H149V98H148ZM153 99H154V98H151V100H153ZM159 99H160V98H159ZM173 99H174V98H173ZM178 99H179V98H178ZM182 99H180L181 102L187 103V100H186V99H185L186 102H185L184 99H183V101H182ZM193 99H196V98H193ZM202 99H203V100H202L203 103L200 104V106H199L200 109H201V105L204 106L203 104H205L204 101H205L206 97H205V98L203 97ZM208 99H207V101H208ZM238 99H239V98H238ZM1 100H2V101H1ZM5 100H6V101H5ZM9 100H10V101H9ZM14 100H15V101H14ZM32 100H33L34 102H35V101H36V102L33 103ZM44 100H45V101H44ZM142 100H143V98H142ZM190 100H191V99H190ZM190 100H189V101H190ZM211 100H210V101H211ZM230 100H229V101H230ZM233 100H234V99H233ZM7 101H8V102H7ZM11 101H12V102H11ZM67 101L70 102L69 100H65V102H64V104H63V105H64V108H63V109L66 108L65 106H68V107H69V104H68ZM71 101H74V100H71ZM76 101L78 102L79 99H77ZM82 101H83V100H82ZM90 101H89V103H91ZM96 101H97V100H96ZM133 101H134V100H133ZM143 101H144V100H143ZM145 101H146V100H145ZM147 101H148V100H147ZM170 101H171V100H169V102H170ZM178 101H179V100H177L176 102H178ZM189 101H188V102H189ZM218 101H219V102H218ZM229 101H228V104H229ZM6 102H7V103H6ZM9 102H10V103H9ZM13 102H14V103H13ZM25 102H26V103H25ZM41 102H42V103H41ZM66 102H67V104H66ZM87 102H88V100H87ZM98 102H100V101H98ZM103 102H102V105L105 104V102H104V103H103ZM148 102H149V101H148ZM152 102H154V101H152ZM164 102H165V101H162V106H163ZM205 102H206V101H205ZM232 102H237V101H232ZM3 103H4V105H3ZM18 103H19V104H18ZM20 103H21V109L19 108V107H20ZM32 103H33V104H32ZM44 103H45V104H44ZM54 103H55V104H54ZM71 103H72V102H71ZM111 103H112V102H111ZM125 103H126V102H125ZM160 103H161V102H160ZM160 103H159V104H160ZM170 103H172V102H170ZM174 103H175V102H174ZM214 103H213L212 105H214ZM5 104H6V105H5ZM11 104H12V105H11ZM15 104H16V105L18 104V108H16V105H15ZM23 104H24V105H23ZM25 104H26V108H25ZM31 104H32V105H31ZM38 104H40V105L43 106L44 108H41V106L39 107ZM79 104H80V103H79ZM93 104H94V103H93ZM93 104H92V105H93ZM107 104H108V103H107ZM152 104H153V103H151V106H152ZM168 104H169V103H168ZM176 104H177V103H176ZM189 104H190V103H189ZM207 104H208V103H207ZM207 104H206V106H210L211 103H210L209 105H207ZM233 104H234V103H233ZM233 104H232V106H233ZM235 104H236V103H235ZM239 104H240V103H239ZM13 105H15V106H13ZM27 105H28V106H27ZM29 105H30V108H29ZM34 105H35L37 108L34 107ZM57 105H58V106H57ZM92 105H91V106H92ZM98 105H99V103H98ZM100 105H101V104H100ZM133 105H134V104H133ZM135 105H136V104H135ZM139 105H140L141 108H142V103H141V101H140ZM143 105H144V103H143ZM146 105H147V103H146ZM160 105H161V104H160ZM165 105H166V104H165ZM173 105H174V104H173ZM190 105H191V104H190ZM197 105H198V104H197ZM212 105H211V106H212ZM3 106H5V107H3ZM22 106H23V107H22ZM31 106H33V107H31ZM109 106H110V103H109ZM128 106H130V105L127 104V108H128ZM136 106H137V105H136ZM144 106H145V105H144ZM147 106H148L150 109H152L151 106H150V104H148ZM153 106H154V105H153ZM156 106H157V105H156ZM169 106H170V105H169ZM174 106H175V107H179V104H177V106H176V105H174ZM214 106H215V105H214ZM214 106H212V107H214ZM234 106H235V105H234ZM13 107H14V108H13ZM68 107H67V108H68ZM112 107H113V106H112ZM112 107H111V108H112ZM145 107H146V106H145ZM196 107H197V106H196ZM196 107H195V108H196ZM239 107H236V108L238 109ZM23 108H24V110H23ZM52 108H51V109H52ZM61 108H62V107H61ZM75 108H77V107H75ZM86 108H87V107H86ZM94 108H95V107H94ZM108 108H109V107H108ZM156 108H157V107H156ZM162 108H164V107H162ZM167 108H168V107H167ZM219 108H220V109H219ZM223 108H224V109H223ZM234 108H235V107H234ZM16 109H17L18 111H16ZM34 109H35V110H34ZM38 109H39V110H38ZM69 109H72V108L70 107ZM87 109H88V108H87ZM96 109H97V108H96ZM102 109H103V107H102ZM102 109H101V110H102ZM116 109H117V108H116ZM143 109L145 110V108H143ZM146 109H147V107H146ZM150 109H149V110H150ZM153 109H154V108H153ZM159 109H161V108L159 107ZM206 109H207V108H206ZM218 109H219V110H218ZM221 109H222V110H225V109H226V110H225L226 112L223 111V113H222V110H221ZM237 109H236V110H237ZM241 109H242V108H241ZM3 110H4V112H3ZM8 110H9V111H8ZM11 110H12V111H11ZM21 110H22V112H24L25 114H23V113L21 114ZM32 110H34V112L37 110V115H38V117H39L42 113H43L42 115H44V114H46V115H44L43 117H42V115H41V116H40L41 119H40V117L38 118L37 115H35V114H36V113H35V114H34V118L32 119V116H33V115L30 114V112H29V111L32 112ZM40 110H41V111H40ZM42 110H43V111H42ZM66 110H67V109H66ZM140 110H141V109H140ZM149 110H147V111H149ZM164 110H165V112L167 111L166 108H165ZM172 110H173V108H171V110L168 109V112H166L165 115H167V113L169 114V111L172 112ZM178 110H179V109H178ZM190 110H191V108H190ZM5 111H8L9 113H7V112H5ZM25 111H26V112H25ZM75 111H76V112H75ZM88 111H89V113H88ZM95 111H96V110H95ZM105 111H106V110H105ZM112 111H113V109H112ZM112 111L109 110V112H112ZM152 111H153V110H152ZM154 111H155V109H154ZM154 111H153V112H154ZM195 111H196V110H195ZM198 111H201V112H202L203 110H202V109H201V110L198 109ZM210 111H211V109H210ZM230 111H233V110L231 109ZM17 112L20 113V114H16ZM28 112H29V116H28V118H27ZM38 112H39V113H38ZM41 112H42V113H41ZM80 112L83 113V115H85L86 112H87V115H86L87 117L85 116V118H84V116H83ZM96 112H97V111H96ZM99 112H100V111H99ZM99 112H98V113H99ZM116 112H117V110H116ZM150 112H151V111H150ZM174 112H175V111H174ZM203 112H204V111H203ZM26 113H27V114H26ZM49 113H50V115L52 114V117H53V115L56 116L57 114L60 115V116H63L64 113H65V116H66V113H67V115H69V114L71 113V114H70V117H71V118L73 117V115H74V117H75V114H76V113H80V114L82 115V117H83V118H82V117H79L81 123H82L81 118H82V119H86V118H87V120H85V122L88 121V119H89L90 122H91V124H90L89 122L87 123V125H89V128L87 129V128L84 127L85 124L82 125V126H81V125H77V126H76L75 123H73V124L70 125V126L74 125V129H72L73 132L70 131L71 128H70V130H69V129H68V130H64V128H63V131H64V133H63V132H61L62 130L60 131V129H59L60 127L58 128L59 130H58V129L56 130L55 127H54V128H52V129H55L54 131H53V130H50V131L48 130V131H47L46 128L49 129V126H50V124H51V122H50L49 119H52V117H50ZM101 113H105V112H101ZM130 113H131V112H130ZM163 113H164V112H163ZM175 113H176V112H175ZM197 113H198V112H197ZM204 113H205V112H204ZM204 113H203V114H204ZM218 113H219V112H218ZM232 113H233V112H232ZM11 114H13V116H11ZM47 114H48L49 116H48ZM88 114H90L91 116L94 117V121H93V119L91 118V116L89 117ZM113 114H114V113H113ZM115 114L118 115L117 113H115ZM127 114H128V113H127ZM131 114H132V113H131ZM135 114H136V113H135ZM147 114H148V113H147ZM147 114H146V111H145L144 116L147 115ZM150 114H152V113H150ZM159 114H161V113H159ZM172 114H173V113H171V115H170V117H171L170 120H173V118H174V120L178 119L177 117H179V115H177V113L174 115L175 117H172ZM185 114H186V115H185ZM211 114H213V113H211ZM230 114H231V113H229L228 115H230ZM9 115H10V116H9ZM14 115H15V116H14ZM18 115H20V116H18ZM25 115H26V118H25ZM31 115H32V116H31ZM81 115H80V116H81ZM105 115H106V113H105ZM110 115H111V113H110ZM140 115H141V113H140ZM148 115H149V114H148ZM155 115H156V114H155ZM155 115H154V116H155ZM184 115H185V116H184ZM191 115H193L195 118H194L193 116H191ZM217 115H218V116H217ZM239 115H240V114H239ZM239 115H238V116H239ZM35 116L37 117V119H36ZM46 116L48 117L47 119L49 120V121H48L49 123H47L46 125L49 124V126H46V125H45V123H46V121H47V119L45 118ZM65 116H64V117H65ZM98 116H99V115H98ZM107 116H108V115H107ZM107 116H106V117H107ZM137 116H138V114H137ZM141 116H142V115H141ZM149 116H150V115H149ZM158 116H159V115H157L156 118H158ZM161 116H163V115L161 114ZM186 116H187V118H186ZM238 116L236 115V116L234 117V118H235V121H236V119H237ZM30 117H31V119H30ZM49 117H50V118H49ZM58 117H59V116H58ZM68 117H69V116H68ZM112 117H114V116H112ZM146 117L148 118V116H146ZM165 117H166V116H165ZM165 117H164V118H165ZM189 117H190V118H189ZM196 117H197V118H196ZM221 117H220L219 119L222 121L223 118H221ZM223 117H224V116H223ZM227 117H228V116H227ZM227 117L224 118L226 121H227ZM4 118H5V120H4ZM9 118H10L11 120H10ZM42 118H43V119H42ZM53 118H54V117H53ZM61 118H62V117H61ZM66 118H67V117H66ZM117 118H118V117H117ZM149 118H150V119H148V120L153 121V118H152V117H149ZM159 118H160V117H159ZM164 118L161 117L160 119H163V120H161V121H164ZM175 118H176V119H175ZM180 118H179V119H180ZM185 118H186L187 120H186ZM193 118H194V119H193ZM199 118H200V117H199ZM232 118H233V117H232ZM39 119H40V120H39ZM45 119H46V121H45ZM63 119H64V118H63ZM74 119H76V117H75ZM79 119H77V120H79ZM91 119H92V120H91ZM97 119H99V118H97ZM120 119H122V118L119 116L118 120H115V123H116V121H117L116 124L114 123L115 126L118 124V122H119ZM140 119H141V118H140ZM142 119L145 120V118H142ZM142 119H141V120H142ZM188 119H189V120L192 119L193 121L195 120V121L193 122V125H194V123H195L196 121H199V124L201 125V126H200V129H199V127H194L193 125L191 126V124H188V123H191V121L189 122ZM217 119H218V118H217ZM244 119H243V120H244ZM9 120H10V121H9ZM41 120H42V121L44 120L45 122H42ZM67 120H68V119H67ZM71 120H72V119H71ZM77 120H75V122H77ZM101 120H102V119H101ZM101 120H100V122L102 123L103 121H101ZM154 120L156 121L155 118H154ZM215 120H216V119H215ZM225 120H223V122H222L223 125H222V126H225V125H224V124H226V123H225ZM7 121H9V122L7 123ZM38 121H40V123H38ZM51 121H52V120H51ZM109 121H110V120H109ZM122 121H123V120H122ZM137 121H138V119H137ZM137 121H136V122H137ZM157 121H158V120H157ZM176 121H177V120H176ZM5 122H6V123H5ZM10 122H11V124H10ZM53 122H54V120L52 121V123H53ZM61 122H62V121H61ZM78 122H79V121H78ZM120 122H121V120H120ZM120 122H119V124H120ZM166 122H167V121H165V123H164V122H161V125H163V123H164L163 126H166L165 128L168 127V129H169V131H170L169 125H168V126L165 125ZM177 122H179V120H178ZM187 122H188V123H187ZM202 122H203V123H202ZM216 122H219V121H216ZM231 122H232V121H231ZM231 122H230V123H231ZM236 122H237V121H236ZM236 122H235V123H236ZM3 123H4V124H3ZM41 123H42V126H40ZM123 123H124V121H123ZM138 123H139V121H138ZM140 123H141V122H140ZM158 123L160 124L159 121H158ZM244 123H245L246 125H245ZM12 124H13V125H12ZM54 124H56V123H54ZM67 124H68V125L70 124L69 120H68L67 123L65 122L64 127L66 126V129L69 128V126L67 127ZM141 124H142V123H141ZM167 124H168V123H167ZM215 124H216V123H215ZM15 125H16V126H15ZM37 125H38V126H37ZM43 125H44V126H43ZM90 125H91V127H90ZM103 125H104V124H103ZM146 125H147V124H146ZM171 125H172V124H170V126H171ZM189 125H190V126H189ZM211 125L214 127V130H216V132H214V130L212 131L213 128H212ZM232 125H233V122H232ZM235 125H236V124H235ZM51 126L53 127L54 125L51 124ZM55 126H56V125H55ZM75 126H76V127L80 126V127H78L79 129L82 127V129H83V131H84V132H83L82 130H78V128H76V129H77V133H76V134L78 135V137H76L77 135H76V136L74 135V134H75V131H74V130H75ZM85 126H86V125H85ZM119 126H120V125H119ZM129 126H130V125H128L127 127L129 128ZM141 126H142V125H141ZM151 126L153 127V125H150V130H151ZM175 126H176V125H172L171 128H173V127L175 128ZM226 126H227V125H226ZM233 126H234V125H233ZM233 126H232V127H233ZM236 126H237V125H236ZM236 126H235L234 128H236ZM3 127H4V128H3ZM11 127H12V129H11ZM13 127H14V129H13ZM15 127H16V128H15ZM17 127H18V128H17ZM39 127H41L40 130H38ZM56 127H57V126H56ZM86 127H88V126H86ZM105 127H106V128L108 127V129H110L111 131L108 130V129H105ZM116 127H117V126H116ZM121 127H122V126H121ZM125 127H126V126H125ZM125 127H124V128H125ZM143 127H145V126L143 125ZM218 127H219V126H218ZM243 127L246 128V129H243ZM72 128H73V127H72ZM94 128H95V127H94ZM112 128H113V126H112ZM146 128H147V127H146ZM176 128H177V127H176ZM210 128H212V129H210ZM215 128H216V129H215ZM234 128H233V129H234ZM10 129H11V131H10ZM85 129H86L87 131H86ZM116 129H118V127H117ZM209 129H210V131H209ZM15 130H16V131H15ZM17 130H18L19 132H18ZM36 130L38 131V133H37ZM43 130H44V131H43ZM89 130H90V131H89ZM97 130H98V132H99V130H100V132L98 133V135L100 134L99 136H102V135H104L105 133L107 134L108 131H110L112 135H111V137L109 138V141L105 139L106 136H110V135H108V134H107V135L105 134L106 136L104 135V136H105L104 139H102V138L100 137V139H99L100 141H99V140H98L99 137H98V135H97ZM105 130H106V131H105ZM126 130H128V129L126 128ZM142 130L144 131V129H142ZM147 130H148V129H147ZM186 130H187V132H185ZM201 130H203V131H202L203 134L201 133ZM204 130L207 131V132H205ZM229 130H230V129H229ZM229 130H228V131H229ZM12 131H13V132H12ZM41 131H43L45 134H44L43 132L41 133ZM56 131H60V132H59L60 134H59V133H56ZM68 131H69L70 133H68ZM79 131H80V132L82 131V132H81L82 134L79 135V133H80ZM91 131H92V133H91ZM95 131H96V133H95ZM130 131H131V130H130ZM130 131H129V132H130ZM132 131H133V130H132ZM152 131H153V130H152ZM208 131H209V134H211L212 132H214V133L211 134V135L214 136V138H213V136H212L213 143L216 142V144H218V145L220 146V147H217L218 149H217V148H214V149H217V151L220 150L218 153L215 152V150H213V151L210 150V148L213 147V146L216 145V144H211V143H210V141H209V139H208V137H207V136L209 135V134H207ZM232 131H233V130H232ZM1 132H2V133H1ZM8 132H9V133H8ZM15 132H16V133H15ZM17 132H18V134H17ZM51 132H53V133L55 132L54 135H53L54 138H53ZM66 132H67L68 136L66 135ZM85 132H86V133H85ZM110 132H109V134H110ZM121 132H122V130H121ZM121 132H117L116 135L119 134L120 136H122L123 133H121ZM126 132H127V131H126ZM153 132H154V133H157L156 130H154ZM174 132H177V131L175 130ZM204 132H205V133H204ZM221 132H222V131H221ZM245 132H244V133H245ZM3 133H4V134H3ZM7 133H8L9 136L7 135ZM36 133H37V134H36ZM84 133H85V134L88 133V134H87V137L85 136ZM131 133H133V132H131ZM145 133H146V132H145ZM171 133H172V132H171ZM184 133H185V136L183 135ZM186 133H188V134H186ZM215 133H216V134H215ZM222 133H223V132H222ZM241 133H242V132H241ZM11 134H12V137H11ZM34 134H36V137H37V139H38V140L36 139V142H37L38 144H37L36 142H35L36 144L34 143V144L36 145V148H35V146H34L35 150H34V152H33V151L31 150V149L33 148V147H32V144H33V141H32V140H33V139H31V136L34 137V136H35ZM41 134H42V135H41ZM56 134L61 135V138H60V136H57ZM71 134H72V135H71ZM92 134H93V137H92ZM127 134H128V133H127ZM177 134H178V133H177ZM214 134H215V135H214ZM228 134H229V135H228ZM234 134L239 135L238 133H234ZM15 135H16V136H15ZM33 135H34V136H33ZM38 135H39V136H38ZM48 135H50V136H48ZM89 135H90V136H89ZM94 135H95L97 138H95ZM119 135H118V136H119ZM160 135H161V134H160ZM160 135H159V136H160ZM186 135H188V136H186ZM204 135H205L204 138L206 139V142H205V140H204V138H203ZM223 135H226V134L223 133ZM223 135H222V136H223ZM2 136H3V138H2ZM14 136H15V137H14ZM46 136H47V137H46ZM74 136H75V137H74ZM79 136H80V137H79ZM112 136H113V137H112ZM153 136H154V135H153ZM164 136H165V135H164ZM164 136L161 138V139L163 140V141L161 140V142L159 141V138H158V141H159L160 143L156 142V141H157V137H156V138H155V139H156V141H155L156 144L153 142V144L155 145V146H153V147H152V145H151L152 140H151V142L149 141L151 137L148 138V137L145 136V137L147 138V140L150 142V147H152V148L150 149L151 151H152V149H153L154 147H158L159 152H158V150H157V151H154V152H156V153L158 152L157 155H156V154H153V155H156V157H159V153H161V156H162V158H163V155H162V154L165 153V152H161V151H162V146L160 147V145L162 144V142H166V140L164 141ZM175 136H176V135H175ZM239 136H240V135H239ZM17 137H18V138H17ZM42 137H43V140H44V141L42 140ZM49 137H50V139H49ZM58 137H59V138H58ZM62 137H63V138H62ZM102 137H103V136H102ZM122 137H123V136H122ZM124 137H125V136H124ZM128 137H129V136H128ZM145 137L142 136V138H143L144 140H146ZM160 137H161V136H160ZM167 137H168V136H167ZM183 137H186V139L183 138ZM218 137H219V136H218ZM218 137H217V138H218ZM4 138H5V139H4ZM10 138H11V139H10ZM13 138H14V139H13ZM45 138H46L47 140H46ZM64 138H65V139H64ZM75 138H77V139L75 140ZM92 138H93V139H92ZM153 138H154V137H153ZM181 138H183V139H181ZM219 138H220V137H219ZM233 138L236 139L237 136H236V137L233 136ZM241 138H243V137H242V136L239 137V139H238L237 141L241 140ZM244 138H243V139H244ZM21 139H22V141H20ZM55 139H56V140H55ZM59 139H60V140L62 139V140L60 141ZM79 139H80V140H79ZM83 139H84V140H83ZM85 139H86V140H85ZM94 139H95V140H94ZM107 139H108V138H107ZM110 139H111V141H110ZM121 139H122V138H121ZM129 139H130V138H129ZM138 139H139V138H138ZM143 139H142V140L139 139V141H140V143H141L140 146H141V147H144V149H143V148H139V149H140V150L142 149V151H144V152L146 153L147 146L149 147V145L146 146V144H145V145L143 146V144L145 143V141L143 142ZM170 139H171V138H170ZM184 139H185V140H184ZM4 140H6V141H4ZM9 140H11V141L9 142ZM34 140H35V139H34ZM63 140L67 141V144H66V145H64V144H61V145H60V143L63 142ZM88 140H91V141L88 142ZM102 140H105V141H102ZM214 140H216V141L214 142ZM40 141H41V143H40ZM48 141H51V142L49 143ZM55 141H56V142H55ZM80 141L82 142V144L80 143ZM123 141H124V140H123ZM139 141L136 142V143L139 144ZM169 141L171 142V140H169ZM14 142H16V143H14ZM43 142H44V143H43ZM78 142H79V143H78ZM87 142H88V144H87ZM94 142H95V143H94ZM96 142H97V143H96ZM124 142H125V141H124ZM142 142H143V143H142ZM172 142H171V143H172ZM228 142H229V143H228ZM10 143L13 145V149H14V151H16V152H12L13 149H12V147L10 146ZM20 143H22V144L19 145ZM39 143H40V144H39ZM46 143H47V144H46ZM56 143H57V144H56ZM58 143H59V144H58ZM102 143L104 144V147H101V146H103ZM108 143H109V145H107ZM110 143H111V145H110ZM166 143H167V142H166ZM166 143H165V144H166ZM209 143H210V144H209ZM231 143H232V144H231ZM4 144H5V145H4ZM85 144H86V145H85ZM92 144H93V145L95 144V146L93 147ZM105 144H106L107 146H109V147H107V148L109 149V151H108V149H102V148H105V147H106ZM125 144H126V142H125ZM128 144H129V143H128ZM128 144H127V145H128ZM163 144H164V143H163ZM165 144H164V145H165ZM22 145H23L24 147H23ZM39 145H40V146H39ZM42 145H43V146H42ZM52 145H53V146H52ZM62 145H63V146H62ZM84 145H85V147H84ZM90 145H91V147H90ZM96 145H98V146H96ZM100 145H101V146H100ZM134 145H135V144H134ZM156 145H157V146H156ZM182 145H183V144H182ZM210 145H212V146L210 147ZM19 146H20V150H19ZM21 146H22V149H21ZM81 146H82L83 148H82ZM87 146H88V147H87ZM99 146H100V148H98ZM129 146H130V145H129ZM145 146H146V147H145ZM169 146H170V145H169ZM175 146H176V147H175ZM216 146H217V145H216ZM216 146H215V147H216ZM3 147H4V148H3ZM50 147H51V148H50ZM116 147H117V146H116ZM122 147H123V146H122ZM150 147H149V148H150ZM159 147L161 148V150H160ZM164 147L166 148V146H163V148H164ZM174 147H175V148H174ZM7 148H10V149H7ZM15 148H16V149H15ZM34 148H33V149H34ZM41 148H42V153H44V158H43L44 161L41 160V158H38V156H36V155L38 154V151H41ZM44 148H45V149H44ZM47 148L49 149V151L47 150ZM68 148H69V149H68ZM76 148H79V149L82 148V150H83L84 152H83L81 149H80V150H79V149L76 150ZM93 148H94V150H93ZM145 148H146V149H145ZM169 148H170V147H169ZM36 149H39V150L36 151ZM58 149H59V150H58ZM74 149H75V150H74ZM85 149H86V150H85ZM89 149L91 150V152H92V150H93V151H95L96 153H95V152H92L91 155H90V153H89L90 150H89ZM97 149H98V150L100 149L101 155H98V156H97V154H98V150H97ZM115 149H116V148H115ZM119 149H120V148H119ZM199 149H200V151L203 152V153H199V152L197 151V150H199ZM203 149H204L207 153H206V152L204 153V150H203ZM206 149H207L208 151H207ZM211 149H213V148H211ZM228 149H230L231 151H230V150L227 151ZM45 150L48 151V152H47V156L49 155L48 157L45 156ZM51 150H52V151L54 150L55 152L53 151V153H52ZM57 150H58V151H57ZM61 150H62V151H61ZM73 150H74V151H73ZM116 150H117V149H116ZM181 150H182V152H184V153H182ZM209 150H210V151H209ZM8 151H9V153H8ZM17 151H19L18 155H17ZM27 151H28V152H27ZM72 151H73L74 153H71ZM75 151H76V152H79V153H75ZM80 151H81V152H80ZM85 151H86V152H85ZM124 151H125V150H124ZM148 151H149V150H148ZM148 151H147V153H149ZM165 151H166V150H165ZM121 152H122V151H121ZM128 152H127V153H128ZM152 152H153V151H152ZM152 152H151V154H152ZM208 152H210V153H208ZM214 152H215V153H214ZM24 153H25V154H24ZM54 153H55V154H54ZM82 153H84L83 155H85V154H86V155L89 154V155H88L87 157H86V155L83 156V157H82L81 155L78 156L79 154H82ZM125 153H126V152H125ZM145 153H144V154H145ZM12 154H13V155H12ZM22 154H23V156H22ZM27 154H28V156H27ZM29 154H30V155H29ZM70 154H71V156H72V155H73V156L71 157ZM74 154L76 155L75 158H77V159L74 158ZM92 154H93V157H92ZM104 154H105V155H108L106 152H105ZM104 154H103V155H104ZM141 154H143V152H142ZM144 154H143V156H144ZM3 155H4V157H3ZM9 155H10V156H9ZM16 155H17L18 160L15 159V158H16ZM32 155H33V154H32ZM52 155H53V156H52ZM113 155H114V151H113ZM113 155H112V156H113ZM123 155H124V154H123ZM132 155H130V156L132 157ZM139 155H140V154H139ZM26 156H27V157H26ZM60 156H59V157H60ZM108 156H109V155H108ZM115 156H116V155H115ZM161 156H160V157H161ZM21 157H22V159H21ZM23 157H24V159H23ZM32 157H33V156H32ZM69 157H70V159H69ZM81 157L83 158V160H82ZM90 157L92 158L91 161L89 160ZM96 157H99V158H100V164L96 161V159H95ZM103 157H105V156H103ZM106 157H107V156H106ZM109 157H110V156H109ZM131 157H130V158H131ZM11 158H12V159H11ZM28 158H29V159H28ZM36 158L34 159V161H36ZM45 158H46V159H45ZM73 158L75 159L74 162H73ZM85 158H86V159H85ZM87 158H88V159H87ZM119 158H120V157H119ZM128 158H129V155H128ZM186 158H187V159H186ZM188 158H189V159H188ZM5 159H6V160H5ZM94 159H95V160H94ZM108 159H109V158H107L106 160H108ZM115 159H116V157H115ZM122 159H123V158H122ZM122 159H121V160H122ZM1 160H4V161H1ZM85 160H86V161H85ZM92 160L94 161V163H95V161H96V162L99 164V166H98L97 163H95V164L98 166V167H96V165H95L94 163H92V162H93ZM127 160H128V159H127ZM9 161H10V163H12V162L14 161V163L17 165V167L19 166L18 168H20V169L18 170V172H17V171H14L15 169H14L13 166L9 163ZM80 161H81L82 163H81ZM89 161H90V162H89ZM186 161H187V162H186ZM20 162H21V163H20ZM58 162H57V164H58ZM84 162L86 163V165H83ZM108 162H109V161H108ZM158 162L163 166V167L161 166L162 169H167V170H169L168 168H169V167L171 168V170H169V172L172 174V177H173V178L170 177V178H171V179H170V178L168 177V178L170 179V181H169V179H164L165 176L161 175L162 172H160V173H159L160 175H158V173H157V169H161L160 166H159V167L157 166V165H159ZM6 163H7V164H6ZM8 163H9V164H8ZM19 163H20V164H19ZM28 163L30 164V166H29V168H28L29 170L27 169V167H28V166H27ZM85 163H84V164H85ZM87 163H88V164H91V163H92V164H94L95 166H94V165L92 166V164H91V166H92V168H91V166H90V165L88 166ZM146 163H147V164H146ZM26 164H27V165H26ZM42 164H43V163H42ZM42 164H41V165H42ZM51 164H53V163H51ZM65 164H64V165H65ZM112 164H113V163H112ZM124 164H125V163H124ZM127 164H128V162L126 163V165H123V166H127ZM130 164H132V162H130ZM145 164H146L147 166H146ZM149 164H151L152 167H151V166H148ZM196 164H197V165H196ZM10 165H11V166H10ZM23 165H24L26 168L23 167ZM43 165H44V164H43ZM43 165H42V166H43ZM46 165H48V164H46ZM64 165H61V166L65 169ZM81 165H82V166H81ZM140 165H139V166H140ZM8 166H9V167H8ZM85 166H87V167H86L87 170H89V171L91 170L92 172H89V171L87 172L86 169H85ZM105 166H106V165H105ZM144 166H145V167H148V168H145ZM194 166H195L196 168H195ZM14 167H15V165H14ZM51 167H52V166H51ZM82 167H83V170H82ZM95 167H96V168H95ZM106 167H107V166H106ZM127 167H128V166H127ZM127 167H126V168H127ZM157 167H158V168H157ZM6 168H7V170H6ZM10 168H11V169H10ZM12 168H13V169H12ZM21 168H22V169H21ZM24 168H25V169H24ZM44 168H45V167H44ZM88 168H89V169H88ZM101 168L103 169V167H101ZM107 168H108V167H107ZM149 168H153L154 171H153V170H149L150 172H148L147 170H148ZM38 169H39L40 171H38ZM57 169L59 170V168H57ZM60 169H61V168H60ZM92 169H94V170H96V171H94V170H92ZM132 169H133V170H132ZM187 169L190 170L189 173H191V175L195 174V176L197 177V179L199 178L198 180H195V179H194L195 176H193V177H190V176H189L188 178L186 177L187 179L184 178V179L186 180V183H187V180H188L189 183H190L189 180L192 181L191 184H193V185L189 184V186L186 185V183L184 182L185 180L183 179V176H184V175L189 174V173L187 172V171H188ZM200 169H211V170H213V171L215 172V176H216V177L218 176L217 179H213V178L210 177L209 175H206V172H205L204 174H203V172H201V171H200V172H196V171H198V170H200ZM10 170H12L13 173H12ZM43 170H46V169H43ZM47 170H49V169H47ZM54 170H55V168H54ZM65 170H66V169H65ZM70 170H71V168H70ZM120 170H121V169L117 170V173H116L117 175H118V173H121V172H122V171H120ZM185 170H187V171L185 172ZM228 170H229V171H228ZM3 171H4V173H3ZM8 171H10V172H8ZM21 171H22V172H21ZM67 171H68V173H69V170H67ZM78 171H80V173H82L81 176L84 175V174H85L86 178H87V176H88V177L90 176L88 179H86L87 181L84 179L85 177L82 178V179L85 180V182H86V183H85V187H84V185H83L84 183H83L82 179L78 176V173H77ZM82 171H85V173L82 172ZM99 171H100V168H99ZM114 171H115V170H114ZM123 171H124V170H123ZM151 171H152V172H151ZM183 171H184V173H183ZM256 171H257V172H256ZM16 172H17L18 174H16ZM48 172L51 173L50 171H48ZM57 172H58V171H56V174H59V173H60V172H59V173H57ZM100 172H101V171H100ZM100 172H99V173H100ZM147 172H148V173H147ZM193 172H194V173H193ZM195 172H196V173H195ZM223 172H225V173L222 174ZM8 173H9V174H8ZM20 173H21V175H20ZM31 173H32V175H31ZM88 173H90V174H88ZM124 173H125V171L122 172V173L120 174V177L116 175L117 177L120 178V179L118 178V181H119L120 183L117 182L116 186L114 187V188H116V190H117V189H118V190H117V193H116V194H113V196H112V197H114L113 200H115V196H119V197H120L122 194L125 195V196H127L126 192H122V191H123L124 184H123V186H122V185H121V184H122V181H120V180H121V177H123L122 174H124ZM182 173H183L184 175H183ZM185 173H186V174H185ZM192 173H193V174H192ZM198 173H200V175H197ZM219 173H220L221 175H220ZM5 174H6V176H5ZM10 174H11L12 176H11ZM38 174H37V176H38ZM42 174H43V173H42ZM52 174H53V173H52ZM73 174H74V175H73ZM105 174H106V172H105ZM109 174H110V173H109ZM132 174H133V173H132ZM132 174H131L130 176H132ZM139 174H141V175L139 176ZM148 174H150V175H148ZM153 174L155 175V173H153ZM163 174L165 175V173H163ZM201 174H203V176H202ZM225 174H226V175L228 174V175L231 177V179H234V177H235L237 180H233V182L230 183V180H231V179H228V180H227V179L225 178V176H224ZM253 174H251V175L249 174V177H248V175H245V176H247L246 178H249V179L252 180V179H254V178H252V175H253ZM13 175H14V176H13ZM71 175H72V177H71ZM107 175H108V174H107ZM112 175H113V174H112ZM121 175H122V176H121ZM204 175H206V176H204ZM54 176H55V175H54ZM124 176H125V174H124ZM130 176H129V177H130ZM147 176H146V177H147ZM177 176H178V175H177ZM199 176H202V177H203V178H202L203 180H204V178L207 179V180H205L204 183H203V181L200 182V183L204 184L203 188H201V187H200L199 185H197V184H194V182H193V181H200L201 177H199ZM220 176H221V177H220ZM222 176H223V178H222ZM23 177H24V178H23ZM30 177H31V178H30ZM38 177H39V176H38ZM38 177H37V178H38ZM68 177H69V180H68ZM70 177H71V179H70ZM82 177H83V176H82ZM94 177H95V176H94ZM96 177H97V176H96ZM159 177H160V178H159ZM162 177H163V178H162ZM166 177H167V176H166ZM178 177H179V176H178ZM219 177H220V178H219ZM259 177H257V178H259ZM22 178H23V179H22ZM74 178H75V180H73V181H74V182H77V184H73L74 182L72 183V179H74ZM101 178H102V176H101ZM108 178H109V176H108ZM108 178H107V179H108ZM126 178H128L127 175H126ZM175 178H176V179H175ZM189 178H190V179H189ZM210 178H211V179H210ZM224 178H225V179H224ZM242 178H243V179H242ZM7 179H6V180H7ZM21 179H22V180H21ZM77 179H79V180H77ZM104 179H105V178H104ZM128 179H130V178H128ZM162 179H163L165 182H166V180L169 181V182L164 184V181H163ZM172 179H175V180H177L178 182L181 181V182H180L181 184L179 185V183H177V184H176V183H173V185H172V183H171V180H172ZM202 179H201V180H202ZM6 180H5V182H6ZM52 180H53V179H51V181H52ZM61 180H62V179H61ZM93 180H94V182H95V178L92 177V179H91L92 183H93ZM96 180H97V179H96ZM98 180H100V179L98 178ZM108 180H109V179H108ZM108 180H107V183H109ZM123 180H124V178H123ZM131 180H133V182H136V180L133 179V178H131ZM131 180H130V181H131ZM175 180H174V181H175ZM183 180H184V181H183ZM216 180H217V181H216ZM220 180H221V181H220ZM224 180H225V182L227 181V183H229V184H228V187L230 188L231 191H228L227 194H226V193L223 192L222 190H219V191H221V193H220V192L217 190V189H218V188H217L216 190H214V189L212 190V192H214V194H213V193L211 194V193L208 192V191H209V187H206L207 184H209V183H211L212 181H214L212 185H214L213 187H215L216 185H218V184H220V183H222V182L224 183ZM16 181H17V180H16ZM40 181H41V184H42V180H39V182H40ZM47 181H48V180H47ZM70 181H71V182H70ZM81 181H82V182H81ZM125 181H126V180H125ZM127 181H128V180H127ZM160 181L163 182V184L161 183L162 185L159 184ZM182 181H183V182H182ZM206 181H207V182H206ZM56 182H57V181H56ZM101 182H104V181H101ZM110 182H111V179H110ZM113 182H114V181H113ZM133 182H131V183L134 184ZM258 182H259V181H258ZM15 183L17 184V182H15ZM36 183H38L37 180H36ZM61 183H62V185H61V187H60V184H61ZM78 183L82 184L83 186H81V185L78 184ZM87 183H88V184H87ZM111 183H112V182H111ZM151 183H152V184H151ZM205 183H207V184H205ZM217 183H218V184H217ZM223 183H222V184H223ZM54 184H55V183H54ZM95 184H96V183H95ZM99 184H100V183H98V185H99ZM118 184H119V185H118ZM127 184H128V182H127ZM127 184H125V185H127ZM132 184H131V185H132ZM137 184H138V182L136 183V186H138ZM147 184H148V186H147ZM158 184H159V185H158ZM166 184H167V185L169 184V186H167ZM174 184H175V186H174ZM184 184H185L186 187L188 188V193L186 192V190H184V189L186 188V187L184 188V186H185ZM225 184H226V183H225ZM5 185H6V183H5ZM86 185H87V187H86ZM98 185H97V186H98ZM105 185H106V184H105ZM108 185H109V184H108ZM108 185H107V186H108ZM114 185H115V184H114ZM128 185H129V184H128ZM128 185H127V186H128ZM134 185H135V184H134ZM157 185L159 186V188L156 187ZM163 185H164V186H163ZM170 185H171V186H170ZM190 185H191V187H190ZM196 185L199 186V188H201V189H198V188L196 187V189H195L196 191H195V190L193 189V187L196 186ZM220 185H221V184H220ZM234 185H235V187H234L235 190H234V188H233ZM254 185H255V187H254ZM8 186H10V185H7V187H8ZM16 186H17V185H16ZM94 186L96 187V185H94ZM127 186H125V189L128 190V187H127ZM146 186H147V187H146ZM176 186H177L178 188H180V192H179V189L177 190ZM180 186H181V187L183 186V187L181 188ZM222 186H223V185H222ZM222 186H220V187H222ZM230 186H232V187H230ZM240 186H241V187H240ZM256 186H258L259 189H258ZM11 187H12V186H11ZM13 187H14V186H13ZM13 187H12V189H13ZM39 187H41V186H39ZM88 187H89V188H88ZM101 187H102V186H101ZM120 187L122 188V191L120 190V189H121ZM130 187H131V186H130ZM205 187H206V188H205ZM223 187H224V186H223ZM228 187L226 188L227 190L229 189ZM239 187H240V190H239L240 193L236 192V191H237L236 189L239 188ZM253 187H254V189H253V191H252V188H253ZM2 188H3V186H2ZM8 188H10V187H8ZM87 188H88V190H90V191H88ZM93 188H94V187H93ZM111 188H112V187H111ZM111 188H110V189H111ZM163 188H164V189H163ZM165 188H166V190H165ZM167 188H168V189H167ZM191 188H192V189H191ZM194 188H195V187H194ZM243 188H244V190H243ZM262 188H263V189H262ZM3 189H4V188H3ZM104 189H105V188H104ZM132 189H133V188H132ZM146 189H145V190H146ZM162 189H163V190H162ZM175 189H176L177 191H176ZM203 189H205V190L207 189V190L205 191V193H204V194H207V196H205V197L202 196V197H201L200 195H203V193H202V194H197V195H198L197 197L192 196V195H195V193L197 192V190L199 191V190H203ZM222 189H224V188H222ZM241 189L244 191L243 194H242V192H241ZM1 190H2V189L0 188V191H1ZM8 190H9V189H8ZM29 190H30V191H29ZM93 190H94V189H93ZM95 190H96V189H95ZM107 190H109V189H107ZM127 190H126V191H127ZM135 190H136V189H134L133 191H135ZM169 190H170V192L173 191V190H174V191L171 192L172 194H170ZM232 190H233V191H232ZM4 191H6V189H5ZM10 191H11V190H10ZM12 191H14V190H12ZM12 191H11V192H12ZM45 191H47V192L45 193ZM103 191H104V190H103ZM146 191H147V190H146ZM181 191H182V193H181ZM184 191H185L186 193H185ZM192 191L195 192V193L192 194ZM256 191H255V192H256ZM1 192H2V191H1ZM11 192H10V193H11ZM39 192H42V190L39 191ZM99 192H101V191H99ZM135 192H136V191H135ZM138 192H139V191H138ZM176 192H178V193H176ZM222 192H223L224 194H223ZM229 192H230V193H229ZM245 192L247 193L246 195H249V194L253 193V196H252V197L250 196V197H251V198L256 197V199H255V200H256V203H257V202L259 201V199H260V201H259L260 203L258 202V204H256V203H255V200H254V201L251 200V202H250V201H248V199L246 198V200H245L246 202L244 201V202H245V203H244L245 205H246V203H249V202H250V205H251V206H253V205L256 204L255 206H253L252 208H250L252 212L254 211L253 214H252V215H246V218L243 217V216L247 213L248 208L250 207V205H249V206L246 205V206H247V210L245 211V212H246V213H245L244 210H243V209H245V207L242 206V203H243V200H242V199H243V198L245 199V197H243V198L241 197V194H242V195H245ZM6 193H8V192H6ZM105 193H106V192H105ZM110 193H111V192H110ZM110 193H108V191H107V197H108V194L110 195ZM124 193H125V194H124ZM127 193H128V192H127ZM139 193H141L140 196L143 194V197H142V196H141V197H142V198L145 197L146 200H148L149 198H152V197H149V198H148V196L151 195V194H149L148 196H146V195H144V192H143V191H141V192H139ZM139 193H138V194H139ZM183 193L186 194L187 196L184 195ZM197 193H198V192H197ZM219 193H220L221 195H220ZM228 193H229V194H228ZM236 193H237V194H236ZM2 194H3V193H2ZM12 194H13V192H12ZM12 194H11V195H12ZM46 194H47V195H46ZM147 194H148V193H147ZM158 194H159V196H158ZM168 194H169V195H168ZM191 194H192V195H191ZM209 194H210V195H209ZM230 194H231V195H230ZM233 194H234V195H233ZM11 195H10V198L12 197ZM14 195H15V194H14ZM103 195H104V194H103ZM129 195H130V192H129ZM129 195H128V196H129ZM189 195H190V196H189ZM208 195H209V196H208ZM216 195H217V196H216ZM224 195H225V196H224ZM47 196H48V198H47ZM88 196H89V200H88V198H87ZM104 196H105V195H104ZM134 196H136V195L134 194ZM153 196H154V195H153ZM163 196H165V195H163ZM166 196L164 197V200H163V201L165 202V206H164V208L167 206L166 203H167V202L170 203V200H171V199L169 198V199H170L169 201H165V199H166V200L168 199V198H166ZM171 196H170V197H171ZM174 196H175V195L172 196V200L174 199ZM176 196H175V197H176ZM195 196H196V195H195ZM229 196H230V197H229ZM239 196H240V197H239ZM5 197H6V195H5ZM99 197H100V196H99ZM105 197H106V196H105ZM129 197H132V195L129 196ZM157 197H158V198H157ZM181 197H182V198H181ZM186 197H187V201L184 202V203L186 204V203L188 202L189 205H188V204L185 205V204L183 203V198H186ZM193 197H194V198H193ZM215 197H216V198H215ZM219 197H220V198H219ZM234 197H236V198H234ZM246 197H248V196H246ZM260 197H261V198H260ZM0 198H1V196H0ZM49 198H50V199H49ZM120 198H121V197H120ZM123 198H124V196H123ZM162 198H163V197H162ZM232 198H233V199H232ZM239 198H240V199H239ZM241 198H242V199H241ZM248 198H249V197H248ZM25 199H26V200H25ZM35 199H36V200H35ZM41 199H42V201H41ZM94 199H95V202L98 201V200L96 201V198H94ZM128 199H130V201L132 200V202H134V205H133V206H135V204H136V200L139 199V197H137V196L134 197V200H135V201H133V198H132V199H131V198H128ZM152 199H153V198H152ZM181 199H182V201H181ZM190 199H191V198H190ZM190 199H189V200H190ZM198 199H197L196 201H197V202H200V201H198ZM234 199H235L236 201H234ZM27 200H28V201H27ZM38 200H39V201H38ZM146 200H145V201H146ZM150 200H151V199H150ZM240 200H242V202H241ZM261 200H263V201H262V204H261ZM2 201H3V200H2ZM36 201H37V202H36ZM49 201H50V203H48ZM92 201H94L93 198H92ZM92 201H91V202H92ZM99 201H100V200H99ZM103 201L106 202L105 200H103ZM110 201H112L111 198H110ZM125 201H126V200H125ZM130 201H129V205H130ZM154 201H155V200L153 199V201L150 202L151 205H153V202H154ZM157 201H156V202H157ZM161 201H162V199H161ZM161 201H160V204L158 205L159 208H160V205H161ZM174 201H175V200H174ZM203 201H204V200H203ZM203 201L200 202L201 205H205V204L207 203L206 201H204V202H206V203H204ZM207 201H208V200H207ZM220 201H222V202H220ZM5 202H7V201H5ZM108 202H109V199H108ZM119 202H121V200H119ZM132 202H131V204H132ZM146 202L148 203L149 201H146ZM180 202H182V203L184 204V206H183V204H181ZM193 202H194V201H193ZM1 203H2V202H1ZM1 203H0V204H1ZM35 203H36L37 205H38V203H39L40 206H43V208H42L43 210H42V209H39V208H40L39 206H38V208H36L37 205H36ZM41 203H42V205H41ZM86 203H87V204H86ZM93 203H94V202H93ZM99 203H100V202H99ZM101 203H103V202L101 201ZM109 203H110V202H109ZM113 203H114V202H113ZM125 203H126V202H123V203H122V205H121V210H122V206H123V204H125ZM137 203H139L138 200H137ZM141 203H142V202H141ZM141 203H140V204H141ZM169 203H168V204H169ZM179 203L181 204V206L179 205ZM194 203H196V202H194ZM235 203H236V204H235ZM237 203H238V205H237ZM254 203H255V204H254ZM7 204H8V203H7ZM16 204H17V203H16ZM85 204H86V207H85ZM90 204H92V203H90ZM97 204H98V203H97ZM103 204H104V203H103ZM111 204H112V203H111ZM148 204H149V203H148ZM155 204H156V203H155ZM155 204H154V205H155ZM212 204H213V205H212ZM234 204H235V205H234ZM244 204H243V205H244ZM33 205H35V206H33ZM92 205H93V204H92ZM105 205H106V204H105ZM118 205H119V204H118ZM125 205H126V204H125ZM127 205H128V204H127ZM144 205H145V207H146L147 204H144V203H143V206H144ZM169 205H171V204H169ZM172 205H171V207L174 208V205H173V206H172ZM198 205H199V204H198ZM240 205L242 206V208H241ZM21 206H22V207H21ZM88 206H90V205H88ZM95 206H96V205H95ZM95 206H93L91 209L97 213V211L94 209ZM97 206H98V205H97ZM99 206H100V204H99ZM99 206H98L97 209H99ZM107 206H108V205H107ZM116 206H117V205H116ZM136 206L138 207L137 204H136ZM148 206H149V205H148ZM148 206H147V207H148ZM191 206H192V205H191ZM193 206H194V205H193ZM195 206H196V205H195ZM228 206H227V207H228ZM236 206H237V207L239 206V208H236ZM260 206H261V207L263 206V207L261 208ZM20 207H21V208H20ZM34 207H35V210L38 209L39 211H38V210L35 211V210H34ZM101 207H102V205H101ZM110 207H111V206H110ZM113 207H114V206H113ZM119 207H120V205H119ZM119 207L117 206L118 209H120ZM128 207H129V206H128ZM139 207H140V206H139ZM141 207H142V206H141ZM149 207H150V206H149ZM153 207H155V206L150 207V212H151V208L153 209ZM162 207H163V204L161 205V209H159V210H160L159 214H161L162 212H163L162 214H164V215H165L166 213H167V214H170V212H166L165 210L162 211ZM179 207H181V208H179ZM218 207H219V209H220V208H222V209H220V210H218V211H215V210L218 209ZM231 207H232V209H231ZM233 207H234V208H233ZM4 208H5V207H3V205H2V213L4 212V211H3ZM6 208H7V206H6ZM8 208H9V207H8ZM84 208H85V210H84ZM95 208H96V207H95ZM126 208H127V207H126ZM130 208H131V207H130ZM166 208H169V209H170V206H169V207L167 206ZM190 208H192V207H190ZM223 208L225 209V211H224ZM253 208H254V209H253ZM259 208H261L260 211H258ZM0 209H1V208H0ZM20 209H22V210H24V211H21ZM25 209H26L27 211H26ZM123 209L125 210V208H123ZM148 209H149V208H148ZM148 209H147V210H148ZM156 209H158V208L156 207ZM156 209L154 208L152 211H153V212L155 211V213H157V210H156ZM186 209H189V207L186 208ZM194 209H196V211L198 212V210H197V206H196V208H194ZM233 209H234L235 211H237V209H239V210H238V211H239V214H238V212H237V213H236V212L233 213ZM252 209H253V210H252ZM4 210H5V209H4ZM89 210H90V209H89ZM100 210H101V209H99V211H100ZM104 210H105V208H104ZM106 210L109 212V216H110V213H111L112 210H111V209H110V211H109V209H106ZM115 210H116V209H114V211H112V212H115ZM159 210H158V211H159ZM170 210H172V209H170ZM209 210H210L211 212H210ZM231 210H232V213H233V214L231 213ZM68 211H73V212H69V213H71L70 216H69V214H68ZM119 211H120V210H119ZM119 211L117 212V210H116V213H119ZM125 211H126V210H125ZM131 211H132V209H131ZM134 211H135V210H133V212H134ZM174 211H175V210L173 209L172 213H173ZM182 211L184 212L183 209H182ZM189 211H190V210H189ZM189 211L184 212V214H185V213H188ZM257 211H258V212H257ZM7 212H8V210H7ZM7 212H4V213H7ZM25 212H24V213H25ZM37 212H38V213H37ZM40 212H41V213H40ZM43 212H44V213H43ZM91 212H92V211H91ZM102 212H103V211H102ZM102 212L100 213L99 216H101L102 214H104L105 211H104L103 213H102ZM120 212H122V211H120ZM133 212H131V213H133ZM148 212H149V210H148ZM150 212H149V214H150ZM214 212H215V213H214ZM218 212H219V214H218ZM243 212H244L245 214H243ZM255 212H256V213H255ZM33 213H34V214H33ZM51 213H52V214H51ZM53 213H55V214L53 215ZM66 213H67L68 215H67ZM74 213H75V214H74ZM82 213H83V212H82ZM116 213H114V214H116ZM129 213H130V212H129ZM208 213H209V215H208ZM211 213H212V214H211ZM223 213H224V215H223ZM227 213H228V214H227ZM230 213H231V214H230ZM235 213H236L237 215H236ZM240 213H241V215H242V214H243V215L241 216ZM258 213H259V214H258ZM36 214H37V215H36ZM50 214L53 215V216L51 217ZM56 214H57V215H56ZM83 214H85V216L87 215L86 213H83ZM97 214H98V213H97ZM97 214H96V215H97ZM105 214H106V213H105ZM122 214H123V213H122ZM141 214H142V213H141ZM141 214L139 213V214H138V217H139V215L141 216ZM167 214L165 215V218H164V215H163V217H162V218H164V219H167L166 226L168 225L167 223H169V222H168V219H169L168 216H169V215H167ZM173 214H175V213H173ZM210 214H211V217H212V218H210ZM216 214H217V215H216ZM247 214H248V213H247ZM261 214H262V215H261ZM9 215H11V213H9ZM38 215H39V216H38ZM59 215H58V216H59ZM91 215H92V214H91ZM106 215H107V214H106ZM136 215H137V213H136ZM147 215H148V214H147ZM153 215H154V214H153ZM170 215H171V214H170ZM198 215H197V216H198ZM7 216H8V214H7ZM11 216L13 217V215H11ZM60 216H59V217H60ZM82 216H83V215H82ZM85 216H84V217H85ZM89 216H90V215H89ZM99 216H98V218H99ZM109 216H108V217H109ZM112 216H113V214H111V217H112ZM145 216H146V215H145ZM157 216H159V215H157ZM157 216H155V217H157ZM171 216H172V215H171ZM174 216H175V215H173V218H172V219L170 218V220H173V221L175 222V225H176V226H175V225L172 226L173 223L170 222V223H169L170 226L168 225V226H169L168 231H166L165 234H163V233H164L166 227H165V228L162 227V228H163V229H162L163 233H162V231H161V232L159 231V233L163 234L162 237H161L160 234L155 230V231L158 233V234L156 233V234H157V235H156V238H157L158 236H160L159 238H161V239H162V238H166V239L168 240V237H167L166 235H168L167 232L170 231V232H169L170 234H169L168 236L171 237L169 240L172 239V241H171V243H170V241H169L168 243L172 244V243L174 242L173 240H175L174 238H177V239H176L177 241H175V242H180V241H178V240H179V238L181 237V235H183V236L187 235V233L180 234V233L178 232V230H180V228L184 227V225H185V224L181 223V222L179 221V219H180L181 221H183V218L185 219V217H188V215L186 214V216L182 217L181 215L179 216V214H178V216L181 217V218L178 219V221H179L180 223L176 220V219H177L176 216H175L176 219H174ZM202 216H203V217H202ZM240 216H241V218H239ZM254 216H255V217H254ZM0 217H1V212H0ZM4 217H5V215H4ZM8 217H9V216H8ZM15 217H16V215H15ZM21 217H23V216H21ZM79 217H80V216H79ZM86 217H87V216H86ZM115 217H117V215H116ZM123 217H124V216H123ZM126 217H128V216H126ZM160 217H161V216H160ZM167 217H168V218H167ZM220 217H219V218H220ZM224 217H225V218H224ZM242 217H243V218H242ZM257 218H256L255 220H258ZM208 219L205 220V221L208 222ZM263 219H264V218H262V219H260V220H263ZM45 220H46V218H45ZM100 220H101V219H100ZM175 220H176V221H175ZM238 221H237V222H238ZM263 221H264V220H263ZM176 222H178L179 224H176ZM163 223H164V222H163ZM194 223H195V224H194ZM200 223H201V222H200ZM235 223H236V222H235ZM240 223H239V226L241 225ZM244 223H245V222H244ZM141 224H142V223H141ZM141 224L139 223V226H141ZM203 224H204V223H203ZM213 224H214L215 226L218 225L217 222H215V223L213 222ZM245 224H246V223H245ZM160 225H161V224H160ZM199 225H201V224H199ZM204 225H205V224H204ZM207 225H208V223H207ZM231 225H233V223H232ZM231 225H230V227H232ZM236 225H237V224H236ZM236 225L233 226V227L235 228ZM249 225H250V224H249ZM164 226H165V225H164ZM171 226L174 227V230H175V231H173V232H174V235H173V233L171 232V229H172ZM177 226H178V227H177ZM194 226H193V228H195ZM239 226L237 225L236 228L238 229V232L241 233V232H240L241 230H239V229H240ZM245 226H246V225H245ZM245 226H243V227H245ZM157 227H158V226H157ZM160 227H161V226H160ZM160 227H159V228H160ZM196 227L198 228V226H196ZM199 227H200V226H199ZM249 227H250V226H249ZM249 227H248V228H249ZM133 228H134V227H133ZM139 228H140V229L143 228V225H142V227H139ZM144 228L146 229V227H144ZM144 228H143V229H144ZM153 228H154V227H153ZM246 228H247V227H246ZM246 228H245L244 230H246ZM248 228H247V229H248ZM145 229H144V231H145ZM147 229H148V230H151L152 227H151V229H150V228H147ZM157 229H158V228H157ZM250 229H252V228H249V230H250ZM254 229H255V228H254ZM256 229H257V228H256ZM134 230H135V229H134ZM152 230H153V229H152ZM166 230H167V228H166ZM172 230H173V229H172ZM235 230H236V229H235ZM257 230H258V229H257ZM142 231H143V230L141 229L140 232H142ZM144 231L142 232L143 234H144ZM236 231H237V230H236ZM251 231H252V230H251ZM259 231H260V230H259ZM261 231H262V229H261ZM131 232L134 233L133 230H132ZM147 232H148V231H147ZM238 232H237V233H238ZM242 232H243V231H242ZM245 232H247V231H244V233H245ZM253 232H254V230H253ZM253 232H249V233L251 234V233H253ZM153 233H154V232H153ZM153 233H152V234H153ZM175 233H177V234L179 233V234L177 235L179 238L176 236ZM247 233H248V232H247ZM255 233H256V231L254 232V234H255ZM152 234H151V235H152ZM171 234H172V236H170ZM205 234H206V233H205ZM205 234L202 235V236H204V238H203V237L200 238V236H199L198 238H199V240H201V244H204V245L208 244L209 247L211 246V244L217 246L216 243L219 244L217 247H219V246L222 247V246H223L222 248H227L228 245H229V247H230V245H231V246H232L231 248H233V246H236V247L238 246V244H235V243L237 242L236 239H235V240L233 239V241H235V242L233 243V245H232V244H228V245H226V243H224L225 245H221V244H223V243L220 244V243H219V239H218V241L216 242V240H217L216 238L219 237L220 235L217 234L218 236L216 235V236H217L216 238H211L209 232H208L206 235H205ZM208 234H209V236H207ZM241 234H242V233H241ZM257 234H258V232H257ZM257 234H256V235H257ZM164 235H165L166 237H164ZM179 235H180V236H179ZM242 235H243V234H242ZM247 235H248V234H247ZM154 236H155V234H154ZM173 236H176V237H173ZM183 236H182V237H183ZM187 236H188V235H187ZM245 236H246V235H245ZM252 236H253V234H252ZM50 237H51L52 239H51ZM54 237H55V236H54ZM172 237H173V238H172ZM185 237H186V236H185ZM185 237L183 238L184 241L188 240V238L186 237L187 239H185ZM205 237H206V239H205ZM208 237H210V238L207 239ZM212 237H213V236H212ZM35 238H36L37 241H39L38 243H39V248H40V249L42 248V245H43V244L46 245V243H47V245L49 244V245H48L49 248H48V250H46V252L49 251V249L51 248L50 245H52V248L54 247V248H55L54 250H56V251L58 250L59 254H63L64 252H66V251L69 250L70 248H75V247H76V243H77V242H80V241H78V240L76 241V239H71L72 241H70V240H68V241H70V242L65 241V243H64V245H63V241H60V240L58 239V237H57V239H58L59 242H56L57 239H56V237L53 239V235H46V236H44V238H43V236H42V237H28V238L21 237L19 243H23L24 245H26V247H28L29 250L32 252L33 256H36V257H37V254H38L37 251H39V248L37 249V247H35ZM41 238H42V239H41ZM159 238H157V239H159ZM202 238H203V241H202ZM220 238H221V236H220ZM44 239H45V240H44ZM48 239H49V242H48ZM166 239H164V240H166ZM180 239L182 240V238H180ZM204 239L206 240V242H205ZM211 239H214L215 242H212V243H211V242H210ZM40 240H41V241H40ZM51 240H52V242H53V241H54V242L51 243ZM73 240H74V241H73ZM167 240H166V241H167ZM230 240H231V239H230ZM184 241H183V242H184ZM211 241H212V240H211ZM227 241H228V240H227ZM55 242H56V243H55ZM61 242H62V243H61ZM72 242H73V243H72ZM74 242H76V243L74 244ZM175 242H174V243H175ZM209 242H210V243H209ZM221 242H222V241H221ZM59 243H61V245H60ZM66 243H67V244H66ZM231 243H232V242H231ZM250 243L253 244L254 242H250ZM250 243H249V244H250ZM54 244H55V245H54ZM68 244H69L70 246H69ZM90 244H92V245H91V247H93L92 250H94V249H96V248H97L96 250H98L99 247L102 246L101 244H99V243H97V242H92V243H90ZM234 244H235V245H234ZM53 245H54V246H53ZM71 245H72V246H71ZM79 245H81V243H80ZM204 245H203V246H204ZM55 246H56V247H55ZM208 246H207V247H208ZM240 246H241V245H239V246L237 247V249H239ZM105 247H106V246H105ZM246 247H247V249L249 250L250 247H249V246H246ZM248 247H249V248H248ZM76 248H77V247H76ZM102 248H104V245L102 246ZM107 248H108V247H106L105 249H101V247H100L99 253L102 254V256H104L103 259H105V257L107 258V256H105L106 254L102 253L103 250H104L103 252H108V254H109V252H110V253H112V254H113V253H116V254L119 253L121 256H124V255L127 256L128 253H129V255H130V252H127V254H126L123 250H121V249L118 250L117 247H115V248L112 247V249H111V247L108 248V249H110V250H108ZM214 248H215V247H214ZM253 248H254V247H253ZM253 248H252V249H253ZM263 248H264V247H263ZM263 248H261V250H262ZM45 249H46V248H45ZM106 249H107V251H105ZM237 249H236V250H237ZM247 249H244V250H247ZM35 250H36V251H35ZM54 250H53V251H54ZM111 250H112V252H111ZM113 250H116V252H114ZM120 250H121V253H122V254L120 253ZM173 250H174V249H173ZM234 250H235V249H234ZM250 250H251V249H250ZM43 251H44V250H43ZM51 251H52V250H51ZM56 251H55V252H56ZM122 251H123L124 253H123ZM153 251H154V250H153ZM165 251H166V250H165ZM169 251L172 252L171 250H169ZM169 251H168V252H169ZM210 251H211V250H209V252H210ZM262 251H264V250H262ZM58 252H56V253H58ZM142 252H143V251H141V255H143ZM144 252H145V251H144ZM147 252H148V251H147ZM160 252L163 253L164 251H161V250H160ZM168 252L166 251V252H164V253H168ZM170 252H169V253H170ZM39 253H40V256H42L43 253H42L41 251H39ZM53 253H54V252H52V254H53ZM133 253H134V252H133ZM180 253H181V252H180ZM182 253H183V252H182ZM182 253H181V254H182ZM34 254H36V255H34ZM45 254H46V253H45ZM108 254H107V255H108ZM112 254H111V255H112ZM116 254H115V255H116ZM194 254H196V253H193L192 256H190V257L188 256V258H192V261H191V259H188L187 257L184 258V255H183V254L180 255V256H183V258H182V257H180V258H181V259H185V260H186V258H187V259H188V260H187L188 262L186 261V263H188V264H195V262H196V264H206V263L208 264V262L210 261V258H209V257H211L210 255H209V257H207L208 255H204V254H200V253H198V254H200V255L197 254V255H196L197 257H194ZM38 255H39V254H38ZM109 255H110V254H109ZM132 255H133V254H132ZM132 255H131V257L133 258ZM146 255H147V254H146ZM148 255H149V254H148ZM186 255H188V254H186ZM201 255L205 256V257H204V262H203V259H202V260H201V263H200V262L198 263V262H197V261H199L198 259H201V257H203V256H201ZM40 256H39V257H40ZM49 256H50V255H49ZM172 256H173V259L168 258V257H170V256H166L167 261H168V262L171 261L170 263H173V261L175 260V261H176L175 264H177V262H178L179 264H183L184 261H185V260H184V261H183V260L181 261V259L179 260V259H178L179 257H176L174 254H173ZM36 257H35V258H36ZM117 257H118V256H117ZM117 257L114 256V254H113V258H115V261H116ZM143 257H144V256L140 257V259L143 258ZM148 257H149V256H148ZM37 258H38V257H37ZM44 258H45V255H44ZM46 258H48V257H46ZM55 258H56V257H55ZM55 258H54V259H55ZM108 258L110 259V257H108ZM108 258H107V259H108ZM113 258H111V259H113ZM145 258H146V257H145ZM162 258H163V260H165L164 257H162ZM162 258H161V259H162ZM174 258H175V259H174ZM206 258H207V260H208V258H209V261L205 263V259H206ZM42 259H43V257H42ZM49 259H50V260H49L50 262H49V261H48V262L51 264V258H49ZM54 259H52V260H54ZM107 259H106V260H107ZM121 259H122V258H121ZM121 259L119 258V260H117L116 262L122 261ZM147 259H149V258H147ZM169 259H171V260L169 261ZM176 259H177V260H176ZM214 259H215V257H214ZM37 260H39V259H37ZM43 260H44V259H43ZM207 260H206V261H207ZM54 261H55V260H54ZM97 261H100V260H97ZM124 261H125V260H124ZM136 261H137V260H136ZM147 261H148V260H147ZM150 261H151V258H150ZM158 261H159V260H158ZM160 261H161V260H160ZM217 261H218V260H217ZM37 262L40 263L41 260H40V261H37ZM44 262H45V260H44ZM48 262H47V263H48ZM168 262H167V264H170V263H168ZM190 262H191V263H190ZM192 262H193V263H192ZM202 262H203V263H202ZM211 262L213 263V262H216V261H214V260L212 259ZM211 262H210L209 264H211ZM49 263H48V264H49ZM85 263H86V261H85ZM85 263H83V264H85ZM102 263H103V264H104V263H105V264H108V263H109V264H115V263H112V262H110V261H108V260H107V262H105V261H104V262H101V263L97 262V263H94V264H102ZM123 263H124V262H123ZM125 263H126V262H125ZM186 263H184V264H186ZM116 264H120V262H119V263H116ZM138 264H139V263H138ZM141 264H142V263H141ZM145 264H147V263H145ZM214 264H219V262L214 263Z\"/></svg>", "mask_w": 264, "mask_h": 264}, {"label": "built area", "instance_id": "obj_3", "mask_svg": "<svg viewBox=\"0 0 264 264\" xmlns=\"http://www.w3.org/2000/svg\"><path fill=\"white\" fill-rule=\"evenodd\" d=\"M156 2H157V0H149V1H148V6H149L150 8H153V7L155 6Z\"/></svg>", "mask_w": 264, "mask_h": 264}]
</instances>
